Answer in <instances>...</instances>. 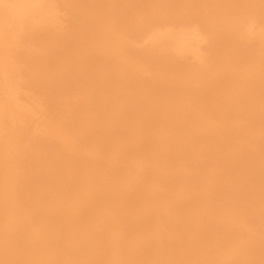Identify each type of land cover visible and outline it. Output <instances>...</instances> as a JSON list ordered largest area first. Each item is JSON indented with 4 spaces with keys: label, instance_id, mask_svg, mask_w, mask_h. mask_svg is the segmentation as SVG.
I'll use <instances>...</instances> for the list:
<instances>
[{
    "label": "rangeland",
    "instance_id": "1",
    "mask_svg": "<svg viewBox=\"0 0 264 264\" xmlns=\"http://www.w3.org/2000/svg\"><path fill=\"white\" fill-rule=\"evenodd\" d=\"M1 2H0V66H1V69H0V81H2L1 82V85H0V139L2 140H0V147H1V145H2V143L4 144V145H6V144H8V146H7V152L8 153H10V155H9V157H7V158H5V159H3L1 156V158H0V164H5L6 165V167H5V169H3V170H1L0 169V186H2V187H0V237H1V239H0V264H12L13 262V264H66L67 262V264H84V263H86L87 262V260H88V258H85V257H89L88 255H85V254H87V253H89L92 249V247H96V245H99L100 244V246H106L107 247V244H108V242L112 239V235H109L108 233H111L112 231H110V232H108V231H106L105 232V234H102L101 236L103 237V239L101 238L100 240H102V243H101V241L99 242V244L97 243L98 241L96 240V243L94 244H92V242L93 241H91V240H94V239H91V238H89V239H85L86 237L88 238V236L90 237V235H89V233H90V231L88 230V229H90V230H92L93 229V227L92 226H94V228H96V226L97 225H95L96 224V221L97 222H99L100 221V217H101V219H102V217H103V215L104 214H101L100 213V211L99 210H97V209H95L93 206H91V205H88V204H86V203H83V205L84 206H81L82 204H76V203H79V202H82V200L80 201V200H78V202H77V198H79V196H77V198H75V201L74 200H72L73 202H71V198L73 197V193H76L75 191L74 192H72V190H71V193L72 194H70V192H67V191H70V187L72 188L73 187V183L72 182H68L69 180H71V181H79V183H80V186H79V188H81V187H84V189H88L89 188V186H91V182H92V180H93V178H95V180L97 181V179H98V177L99 176H97V177H95L96 175H99L100 173H99V171H101V170H99L100 169V167H102V168H104L105 169V167L106 168H111V169H114V170H119V171H123L122 173H120V172H118V175L116 176L117 177V179L118 180H120L121 179V175H124L123 176V181H127L128 180V182L130 183H127L126 185H127V187H128V189H130V191H128V189H127V187L125 186V187H123V189L122 190H124L123 191V193L125 194V192H127L125 195H126V197L128 198V203H129V209L130 208H134L136 205H137V203L138 202H140V205L138 206V210H136V211H138L137 212V214H138V216H135L136 215V212L134 211V216L131 218V220H134V222H136L137 221V219L143 214V215H147V214H149L150 212H152V214H151V220H150V222H147L146 223V225H149L150 227H153V226H155L154 228H155V230H153L154 232H155V236L157 235V234H159V232L161 233V235L163 236L162 237V239L164 238H166V236L165 235H169L166 239H165V242H169V244L168 243H165L166 245H167V247L168 248H165V244H164V239H163V241H162V239H161V236H160V238H158V236H156V238H158V239H156V247H157V245L159 246V247H157V251H159V252H161L162 254L160 255H157V259H160L161 257H162V259H160V260H162V262L164 261V258H165V260H167V259H169V261L170 260H173L175 257H182L183 256V253L181 252V250H183V249H181V248H183V247H181V246H183L184 245V247L185 246H187V242H189V241H192V239H195V240H197V242L199 241L200 242V244H202L203 242L201 241V240H203V239H206V240H203V241H205V243L208 245H213V246H215V247H213L212 248V246L210 247L209 246V248L213 251V256L211 257V258H208V260H210L209 262L211 263V264H214V263H212L211 261H213V260H215V258H218V259H216V261L218 262V264H227V262L226 261H228L227 260V256L230 254V253H232V252H234V251H238L239 249H240V245H242V244H240V245H238L240 242H241V240L242 241H245V242H247L248 244H249V241H250V245H251V242H255V241H258V246H256V247H258L259 248V254H260V251H263L264 252V220H263V218H264V207L263 206H260V204H262V205H264V189L263 190H261L262 188H264V185H263V187L261 186L262 184H264V177H263V174H264V166H262V168L260 169V165H262L261 164V160L260 161H258L260 158L261 159H263V162H264V157H262L263 155H264V152H262L263 150H264V140H263V136H264V134H263V132H264V124H261L262 122L264 123V109H263V106H264V93L262 92V90L264 89V87L262 88L261 86H264V0H117L116 1V5L115 6H113V2H114V0H109V2H111V5L113 6V7H115V9L113 10V7L112 6H109V2L108 1H106V0H102V2L104 3V4H107V2H108V4H107V6L106 7H104V4L102 5L101 3L102 2H100V0L98 1V0H96L97 1V3H100L99 4V6H98V4L96 3V1L94 2V0H84L85 2H83L82 0H80V2H83L82 4L80 3V5H79V0H38V1H36V0H34L36 3H34V1L33 0H0ZM6 1H8V2H6ZM40 1V2H39ZM43 1V3H41ZM46 3H45V2ZM51 1H53V2H51ZM90 3H89V2ZM105 1H106V3H105ZM4 2V3H3ZM6 2V3H5ZM18 2V3H17ZM25 2V3H24ZM27 2H29V3H27ZM31 2V3H30ZM32 2H33V4H35V5H33L32 4ZM47 2H48V4H47ZM69 2V3H68ZM72 4H71V3ZM39 3V4H38ZM45 3V4H44ZM56 3V4H55ZM63 3H65V5L63 4ZM88 3V4H87ZM91 3H93L92 4V6H94V7H89L90 6V4ZM115 3V2H114ZM119 3V4H118ZM17 4H19V5H17ZM22 4V5H21ZM41 4H42V6H41ZM54 4V5H53ZM58 4V5H57ZM87 4V6H85ZM96 4V5H95ZM120 4H121V6H120ZM14 5V6H13ZM16 5V6H15ZM34 7V8H32V6ZM38 5H40V7L38 6ZM47 5H49V6H47ZM53 6V8L51 7V6ZM56 5V6H55ZM68 5V6H67ZM83 5V6H82ZM119 5V6H118ZM27 6H28V8H27ZM78 6L81 8V9H78ZM97 6V7H96ZM101 6H102V9H99V8H101ZM111 7V8H109V7ZM117 6L120 8H118V11H115V10H117L116 8H117ZM13 7H18V8H13ZM58 8V9H56V8ZM77 7V8H76ZM86 7H88L87 9H86ZM12 8L13 9H15V10H12ZM20 8H21V10H20ZM30 8H32L31 10H30ZM75 8V9H74ZM92 9L93 8V10H94V8L95 9H97L96 11L94 10V11H92V12H89V10L90 9ZM108 8H109V10H108ZM123 8H124V10H123ZM27 9V10H26ZM99 9V10H98ZM45 10H47V11H45ZM50 10V11H49ZM76 10V11H75ZM112 10V11H111ZM2 11V12H1ZM13 11H15V12H13ZM27 11V12H26ZM29 11V12H28ZM33 11V12H32ZM36 11V12H35ZM48 11H49V14H48ZM51 11H54V12H52L53 14L51 15L50 13H51ZM58 11V12H57ZM113 11H115L114 12V14H113ZM120 11V12H119ZM18 12V13H17ZM20 12V13H19ZM37 12H39V14L37 13ZM47 12V13H46ZM89 14H91V15H89ZM1 13H2V15H1ZM29 15H28V14ZM31 13V14H30ZM41 13V14H40ZM115 13H116V15L118 16V13L119 14H122V15H119L118 17L115 15ZM124 13V14H123ZM38 16H37V15ZM80 14V15H79ZM81 14H82V16H81ZM84 14V15H83ZM87 14V15H86ZM95 14V15H94ZM109 14H113V16L114 17H116V19H115V21H114V19L112 18L113 16H111V15H109ZM20 15V16H19ZM18 16V17H17ZM22 16V17H21ZM34 16V17H33ZM49 16V17H48ZM87 16H90L89 18L87 17ZM121 16H123L124 18L126 17V16H128V19H124V18H122ZM4 17V18H3ZM24 17V18H23ZM39 17V18H38ZM56 19H58V20H56ZM79 17H81V18H79ZM93 17V18H92ZM36 18V19H35ZM41 18H42V20H41ZM44 18V19H43ZM47 18V19H46ZM48 18H51V19H48ZM84 18V19H83ZM92 18V19H91ZM5 19V20H4ZM7 19V20H6ZM38 19H39V21H38ZM48 20V21H46V20ZM53 19V20H52ZM55 19V20H54ZM79 19V20H78ZM85 19H87L88 21H91V23L90 22H87V20H85ZM117 19H119V20H117ZM41 20V21H40ZM75 20H77V21H75ZM82 20H84L83 22H84V24H82ZM109 20H112L111 22H109ZM117 20V21H116ZM120 20L122 21V22H124V24H125V27L123 26L124 24L122 23V22H120ZM133 20V21H132ZM51 21V22H50ZM92 21H94V22H92ZM130 21V22H129ZM4 22V23H3ZM40 22H41V24L42 25H39L40 24ZM53 22V23H52ZM59 22H61V23H59ZM89 23V24H87V23ZM113 22H115V23H117V24H119V27H117L116 25H115V23H113ZM126 22H129V24L128 23H126ZM6 23V24H5ZM45 23V24H44ZM52 23V24H51ZM54 23H55V25H54ZM59 23V24H58ZM95 23V24H94ZM97 23V24H96ZM109 23V24H108ZM3 24V25H2ZM61 24V25H60ZM64 24V25H63ZM86 24H87V26L88 27H86ZM93 26H92V25ZM103 24H105V25H107V26H105V25H103ZM121 24H122V27H121ZM129 25L128 27L126 26V25ZM47 25V26H46ZM76 25H77V27H76ZM83 25V27H78V26H82ZM111 25H114L113 27L111 26ZM54 26V27H53ZM60 26V27H59ZM85 26V27H84ZM96 26V28L97 29H95L94 27ZM99 26V27H98ZM108 26H111V27H108ZM116 26V27H115ZM2 27V28H1ZM89 27H92V28H89ZM4 28V29H3ZM9 29H10V32L11 33H9V32H5V31H9ZM3 30V31H2ZM92 30H94V31H92ZM96 30H97V32H96ZM107 30V32H105ZM125 30V31H124ZM92 31V32H91ZM4 33V34H3ZM185 33H186V35H185ZM6 34H9V36L8 35H6ZM10 34H12V35H10ZM64 34H66V36L64 35ZM68 34H70V36H68ZM97 34V35H96ZM173 34H177V36H172ZM62 35H63V38H64V36L67 38H65L66 40H68V39H72V38H70V37H74L73 39H74V41H75V39L77 40L75 43H77V45L79 44V43H81L82 45H80L79 44V47L74 43V44H69L70 42L71 43H73V39L72 40H69L70 42L68 43L66 40V42L68 43H66L67 44V47L65 46L66 44H62V43H65L64 42V40H62L63 38H61L62 37ZM72 35V36H71ZM75 35H77V37L75 38ZM179 35V36H178ZM188 35V36H187ZM6 36H8V37H6ZM12 36H14L13 38H12ZM5 37V38H4ZM10 37V38H9ZM59 37V38H58ZM166 37V38H165ZM4 38V39H3ZM9 38V39H8ZM56 38V39H55ZM57 38H58V40L59 39H61L62 41L61 42H59L58 40H57ZM77 38H81V39H77ZM94 38V39H93ZM102 38H103V41L105 42H103L102 41ZM109 38H111V39H108ZM168 38V39H167ZM174 38V39H173ZM223 38V39H222ZM236 40H235V39ZM6 39V40H5ZM13 40V41H11V40ZM107 39V40H106ZM118 39H121L120 41L118 40ZM158 39V40H157ZM223 40L222 41V43H221V41H219V40ZM224 39H225V43L227 44L229 41V43H231V41L232 40H230V39H234V41H235V43H237V41H239L238 43H237V45L235 46V44H234V50H233V44L231 43V45H229V46H231V48L232 49H230V47L229 46H227L226 44V46H227V48H225V47H223L224 45H222V47L224 48L223 49V51H222V48H221V45H220V43L221 44H224L223 42H224ZM52 40H54V41H56L55 42V44H52V43H50ZM90 40H92L91 41V43H89L90 42ZM94 40V41H93ZM101 40V41H100ZM115 40V43H113V41ZM126 40V41H125ZM227 40H229V41H227ZM6 41V42H5ZM14 41H16V42H14ZM54 41H53V43H54ZM97 41L99 42V43H97ZM107 41H111L112 42V44H113V48H112V45H111V43H109V42H107ZM219 41V43H218V45H217V42ZM227 41V42H226ZM14 42V43H13ZM57 42H59V43H57ZM87 42H88V44H87ZM118 42V43H117ZM119 42H121V43H119ZM123 42H125L124 44H123ZM171 44V46H170V44ZM216 42V43H215ZM5 43V44H4ZM11 43V44H10ZM13 43V44H12ZM107 43V44H106ZM108 43H109V45H108ZM239 43H240V47L239 48H237V49H235L236 47H238L239 46ZM10 44V45H9ZM52 44V45H51ZM57 44H58V46H60V47H58L57 46ZM64 45V47H66V48H64L63 46L61 47V45ZM84 44V45H83ZM89 44H90V47L88 48L87 46H89ZM105 44V45H104ZM117 44V45H116ZM118 44H119V47H118ZM121 44H122V46H121ZM4 45V46H3ZM5 45H7V46H5ZM53 45H56V47L58 48V50H59V52H55L54 53V51H56L55 49H57L55 46L52 48V46ZM70 45H75V46H77V47H74L73 46V48H70V47H72V46H70ZM87 45V46H86ZM93 45V46H92ZM101 45V46H100ZM106 45L109 47H107L108 49H111V50H109V51H111V53H108L109 51H108V49L106 50L105 49V47H106ZM117 47V49L115 48V46ZM125 45H126V47H125ZM214 45H217L218 46V48L220 47L221 49H220V51H218L219 49L217 48V46H215L214 47ZM8 46H10L9 48H8ZM182 46V47H181ZM5 47H7L6 49H5ZM68 47H69V50H70V52H69V50H67L68 49ZM87 47V48H86ZM93 47V48H92ZM104 47V48H103ZM120 47H122L121 49H122V51L119 49ZM129 47V48H128ZM174 47V48H173ZM186 47H188V49L186 48ZM229 47V48H228ZM60 48H64V49H66V50H64V49H61V51H60ZM101 48H103V49H101ZM115 48V49H114ZM124 48V49H123ZM183 48V49H182ZM190 48V49H189ZM86 49H87V52H88V54H89V56H88V54H86L87 52H86ZM88 49H89V51L91 50L92 52H90L89 53V51H88ZM101 51H100V50ZM127 49H129L128 51H127ZM214 49H216L215 51L217 52H219L220 54H221V51L222 52H230V53H225V54H223L222 53V55H218L217 54V56H218V60H217V56H216V52L214 51ZM241 51H240V50ZM3 50V51H2ZM6 50V51H5ZM9 50V52H7ZM50 50H53V52L52 51H50ZM62 50H63V52H62ZM94 50H96V51H98L99 50V52L98 53H96V56H97V58H99L101 55V60L103 61L104 60V62H102L100 59H97L96 57V60H98V61H96L95 60V58L93 57V54H95V53H93V51ZM103 50V51H102ZM125 50H126V52H128V54L132 57V59H131V57L128 55V54H126V52H125ZM225 50H227V51H225ZM231 50H233V51H231ZM235 50H239V51H236L235 53L238 55V53L240 52H242V50L244 51V53L242 52V55H240V53H239V55H238V60L235 58L237 55L236 54H231V53H233ZM66 51H68V53L66 52ZM105 51H108V52H106L105 54H106V57H105V54H104V52ZM118 51V52H117ZM119 51H121V56H119ZM124 51V54L122 53ZM4 52H5V55H4ZM61 52H62V54H64V56L63 55H61ZM114 52V53H113ZM217 52V53H218ZM238 52V53H237ZM8 53V54H7ZM58 54L59 53V58H58V55L56 54V55H51V54ZM73 53V54H72ZM2 54V55H1ZM10 54V55H9ZM80 54V55H79ZM83 54H84V57H90V55H92V57L89 59V61H91V62H93V61H95V62H93V63H91V62H88V60L86 59L85 60V58L83 57ZM98 54V55H97ZM103 54H104V56H103ZM228 55V57H230L231 56V59L229 60L228 59V57H227V59L229 60V61H227V59H225L226 57H224L223 55ZM66 55H68V57L66 56ZM109 55V56H108ZM124 55H125V57H124ZM235 57H234V56ZM6 56H8V57H6ZM11 58H10V57ZM53 56V57H52ZM54 56H56L55 58H54ZM80 56V57H79ZM81 56L83 57L82 59H81ZM117 57L118 56V58H115V60L116 59H119L118 60V62L117 61H115L114 60V57ZM123 56V57H122ZM129 58H127V57ZM220 56L222 57V58H224L223 60H222V58L220 59ZM233 56V57H232ZM241 56V57H240ZM63 57V59H61V58ZM73 57L75 58H77V57H79L77 60H76V58L75 59H73ZM103 57V58H102ZM108 57V58H107ZM122 57V58H121ZM7 58V59H6ZM107 59V61L105 60V59ZM109 58H111V59H109ZM152 58H153V60H152ZM235 58V59H234ZM4 59H6V60H8V61H6V62H4ZM11 59V60H10ZM52 59H53V61H52ZM54 59H56V60H54ZM59 59H61V60H59ZM72 59H73V63L71 62L72 61ZM83 59H84V62H83ZM127 59H128V61H129V63H128V61H127ZM135 59V61H133ZM216 59V60H215ZM3 60V61H2ZM13 60V61H12ZM57 60H59L58 62H57ZM63 60H64V62L66 63V61H68L67 63H68V65H70L71 67H69L68 65H66L65 64V67L64 66H59L60 65V63H62L63 62ZM81 61V63H80V61ZM111 60H114V62L112 63V62H109V61H111ZM124 60V62L126 63L125 65H124V63H122V62H119V61H123ZM126 60V61H125ZM151 60V61H150ZM226 60V61H225ZM234 60V61H233ZM54 61H56V63H54ZM105 61H106V63H107V66L109 67V68H107V66H106V63H105ZM133 61V62H132ZM161 61V63L162 64H164V65H160L161 67H159V64L160 63H158V62H160ZM216 61V62H215ZM218 61V62H217ZM221 61V63L220 64H222V62H225V64H222L221 66L222 67H220V64H218L219 66H217V67H219V68H215L214 66H216L217 65V63H219ZM237 61V62H236ZM13 62V63H12ZM60 62V63H59ZM63 62V63H64ZM97 62H101L103 65H104V67L106 68V69H112V68H114V69H112L111 71H113V73L112 72H109L108 71V73H107V80H108V77H109V79H111V74L112 75H115L116 74V72L117 71H121L122 70V67L124 68V67H126V70H127V68L129 67V65H130V62L132 63V66H133V68H132V66L130 65V69H136V74L137 73H139V75H141V76H139L138 74V76L141 78H139L138 76H136V74H135V72H133V71H131L129 68H128V70H129V72H130V76H128L129 75V72H127L126 73V70L125 69H123L122 70V72H123V74H122V76H125V73H126V76L125 77H127L126 79L124 78V77H122L120 74L122 73V72H120V74H116V79H111V80H108V83L106 84V86H104L105 85V82H107V80L105 79L104 80V78H106L105 77V74H106V72H107V70L104 68V67H101V63H97ZM149 62V63H148ZM153 62H154V64H153ZM157 62V65L155 64ZM169 62H171V64L169 63ZM230 62H232L231 64H230ZM9 63V64H8ZM55 65H54V64ZM62 63V64H63ZM72 63V64H71ZM79 63V64H78ZM89 64V66H88V64ZM91 63V64H90ZM121 63V64H120ZM134 63V64H133ZM150 63L151 64H153L152 66L150 65ZM169 63V64H168ZM214 63H216V65L214 64ZM235 63H237L236 65L239 67V68H237V70H235L236 69V65H235ZM7 64V65H6ZM14 64H16V66L14 65ZM57 64V65H56ZM61 64V65H62ZM75 64V65H74ZM79 65L78 67H76L77 65ZM82 64H84L85 65V67L84 66H82ZM115 65V66H113L112 67V65ZM129 64V65H128ZM142 64V65H141ZM146 64V65H145ZM166 64H167V66H166ZM211 65V66H208V65ZM214 64V65H213ZM5 65V66H4ZM74 65V66H73ZM91 65V66H90ZM118 65V66H117ZM137 65H139V67H140V71H139V68H138V66ZM170 65V66H169ZM172 65V66H171ZM174 65H176V66H174ZM10 66H12L11 67V69L9 68ZM14 66H15V69H14ZM93 66V67H92ZM96 66H98V69H95V68H97ZM142 66H143V68H142ZM178 66V67H177ZM181 66V67H180ZM233 66V67H232ZM16 67H17V69H16ZM42 67V68H41ZM57 67V68H56ZM64 67V68H63ZM82 67H84V69L82 68ZM88 67L90 68L91 67V69H88ZM101 67V68H100ZM135 67H137V68H135ZM214 67V68H213ZM232 67V68H231ZM5 68V69H4ZM7 68V69H6ZM56 68V69H55ZM65 68L67 69V70H65ZM74 68V70L72 71V69ZM80 68H82V70L80 69ZM85 68H86V70H85ZM101 69V72H100V69ZM104 68V69H103ZM142 68V69H141ZM210 68H211V70H210ZM227 68V69H226ZM229 68V69H228ZM10 69V70H9ZM63 69V70H62ZM69 69V70H68ZM120 69V70H119ZM212 69H215V70H212ZM2 70V71H1ZM5 70H6V72H5ZM15 70V71H14ZM57 70V72H55V71ZM58 70L59 71H61V73L60 72H58ZM75 70H77L78 71V73H77V75H75L76 73H74V72H76ZM83 71V70H85V73L83 72L82 73V75L81 76H79L78 77V75H80V73L79 72H81V71ZM90 70V71H89ZM102 70H103V72L105 73H103L102 72ZM104 70H106V72L104 71ZM127 70V71H128ZM165 70H167V71H165ZM218 71V73L219 74H221V75H219V74H217L216 72ZM221 70V71H220ZM235 70V71H234ZM242 70V71H241ZM11 71H13V72H11ZM64 71H65V74H64ZM70 71V75L68 74V72ZM88 71V72H87ZM91 71H93V74H92V72ZM97 71H99L100 73H101V78H100V73L99 72H97ZM125 71V72H124ZM148 71V72H147ZM207 71V72H206ZM216 71V72H215ZM236 71H239V72H236ZM31 73V75H30V73ZM62 72H63V74H62ZM86 72H87V74H86ZM96 74H99V75H97V76H99V77H97V76H95V73ZM119 72H117V73H119ZM131 72H133V73H131ZM145 72V73H144ZM168 73V74H166V73ZM174 72V73H173ZM230 72H232V73H230ZM12 73H13V75L14 76H11L12 75ZM33 73H35V74H38V75H33L32 76V74ZM49 74V76H50V78L48 77H46V75L48 76V74ZM50 73H52V74H50ZM57 73H60V74H57ZM89 73L91 74V75H89ZM165 73V74H164ZM212 73V75H210ZM215 73V74H214ZM230 73V74H229ZM8 74V75H7ZM44 74V75H43ZM53 74H55V76H52ZM86 74V75H85ZM162 74H164V76L162 75ZM230 76H229V75ZM241 74L242 75H244V76H242V77H240L241 76ZM3 75V76H2ZM24 78H22L21 76ZM40 75V76H39ZM63 75V76H62ZM64 75H65V77H64ZM83 75H85V76H83ZM87 75H88V77H87ZM102 75H104V76H102ZM118 75H120L121 76V78L118 76ZM142 75H144L143 77H142ZM166 75H167V78H166ZM202 75H204V77L202 76ZM227 75V76H226ZM234 75V76H233ZM236 75V76H235ZM256 75V76H255ZM17 76V77H16ZM20 78H19V77ZM45 76V77H44ZM61 76V77H60ZM84 77V79H81V78H83ZM91 76H92V78H91ZM93 76H94V78L96 79L97 78V80H98V82L93 78ZM131 76H132V78H131ZM135 76L139 79L137 82V84H136V80H137V78H135ZM210 76H212V77H210ZM255 76V77H254ZM262 76V77H261ZM4 79H3V78ZM31 79H30V78ZM39 77V78H38ZM42 77H44V78H42ZM54 77V78H53ZM59 77V78H58ZM72 79L73 78V80H71L70 78ZM77 79H75V78ZM81 77V78H80ZM89 77H90V80H88L89 79ZM102 77H104V78H102ZM115 76H112V78H114ZM130 77V78H129ZM136 79L134 82L132 81L131 82V80L132 79H134V78ZM155 77V78H154ZM216 77V78H215ZM219 77V78H218ZM227 77V80L225 79ZM245 77V78H244ZM254 77V79H255V82L257 83L258 82V80H260V82L259 83H255L257 86H259V87H261V88H259V87H257V88H259V90L255 87V84L253 85V83H254V79H251V78H253ZM260 77V78H259ZM22 78V79H21ZM33 78H35V79H33ZM40 78H42V79H40ZM47 78V79H46ZM53 78V79H52ZM62 78V79H61ZM85 78H87V80L85 79ZM208 78H210V79H208ZM217 78H218V80H217ZM223 78V79H222ZM241 78V79H240ZM244 78V79H243ZM248 78V79H247ZM8 81H7V80ZM37 79V81H35ZM40 79V80H39ZM52 79V80H51ZM55 79H56V81H55ZM67 79V80H66ZM81 79V80H80ZM100 79H102V82H101V80ZM121 79V80H120ZM128 79H130V80H128ZM168 79V80H167ZM215 79V80H214ZM222 79V80H221ZM231 79V80H230ZM239 79H240V81H239ZM242 79H243V81H242ZM82 80H83V82H82ZM100 80V81H99ZM118 80V81H117ZM142 80H144L145 82H142ZM165 80V81H164ZM211 80V81H210ZM238 80V83H239V85L237 84V81ZM245 80H246V82H245ZM44 81V82H43ZM89 81V82H88ZM91 81H94V83L93 82H91ZM113 81H116V83H114L113 84ZM119 81H121V83L119 82ZM127 81V82H126ZM241 81L243 82V84L241 83ZM248 81H250V83L248 82ZM16 84H15V83ZM41 83V85H40V83ZM47 82L49 83V84H47ZM59 82V83H58ZM73 82V83H72ZM76 82H79V83H77L76 84ZM85 82L87 83V86L85 85ZM91 82V83H90ZM99 82H101V83H99ZM130 82V85H129V87L131 88V89H129V87H128V83ZM150 82V83H149ZM156 84H155V83ZM169 82V83H168ZM176 82H177V84H176ZM210 82V83H209ZM215 82H216V84H215ZM236 82V83H235ZM15 84L16 86H13V84ZM39 83V84H38ZM46 83V84H45ZM55 83V84H54ZM61 83V84H60ZM74 83H75V85H74ZM98 83V84H97ZM109 83H111V84H113L112 86H111V84H109ZM119 83H120V85L122 86V89H121V87H120V85H119ZM123 83V84H122ZM127 83V84H126ZM134 83V84H133ZM162 83V84H161ZM173 83V84H172ZM232 83H234L233 85H238L239 86V88H237V86L234 88V90H233V85H232ZM241 83V84H240ZM245 83H247V86H250V84H251V86L248 88V87H246L245 86ZM249 83V84H248ZM260 83H262L261 85H259ZM72 84V85H71ZM81 84V85H80ZM93 84V85H92ZM102 84V85H101ZM115 84H116V86H117V89H118V86L120 87L119 88V90H121V92L119 91V90H117L116 89V87H115ZM125 84L127 85V87H125ZM140 84H142V86L140 85ZM146 84V86H144ZM147 84H151V86L150 85H148L147 86ZM153 84V85H152ZM159 84V86H157ZM168 86H167V85ZM212 84H215V85H212ZM9 85V86H8ZM43 85V86H42ZM100 85V86H99ZM108 85V86H107ZM123 85H124V89H123ZM137 85H139V86H137ZM174 85V86H173ZM176 85H178V86H176ZM232 85V86H231ZM241 85V86H240ZM21 86V88H19ZM47 88H46V87ZM79 86L81 87V88H79ZM90 86H92V87H90ZM94 86V87H93ZM153 86V87H152ZM162 86V87H161ZM173 87V89H172V87ZM208 86V88L207 89H205L206 87ZM210 86H212V88H210ZM215 86V87H214ZM232 87V89L230 90V87ZM254 86V88H256V89H254L255 91H253V89H250V88H252ZM45 87V88H44ZM62 87V88H61ZM66 87H67V89H66ZM85 88V91H84V88ZM99 87H101V88H99ZM111 87H114V94H118V92L117 91H119V94H120V96L121 95H124V98H125V95H129L128 97H126L125 99L124 98H122V99H124V101L125 100H127L129 97H130V95H131V97L133 96V98L135 97L136 98V96H138V99H142L143 101H144V99H146V97L145 98H143L144 96H146L147 94H149L150 93V91H151V93H150V95H147V99L144 101V104H145V106H143L144 104H141V103H143V101H140V100H138L137 98H136V102L135 101H132V100H134L133 98H131L132 100H127V101H129V102H121V99H120V96L119 95H117V97H119V100L118 99H116L117 97H116V95H115V97L116 98H114V96H112V95H108V93H109V91H113V90H109L108 88H111ZM134 87H138V89H136V88H134ZM146 88L148 91H149V93L148 92H146V91H144L143 93H140L141 91H143V90H145L144 88ZM148 87V88H147ZM151 87V88H150ZM168 87L170 88V90L168 89ZM175 87H176V90H175ZM242 87L244 88L245 87V89H242ZM7 90V92L4 90ZM10 88V89H9ZM96 90V92L94 91V89ZM103 88V89H102ZM143 88V89H142ZM248 88V89H247ZM2 89V90H1ZM13 89H14V91H13ZM15 89H17V90H15ZM20 89H22V90H20ZM42 89V90H41ZM80 89H82V90H80ZM91 89V90H90ZM93 89V90H92ZM99 89V90H98ZM111 89H113V88H111ZM127 89H128V91H127ZM141 89V90H140ZM158 89V90H157ZM210 89V93H208L209 90ZM212 89H213V91H212ZM235 89H236V91H235ZM238 89V90H237ZM239 89H242L241 91H242V93H241V91L239 90ZM261 89V90H260ZM62 92H61V91ZM79 90V91H78ZM88 90H90V91H88ZM109 90V91H108ZM116 90V91H115ZM122 90H124V91H122ZM133 90V93L131 94V91ZM139 91L140 90V92L139 93H137L136 91ZM155 90V91H154ZM174 90V91H173ZM216 90V91H215ZM233 90V91H232ZM244 90H246V92H243ZM12 91V92H11ZM60 91V94L62 95H58V92ZM70 91H72V92H70ZM91 91H93V93L91 92ZM107 91V92H106ZM166 91H168L166 94L168 95V97H167V95L164 93V92ZM177 91V92H176ZM223 91H224V93H223ZM237 91H239L240 93L238 94V92ZM258 91V92H257ZM261 91V92H260ZM264 91V90H263ZM16 92H18L17 94H16ZM67 92V93H66ZM82 92V93H81ZM91 92V93H90ZM127 92H129V93H126ZM162 93L163 95L165 94L166 95V97H165V95L163 96V95H161L162 96V100L160 99L161 98V96L159 95V93ZM171 94H170V93ZM233 92H234V94H233ZM256 92H257V94H256ZM259 92H260V94H262L260 97H261V99H263V101H261L260 100V102L262 103V105H259V98L260 97H258V95H260L259 94ZM15 93V94H14ZM57 94V96H56V94ZM63 93H64V95H63ZM69 93V94H68ZM87 93V94H86ZM95 93V94H94ZM101 93H102V95H101ZM122 93V94H121ZM147 93V94H146ZM209 96L208 98H207V96H206V94ZM250 93V95L252 96V97H254V96H256V97H254L253 99H252V97H250L249 98V94ZM75 94V95H74ZM83 94V95H82ZM85 94V95H84ZM92 94H94V96L96 97H94ZM97 94H99V95H97ZM105 94H106V99H105V101H102V100H104V96H105ZM109 94H113V92L112 93H109ZM113 94V95H114ZM135 94H136V96H135ZM140 94V95H139ZM146 94V95H145ZM155 94H157L156 96H155ZM212 96H211V95ZM245 94H247V98H249V99H246L244 96H246ZM68 97H67V96ZM72 95V96H71ZM89 95V97L87 98V96ZM143 96L142 98H140L139 96ZM152 95V96H151ZM158 95L160 96V98L158 97ZM202 95V96H201ZM222 95V96H221ZM236 95H239V97L238 96H236ZM5 98H3V97ZM10 98H9V97ZM75 96V97H74ZM93 96V97H92ZM149 96V97H148ZM170 96V97H169ZM205 96V97H204ZM225 96V97H224ZM241 96V97H240ZM71 97V98H70ZM80 99H78V98ZM91 97V98H90ZM122 97V96H121ZM153 97V100H151V99H148V98H152ZM165 97V100L163 99ZM222 97V98H221ZM223 97H224V100H222L223 99ZM238 97V98H237ZM243 97V99L245 98V102L247 103V101H251L250 102V104H253V106H251L250 104H249V102L247 103V104H245V103H243V99H241L240 100V98H242ZM258 97V98H257ZM12 98V99H11ZM14 98V99H13ZM64 98V99H63ZM65 98H68L67 100L65 99ZM108 98H109V101H111V102H109L108 103ZM197 98V99H196ZM228 98V99H227ZM236 98V99H235ZM4 100V102H3V100ZM16 99V100H15ZM55 99V100H54ZM78 101V102H76V100ZM85 99L88 101H85ZM92 99H93V102L94 101H97V102H94V103H92L91 101H92ZM112 99L115 101V102H117V103H112ZM130 99V98H129ZM157 101H156V100ZM215 99V100H214ZM221 99V100H220ZM234 99V100H233ZM256 99V100H255ZM38 100H39V102H38ZM58 101V104H57V101ZM75 102H74V101ZM82 100V101H81ZM100 101V103H99V101ZM148 100H149V102H148ZM153 102L154 100V103L155 104H157V103H160V104H157V105H159L162 109H163V107H165L166 106V104H167V106H166V108H169V111L170 110H172V108H174V107H176V109H177V107H178V109H182L181 110V112L177 109H175L174 108V111H171V112H167V110L168 109H166L165 110V108L163 109V110H165L164 112L165 113H168L170 116H169V118L168 117H166V116H168L167 114L165 115L164 114V112H161V111H163L161 108L158 110H156V109H153V108H159L157 105L156 106H154L155 104L153 103L152 104V102ZM162 101V103H164V102H166V103H164V105H163V107H162V103H161V101ZM170 100V101H169ZM217 100V101H216ZM232 100V101H231ZM253 100H255L256 101V103H255V101H253ZM37 101V102H36ZM63 101L65 102V104H67V107L69 108V110L67 109V112H66V108L64 109L63 108ZM69 101V102H68ZM72 101V102H71ZM107 101V103H103V102H106ZM113 101V102H114ZM130 101H131V103H130ZM138 101H140V102H138ZM160 101V102H159ZM169 101V102H168ZM224 101H227V102H223ZM237 101L239 102L238 104H236L237 103ZM240 101L242 102V104H240ZM253 101V102H252ZM81 102V103H80ZM84 102V103H83ZM136 103V104H132V103ZM157 102V103H156ZM217 102H218V104H217ZM231 102V103H230ZM236 102V103H235ZM3 103V104H2ZM9 104V106H8V104ZM96 103H97V105H99V104H101L98 108L96 107L97 105H96ZM99 103V104H98ZM103 103V104H102ZM138 103H140L142 106H143V109H147V111H145V113H144V110H142L141 111V105H140V107L138 106L137 107V105H138ZM147 103V104H146ZM151 105H149V104ZM228 103H230V104H228ZM258 103V104H257ZM9 107V108H7V106ZM12 104H14V105H12ZM45 104V105H44ZM64 104V105H65ZM74 106V107H72V105ZM76 104V105H75ZM81 104V105H80ZM83 104V105H82ZM106 104V105H105ZM111 105V107H112V112H114L115 110H116V112H117V110H118V107L120 108V107H122L123 106V108H125V109H123V108H120L119 109V111H120V113H122V121H121V127H127V125L126 124H128V123H130V122H133V120H134V118H135V120H136V123L137 122H139L138 120H140V121H144V125L146 126V129H147V127H148V129H150V130H146V132H143L142 134L140 133V134H138V136L139 137H136V136H134V139H135V142L137 141L138 143H135L134 142V139L133 138H131L130 137V140H128V138L129 137H126L128 134H126V133H123L124 134V137H123V134H122V138H121V134L120 135H118V137L117 138H115V140L113 139V141L112 140H109V139H104L103 138V136L105 135V133H103V131L105 132V126H103V127H100V124H98L99 122H100V120H101V117H102V115H100V114H107V115H104L102 118L104 119H102L101 121H103V122H105L106 121V119H107V116H111V114H109V112H111V109L109 110V111H107V112H105V111H102V110H104V108L105 107H109V105ZM114 104H116V105H114ZM118 104V105H117ZM121 106H120V105ZM170 104V106L168 107V105ZM228 104V105H227ZM231 104L233 105V104H236V106H234V107H236L235 108V110H233L234 108H233V106H231ZM249 104V105H248ZM256 104H257V107H258V109H257V107H256ZM40 105V106H39ZM55 105V106H54ZM87 105L89 106V107H87ZM91 105H93V107H92V109H91ZM94 105H95V107H94ZM126 105H128V108H130L131 106H133L134 108H137V111H136V113H135V115H134V113L132 112V108H130V109H128L127 108V106ZM131 105V106H130ZM146 105H147V107L148 108H146ZM149 105V106H148ZM220 105L221 106H223L222 108L220 107ZM242 105H245V106H247V109H246V107L245 106H242ZM255 105V106H254ZM4 106H5V109H4ZM16 106V107H15ZM77 106V107H76ZM82 106V107H81ZM116 106V108L117 109H115L114 110V107ZM130 106V107H129ZM154 106V107H153ZM212 107L213 108V110L215 111H213L212 110V108H211V110L213 111H211L210 110V112H208V113H211L210 114V116H209V114L208 113H206V114H208V115H205V116H202V114L204 113H202V111H201V109L202 108H205L203 111H205V112H207L208 110L207 109H210L209 107ZM217 106V108H221V109H218V110H221V111H217V108H215ZM227 106V108L226 109H224V111H223V108H225ZM228 106H230V107H228ZM251 106V108H249L248 109V107H250ZM28 107V108H27ZM100 107H102L101 109H100ZM111 107H109V108H111ZM182 107V108H181ZM238 107H239V111L237 110L238 109ZM256 107V108H255ZM20 108V109H19ZM86 110V113H85V110ZM87 108V109H86ZM95 108V111L93 110ZM150 108L152 109V110H150ZM232 108V109H231ZM254 108V109H253ZM260 108V109H259ZM10 109V110H9ZM20 111H19V110ZM30 109V110H29ZM42 109V110H41ZM89 109L91 110V111H89ZM99 109V110H98ZM139 109H140V111H139ZM148 109H149V111L150 112H148ZM229 109H231V111L229 110ZM244 109V110H243ZM252 109H253V112H251V115H250V110L252 111ZM257 109V110H256ZM262 109V110H261ZM12 110H15V111H12ZM21 110H22V112H21ZM26 110V111H25ZM114 110V111H113ZM121 110H126L125 112H122ZM155 110V111H154ZM188 110V111H187ZM225 110H226V112H225ZM227 110H228V113H230L231 115H235V114H237V115H239V117L236 115V116H232V117H230V115L227 113ZM237 110V111H236ZM246 110L248 111L247 113H246ZM257 111V114H255V111ZM2 111V112H1ZM10 113H9V112ZM35 111V112H34ZM38 111H39V113H38ZM44 111V112H43ZM76 111V112H75ZM84 111V112H83ZM119 111L117 112L118 114H120L119 113ZM130 112L129 114H127L126 112ZM139 111V114H137V112ZM175 111H176V113H175ZM187 111V112H186ZM193 111H195V113L193 112ZM199 111V112H198ZM225 112V114L223 113V112ZM236 113H235V112ZM240 111H242V115H241V113H239ZM245 111V112H244ZM14 112H16V113H14ZM34 112V113H33ZM37 112V113H36ZM95 112V113H94ZM99 112H100V114H99ZM111 112V113H112ZM115 112V113H116ZM144 114H147L146 115V117H144L145 115H143V113ZM146 112H148V113H146ZM154 112H160L159 114H163V115H165L164 117H163V115L161 114V115H159V114H157V117L155 118V116H156V113H154ZM173 112H174V118H172L171 116H172V114H173ZM185 112V113H184ZM193 112V113H192ZM258 112H261L260 114L258 113ZM19 113V116H20V114H21V116L20 117H18V115H16V114H18ZM33 113V114H32ZM69 113V114H68ZM83 113H85V114H83ZM92 113H94V114H92ZM97 113V114H96ZM116 113V114H117ZM132 113H133V115L135 116H132ZM150 113H153V119H152V117H151V114ZM170 113H172V114H170ZM192 113V114H191ZM200 113H202V114H200ZM217 113H218V115L220 114L221 116H222V113H223V117H224V119L219 115H217ZM252 113H254L253 114V116H254V118H257L258 119V117L259 118H261V119H263L261 122H260V119H259V121L258 122H260V123H258L257 122V119H254L253 117H252ZM3 114V115H2ZM11 114V115H10ZM45 114V115H44ZM82 114V115H81ZM109 114V115H108ZM115 114V115H116ZM117 114V115H118ZM124 114V115H123ZM148 114H149V116H150V118L152 119V120H154V119H159L160 117H158V115L159 116H161V118L163 117V118H168L167 120L166 119H164L165 121H164V123H162L163 121H161V120H163V119H159L161 122V124H160V126L161 125H163V126H159L158 127V125H159V123H157L156 124V122L158 121V120H154V121H150V118H148L149 119V121H148V119H147V116H148ZM178 115V117H176L175 118V115ZM179 114H180V116L183 114L184 115V117H180L179 116ZM188 114V115H187ZM205 114V113H204ZM214 114H216V116H218V117H221V120L223 119L227 124H228V127H230V128H232L231 130L232 131H235V133L233 134V132L232 131H229V129H227L228 127H227V125H222V123H223V120H222V122H218V121H221L220 120V118H219V120L216 118V116L214 115ZM262 115V117L261 116H259V115ZM6 116V120H5V116ZM15 115V116H14ZM32 115V116H31ZM41 115V116H40ZM98 115H99V117H100V120L98 119L99 117H98ZM127 115H130V117L132 116L133 117V119H132V117H131V120L129 119L128 120V116ZM138 115V116H137ZM182 115V116H183ZM191 115V116H190ZM192 115H193V117H192ZM226 115H228L229 117L227 118L226 117ZM246 115V117L247 118H250V117H252V118H250V119H252L251 121H249L250 119H246V117L245 118H243L244 116ZM250 115V116H249ZM255 115H256V117H255ZM42 116H44V117H42ZM85 116H87L86 117V119H85ZM106 116V117H105ZM126 116V117H125ZM142 116V117H141ZM192 120H190V119H188V117ZM196 116V117H195ZM203 118H202V117ZM211 116H212V118H211ZM258 116V117H257ZM23 117V118H22ZM33 117H34V119H36V120H34L33 119ZM35 117H37V118H35ZM50 119H49V118ZM84 117V118H83ZM96 117V118H95ZM98 117V118H97ZM201 117V118H200ZM205 117V118H204ZM238 117V118H237ZM9 118V119H8ZM17 118V119H16ZM22 118V119H21ZM40 118V119H39ZM44 118H47V119H44ZM85 119V120H81V119ZM138 118H140V119H138ZM146 118V119H145ZM183 118V119H182ZM186 118V119H185ZM207 118V119H206ZM226 118H227V121H229V120H231V123L230 122H227L226 121ZM231 118H233V119H231ZM236 118H237V120L238 121H240V122H238L237 120H236ZM25 119V120H24ZM27 119H28V121H27ZM33 119V120H32ZM44 119V120H43ZM178 119V120H177ZM181 119V120H180ZM195 119V120H194ZM198 119H200V120H203V121H198ZM205 119V120H204ZM243 119H245V120H243ZM254 119V120H253ZM1 120H3V121H1ZM10 120V121H9ZM22 120V121H21ZM57 120V121H56ZM95 121V123H94V121ZM135 120H134V122L132 123L133 125H134V123H135ZM172 120V121H171ZM174 120V121H173ZM197 120V121H196ZM216 120H218V121H216ZM232 120H234V122L237 124H234V122H232ZM45 121V122H44ZM50 121V122H49ZM92 122V123H90V122ZM96 121H99V122H96ZM146 121H147V123H148V126H147V123H146ZM168 121V122H167ZM242 121V122H241ZM255 121V122H254ZM6 124H5V123ZM11 122V123H10ZM53 122H54V124H53ZM56 122V123H55ZM83 122H85V123H83ZM103 122H100L101 124L103 123ZM150 122H154L153 124L152 123H150ZM159 122V121H158ZM191 122H194V124L193 123H191ZM204 122V123H203ZM207 122V123H206ZM217 122V123H216ZM246 122V123H245ZM248 122L250 123H253V124H255L256 126L255 127H251L253 124H251L250 123V125H248ZM14 123V124H13ZM45 123V124H44ZM76 123V124H75ZM78 123H79V125H81L80 127H79V125H78ZM91 125H90V124ZM198 124L199 123V125H196V124ZM215 123L217 124V125H215ZM225 123V124H226ZM5 124V125H4ZM14 126H13V125ZM26 124H28V125H26ZM47 124V125H46ZM71 124H73V125H71ZM83 124V125H82ZM93 124V125H92ZM154 124H156L155 126H157V128L154 126ZM164 124H165V126H164ZM180 124V125H179ZM189 124V125H188ZM193 124V125H192ZM200 124H206V127L204 126V128H202V125H200ZM214 124V125H213ZM221 124V125H220ZM224 124V123H223ZM7 125V126H6ZM20 127H19V126ZM24 125V126H23ZM62 125V126H61ZM85 125V126H84ZM86 125H88V126H86ZM103 125H104V123H103ZM106 125V124H105ZM126 125V126H125ZM130 127L132 126L131 124H128ZM150 125V126H149ZM190 125H192V126H190ZM196 125V126H195ZM209 125V126H208ZM236 125V126H235ZM247 125V126H246ZM1 126H2V128H1ZM16 126V127H15ZM28 126V127H27ZM49 126V127H48ZM59 126V127H58ZM97 126H99L98 128H101V130L103 129V131H101V130H97L98 128H97ZM102 126V125H101ZM129 126H128V128H129ZM144 126V127H145ZM155 127V128H149V127ZM179 126V127H178ZM182 126L183 127H186V128H182ZM216 126V127H215ZM218 126V127H217ZM220 126V127H219ZM221 126H223L222 128L224 129V132H223V129L221 128ZM234 126V127H233ZM244 126H246V128H247V130H246V128L244 127ZM250 126V128H252V130L255 128V131H256V133H253V131L252 130H249L248 129V127ZM5 127V128H4ZM11 127V128H10ZM30 127V128H29ZM38 129H36V128ZM76 127V128H75ZM89 127V128H88ZM95 127V128H94ZM105 127V128H104ZM166 127V128H165ZM168 127H169V129H168ZM170 127H173V128H170ZM176 127V128H175ZM192 127H194L193 129H192ZM201 127V128H200ZM211 127H212V129H211ZM226 127V128H225ZM242 127V128H241ZM257 127H258V129H259V131H261V132H258V129H257ZM260 127L263 129H261L260 130ZM81 129L80 131H79V129ZM91 128V129H90ZM123 128V129H124ZM165 128V129H164ZM177 128H179V129H177ZM190 129L191 131H194V132H192V134H190L191 133V131L189 130V131H187L186 129ZM214 128V129H213ZM244 128V129H243ZM8 129V130H7ZM31 129V130H30ZM45 129V130H44ZM50 129V130H49ZM85 129H86V131H85ZM94 129H96V130H94ZM125 129H127V128H125ZM166 129H168L167 131H166ZM175 130L176 131V133H173V132H175V131H173V132H169V130ZM177 129V130H176ZM183 130L184 132H189V133H185V134H183V133H181V132H179V134H178V130ZM200 129V130H199ZM203 129H204V131H203ZM208 129H210V130H208ZM235 129V130H234ZM257 129V130H256ZM16 130H20L19 132L17 131V133H16ZM30 131V132H28V131ZM40 130V131H39ZM42 130V131H41ZM55 130V131H54ZM73 130V131H72ZM82 130H84L85 132H86V135H85V133H84V131H82ZM87 130H89L90 131V133H92V135L91 134H89V132H87ZM201 132L200 134L202 135V137H201V135L200 136H196L198 133H199V131ZM228 130V131H227ZM248 130H249V133H248ZM2 131V132H1ZM8 131H10V132H8ZM13 131V132H12ZM39 131V132H38ZM50 132V134H48L47 135V133L45 134V132ZM54 131V132H53ZM67 131V132H66ZM98 131H101V132H98ZM142 131H145V129L143 128V130ZM197 131H198V133H197ZM207 131H209V132H207ZM230 132V133H227V132ZM237 131V132H236ZM250 131H251V133H250ZM254 131V132H255ZM15 132V133H14ZM23 132H24V134H23ZM36 132V133H35ZM73 132V133H72ZM100 133H103V134H101V137L99 136V134ZM150 132V133H149ZM164 132V133H163ZM169 132V133H168ZM196 132V133H195ZM232 132V133H231ZM239 132V133H238ZM5 133H6V135H5ZM13 133L15 134V135H13ZM20 133V134H19ZM40 133V134H39ZM43 133V134H42ZM66 133L69 135V136H67L66 135ZM96 134V138L95 137H91V136H93L94 134ZM146 133V134H145ZM156 133H157V135H156ZM194 133V134H193ZM211 134V136H213V137H211L210 136V134ZM214 133V134H213ZM217 133V134H216ZM228 135H227V134ZM245 133V134H244ZM252 133H253V135H252ZM8 134V135H7ZM52 134V135H51ZM73 134V135H72ZM89 134V135H88ZM146 135V136H144V135ZM165 134H170V135H165ZM171 134H174V137H172L171 136ZM177 134V136H175ZM181 134V136H183V135H187L186 137H182V140L180 139H177L178 138V136ZM183 134V135H182ZM188 134H189V136H188ZM207 134H208V136H207ZM219 134V135H218ZM221 134V135H220ZM231 134V135H230ZM80 135H84V137H81ZM97 135H98V137H97ZM159 135V136H158ZM162 135V136H161ZM193 135H195V138L196 137H198V138H193L192 136ZM199 135V134H198ZM203 135H204V137H203ZM215 135V136H214ZM224 135H227L226 137H224L223 138V136ZM243 135V136H242ZM256 135H257V137H256ZM81 137V139L84 141V142H82L81 143V140L78 138V137ZM85 136H87V137H85ZM129 136V135H128ZM140 136H141V139H140ZM143 136H144V138H143ZM155 136V137H154ZM166 136V138H164ZM219 136V137H218ZM255 136V137H254ZM4 137V138H3ZM50 138V139H48V138ZM52 137V138H51ZM64 137H66V139H64ZM89 137V138H88ZM164 138L163 140H161L162 138ZM169 137H171V138H169ZM215 137V138H214ZM234 137V138H233ZM263 137V138H262ZM16 138H18V139H16ZM23 138V139H22ZM57 138V139H56ZM73 138V139H72ZM86 138H88V140H86ZM91 138H95V140L97 139V140H99L100 138H101V140H103L102 142L101 141H97L96 140V142H98V145H100V146H103V147H97L98 145H96L97 143H93V142H95L94 140H92ZM124 138V139H123ZM173 138V139H172ZM176 138V139H175ZM192 139V141H194V142H192L191 140V144L189 145L188 143H186V144H184V142L186 141V139ZM200 138L201 139H203V141L202 140H200ZM216 138H218V139H216ZM255 138H257V139H255ZM11 139V140H10ZM43 140V141H41V140ZM54 139V140H53ZM69 139V140H68ZM79 140V143H80V145H79V143H78V140ZM122 139V140H121ZM128 140V142H127V140ZM167 139H168V141H167ZM197 140V141H195V140ZM198 139H199V141H198ZM208 142H210V143H212L213 145H216L217 144V147L219 148H217L216 146H213V149L211 150L210 148H208V144H207V141ZM209 139V140H208ZM211 139H212V141H211ZM217 140V142L219 143V145H218V143H216L214 140ZM225 139V140H224ZM246 139V140H245ZM248 139V140H247ZM250 139H251V141L252 140H254V144H255V146L254 145H252L251 143H253V141L251 142L250 141ZM262 140L261 142H259V141H257V140ZM12 140H14V141H12ZM44 140H45V144H44ZM48 140L50 141V143L48 142ZM57 140V141H56ZM66 140H68V141H66ZM73 140V141H72ZM90 140H92V142H91V144L90 143H88V142H90ZM105 140L106 141H108L109 140V142H111V143H113L114 141V144H109V146H111V147H109L107 144H108V142L106 143L105 142ZM119 140V141H118ZM123 140H125V141H123ZM133 140V141H132ZM145 140V141H144ZM170 140H178V141H180L179 142V144L181 143L182 145L184 144V146L186 145V146H190L189 148H187L186 147V150L184 149L183 150V148H185L184 146H182L181 145V150H179V147H180V145H178L177 147H176V144H174L175 146H171V148H173V149H175L174 151L173 150H171L170 149V147H168L167 145H164V144H166L167 142H170ZM206 142H205V141ZM10 141H11V143H10ZM18 141H19V143H18ZM27 141H30V142H28L27 143ZM36 141V142H35ZM70 141V142H69ZM75 141H77L76 143L77 144H74L73 145V143L75 142ZM87 141V142H86ZM122 141H123V143H122ZM142 143V146H140L139 144H140V142ZM153 141H156L157 143H158V141H161L160 143H164L165 141V143L163 144V146H162V150H163V153L162 152H160L159 150V152H157V145L155 146V143L156 142H153ZM205 142V143H203L202 144V142ZM233 141V142H232ZM236 141V142H235ZM250 141V142H249ZM22 142V143H21ZM62 142H64V145H63V143ZM69 142V143H68ZM85 142L86 143H88L87 145H88V147H87V145L85 144ZM118 142V143H117ZM119 142H121V143H119ZM127 142V143H126ZM130 142V143H129ZM183 142V143H182ZM187 142V141H186ZM189 142V141H188ZM195 142H197L195 145H194V147H192L191 145H193ZM239 142V143H238ZM245 142L247 143L246 145H247V147H246V149L245 148H243V147H245ZM12 143H14V144H12ZM26 143V144H25ZM30 143V144H29ZM46 143L48 144V145H46ZM102 145H101V144ZM115 143H116V145H115ZM125 143V144H124ZM144 143V144H143ZM160 143H158V145L160 144ZM171 143V142H170ZM170 143H168V144H170ZM193 143V144H192ZM198 143H201L200 145L198 144ZM232 143H234V145H235V147H234V145L232 144ZM241 143V144H240ZM261 143V144H260ZM50 144V145H49ZM83 144H85L84 146H83ZM93 144L96 146H93ZM126 144H130V145H132V147L129 145H127L126 146ZM145 144H146V146H145ZM151 145V147H150V145ZM154 144V145H153ZM173 144V143H172ZM199 145V147H198V145ZM225 144V145H224ZM25 145V146H24ZM44 145V146H43ZM73 146V147H71V146ZM77 145H79L77 148H75L74 146H77ZM114 145V146H113ZM123 145H124V147H123ZM148 145H149V147H150V149H148L149 147H148ZM171 145V144H170ZM203 145H204V147H203ZM208 145V146H207ZM220 145H221V147H220ZM233 145V147H234V149H233V147H231ZM238 145V146H237ZM240 145H242L241 147H239ZM257 145V146H256ZM258 145H260V146H258ZM10 146H14V147H10ZM18 146V147H17ZM47 146V147H46ZM52 146V147H51ZM57 146V147H56ZM70 146V147H69ZM83 146V147H82ZM113 146V147H112ZM144 146V147H143ZM152 146H154V148L156 149H154ZM197 146V147H196ZM211 146V145H210ZM230 148H232V149H229V147ZM239 148V150H238V148ZM250 146L253 148H250ZM20 147V148H19ZM39 149H38V148ZM68 147H69V149H68ZM94 147V148H93ZM106 147V148H105ZM109 147V148H108ZM131 147V148H130ZM135 147L137 148V149H135ZM164 147V148H163ZM175 147V148H174ZM203 147V148H202ZM207 147V149H205ZM224 147V148H223ZM225 147H226V149H227V147H228V151L225 149ZM259 147H263V150H261L262 148H259ZM13 148V149H12ZM30 150H29V149ZM44 148V149H43ZM55 148V149H54ZM58 148V149H57ZM60 148H62V149H60ZM83 148H85V149H83ZM98 148V149H97ZM103 148H105V149H103ZM112 148V149H111ZM130 148V149H129ZM194 148V149H193ZM196 148V149H195ZM222 148V149H221ZM241 148H243V149H245L244 150V152L247 150L248 151V149H250L249 151H251V152H253V156L250 158V159H252L251 160V164H252V166H254L255 165V167H252L251 166V164L249 163L250 161H248V160H250L249 159V155H251L250 153L249 154H247V151L244 153V152H242V150H241ZM15 149V150H14ZM53 149V150H52ZM66 149H67V151H66ZM70 149H72V151L71 152H69V150ZM119 149V150H118ZM133 149H135V152H134V150ZM180 151V152H178V150ZM189 149H193V151H191V150H189ZM201 149H203V151L204 152H201L202 150ZM221 149V150H220ZM238 151H237V150ZM258 151H257V150ZM14 150V151H13ZM22 150H23V153H22ZM34 150H35V152H34ZM40 150H42L43 152H41ZM50 150V151H49ZM89 150H90V154H89ZM96 150L97 151H100L99 153L98 152H96ZM103 150H106V151H104L103 153H105L106 152V155H104L103 153H102V151ZM109 150V151H108ZM116 150H118V151H116ZM129 151L130 152V154H128L129 152H127V151ZM168 150V151H167ZM171 150V151H170ZM190 151L189 152V154H188V152H185V151ZM209 150V151H208ZM224 150H226V151H224ZM254 150V151H253ZM25 151V152H24ZM27 151H29V152H27ZM37 151V152H36ZM50 152V154H51V156L49 155V152ZM56 153H55V152ZM88 151V152H87ZM93 151V152H92ZM94 151L96 152V153H94ZM114 151H116L117 153H115V155L114 154H109V153H114ZM122 151H124V152H122ZM173 151V152H172ZM182 151H184L183 153H185L184 154V157L182 156V155H180L181 153H182ZM208 151V152H207ZM222 151V152H221ZM223 151H224V153H225V155H227V156H223V159L225 160V161H227V162H225V161H223L224 163H228V165L226 166V165H224L225 167H222V164H223V162H218V161H222V155L224 154L223 153ZM1 150H0V154H1ZM14 152V153H13ZM41 152V153H40ZM53 152V153H52ZM67 152V153H66ZM92 152V153H91ZM121 152V153H120ZM131 152H132V154H131ZM143 152V153H142ZM172 152V153H171ZM177 152V153H176ZM210 152H212L211 154H210ZM238 153V155H233L234 153ZM241 152V153H240ZM254 152L255 153H257V154H254ZM261 152H262V154H261ZM17 153H19V154H17ZM34 153V154H33ZM37 153V154H36ZM48 153V154H47ZM64 153V154H63ZM74 155V156H72L71 157V155L72 154ZM87 153V154H86ZM93 153H94V155H93ZM98 153V154H97ZM123 153V154H122ZM126 153H127V155H128V157H129V160H128V157H126L127 155H126ZM134 153H136L135 154V156H134ZM159 153V154H158ZM167 153H168V155L170 156V158L172 157V161H173V163H170V158H169V156L167 155ZM171 153V154H170ZM175 153V154H174ZM179 153V154H178ZM206 153H208V155L206 156ZM220 153H223V154H220ZM227 153V154H226ZM231 153V154H230ZM242 153H244L243 155L247 158H244V156L242 155ZM12 154V155H11ZM28 154V155H27ZM31 154L34 156H31ZM36 154V155H35ZM55 154H57L56 156H55ZM97 154V155H96ZM107 154H109L108 156H107ZM120 154V155H119ZM160 154H166V155H164V157H165V159L164 160H166V161H164V160H162L163 159V155L161 156ZM177 154V155H176ZM199 154V155H198ZM205 156H204V155ZM216 154V156H218L219 154H220V157H216V159L218 158L219 160H216L215 159V157H214V159L216 160V161H214L213 160V162H212V158H213V156ZM15 157H14V156ZM47 155V156H46ZM68 155H70L69 157H71L70 159H68L67 157H68ZM86 155V156H85ZM88 155H93V158H91V157H89V158H87L88 157ZM104 155V156H103ZM126 155V156H125ZM141 155V156H140ZM180 155V156H179ZM201 155H203V158H202V156ZM230 155V156H229ZM243 157H242V156ZM246 155H248V157L246 156ZM256 155V156H255ZM28 156H29V160L27 161V159H28ZM97 156V159H95V157ZM99 156V157H98ZM130 156H133V157H130ZM148 156V157H147ZM175 156V157H174ZM179 156V157H178ZM199 156V157H198ZM235 156V158L232 160V158ZM238 156V160L240 159L239 157H241L242 159V162H243V160H245V162H243L242 164H241V160L240 161H238V164H240V165H238V167H236V165H237V163H235V162H237L235 159H236V157ZM257 156H261V157H258V158H255V157H257ZM11 157V158H10ZM26 157V158H25ZM47 157V158H46ZM61 157V158H60ZM62 157H63V159H64V157H66V159H68L67 161H66V159H64V160H62ZM104 157V158H103ZM118 157V158H117ZM123 157V158H122ZM139 157H141L142 159H140ZM181 157V158H180ZM196 157H198V159L199 160H197L196 159ZM207 157H208V159H207ZM227 157H228V159H227ZM35 158V159H34ZM37 158V159H36ZM72 158H75L74 160L72 159ZM115 158V159H114ZM169 158V162L167 161V159ZM176 159V160H173V159ZM179 160H178V159ZM221 158V159H220ZM227 160H226V159ZM258 159V160H254V159ZM41 159H42V161H41ZM48 159H50L49 161H47ZM58 159L60 160H62V161H58ZM72 159V160H71ZM83 159V163H82V160ZM90 159V160H89ZM96 161H95V160ZM99 159V160H98ZM118 159V160H117ZM126 159V160H125ZM202 159V160H201ZM209 159H211V160H209ZM5 160V161H4ZM8 160V161H7ZM34 160V161H33ZM46 162H45V161ZM92 160V161H91ZM96 162V163H94V161ZM135 160H137L136 162H134ZM180 160H183V162L182 161H180ZM194 162H193V161ZM202 162H201V161ZM204 160V161H203ZM209 160V161H208ZM230 160H232V162L233 163H231V161ZM5 163H4V162ZM24 161V162H23ZM59 163H61V165L60 164H57L58 162ZM76 161V162H75ZM100 161V162H99ZM105 163H104V162ZM119 161V162H118ZM129 161V162H128ZM198 161H200V162H198ZM210 163H208V162ZM235 161V162H234ZM246 161H247V163H246ZM20 162V163H19ZM33 162V163H32ZM63 162H65V163H63ZM70 162L71 163H73L72 165L70 164ZM86 162V163H85ZM88 162H89V164H88ZM101 162L103 163V165L101 164ZM107 162V163H106ZM117 164H115V163ZM160 162V163H159ZM169 164H168V163ZM207 162V163H206ZM256 162V163H255ZM257 162H259L258 163V165H257ZM29 163V164H28ZM49 163H51L50 165H47V164ZM55 163H56V165H55ZM74 163H76V164H74ZM91 163H93V164H95V165H97L98 163H100L99 165H101V166H99L98 165V167H94V165L93 164H91ZM159 163V164H158ZM204 165H203V164ZM211 163H212V165H211ZM213 163H214V165H213ZM220 164L219 166H220V168H219V166H217V165H215V164ZM244 163H246V164H244ZM255 163V164H254ZM9 164V165H8ZM25 164V165H24ZM54 164V166H52ZM70 164V165H69ZM85 164H87L88 166L91 164V166L90 167H94V169H88V166H87V168H86V165ZM104 164H105V166H104ZM109 164V165H108ZM115 164V165H114ZM135 164V165H134ZM193 164H194V168H196V170H197V164L200 166H202V167H204V169H201V170H204V171H201V170H199L200 168H198V172H193V174H192V172H191V170L193 171ZM196 164V165H195ZM209 165V166H206V165ZM250 164V166H248V165ZM254 164V165H253ZM260 164V165H259ZM20 167H19V166ZM31 165V166H30ZM42 165V166H41ZM75 165V166H74ZM76 165H77V167H78V170H75V169H77V167H76ZM85 165V166H84ZM145 165V166H144ZM168 165H169V167H168ZM187 165H191L190 166V169L188 168L189 166H187ZM233 165V166H232ZM242 165V166H241ZM243 165L244 166H248V172L247 171H245V167H243ZM264 165V164H263ZM33 166V167H32ZM41 166V167H40ZM49 166H50V168H49ZM58 166V167H57ZM73 167V169H74V167H75V169H74V171H76V172H78V173H76L75 172V174H74V171H73V169H72V167ZM82 166V168H80ZM113 166V167H112ZM120 166V167H119ZM128 166H130V167H128ZM163 167L164 169H166V171L165 170H163V168H162V170L160 169L159 170V168H161V167ZM200 166V167H201ZM214 166V168H212V167ZM217 166V168H215ZM8 167V168H7ZM38 167H39V169H38ZM48 167V169H49V171L51 172V174H50V176H49V171H48V169H46L45 170V168H47ZM53 167H55V169H57V173H58V170H60L59 171V173H60V175L62 176H57L58 174L56 173V170L53 168ZM60 167V168H59ZM70 167V168H69ZM85 168V170H84V168ZM89 167V168H90ZM134 167V168H133ZM140 167V168H139ZM142 167V168H141ZM158 167V168H157ZM166 167V168H165ZM167 167H168V169H167ZM201 167V168H202ZM208 167H211V168H208V170H207V168ZM222 167V168H221ZM237 168L236 170L234 169V171H233V168ZM256 167H259V171H258V168H256ZM51 168H53V170L51 169ZM59 168V169H58ZM126 168H128V169H126ZM148 168V169H147ZM151 168V169H150ZM153 168V169H152ZM173 168H174V170H173ZM232 168V169H231ZM252 168H254V172H256V173H258L259 175H255L254 174V172H252V171H250ZM43 169V170H42ZM69 169V170H68ZM70 169H72V171H71V173H68L69 171H70ZM80 169L83 171H85V172H80ZM98 169V170H97ZM104 169H102V171L104 170ZM171 171H170V170ZM206 169V170H205ZM226 169V170H225ZM231 169V170H230ZM240 169V172L238 171ZM246 169V170H247ZM23 171V172H19V171ZM52 170V171H51ZM55 170V172H54V174L52 173L53 171ZM88 170V171H87ZM126 170V171H125ZM145 170V171H144ZM225 170V171H224ZM242 170V171H241ZM30 171V172H29ZM40 171H41V174H40ZM147 171V172H146ZM189 171V172H188ZM208 171V172H207ZM218 171V172H217ZM234 172V175L236 176V177H233V178H230V177H232L231 175H233V174H231V172ZM29 172V173H28ZM46 174H45V173ZM62 172V173H61ZM89 172H90V174H89ZM95 172H98L99 174H95ZM141 172V173H140ZM166 172V173H165ZM169 172V173H168ZM191 172V173H190ZM213 172V173H212ZM221 172V173H220ZM224 172V173H223ZM251 172V173H250ZM10 173V174H9ZM19 173V174H18ZM24 173V174H23ZM26 173H28L29 175L27 176V174ZM43 173V174H42ZM65 173V174H64ZM73 173V174H72ZM80 173H83V175H80ZM86 173V174H85ZM121 175H120V174ZM135 173V174H134ZM138 173V174H137ZM151 173L153 174V173H155V174H153V175H155L154 177H153V175H151ZM183 173H185V174H183ZM195 173V174H194ZM199 173V174H198ZM203 173H207V174H203ZM212 173V174H211ZM216 173V174H215ZM245 173V174H244ZM249 173H250V176H249ZM14 174V175H13ZM18 174V175H17ZM53 174V175H52ZM70 174H72L71 175V177H70ZM77 174H78V176L79 177H77V178H75V179H73L75 176H77ZM85 174V175H84ZM89 176H88V175ZM176 174V175H175ZM178 174H181V176L183 175L184 177H185V179H186V181L187 182H185V179L183 180V179H181V178H179V177H181L180 175H178ZM196 174H198L197 176H195ZM203 174V175H202ZM210 174H211V176H210ZM223 174H224V176H225V178L223 179ZM227 174H230L229 175V178H228V175ZM247 174V175H246ZM8 175V176H7ZM9 175H11V176H9ZM20 175V176H19ZM24 175L26 178H24V176L22 177V176ZM35 175H37V176H35ZM41 175V176H40ZM44 175H46V177L44 176ZM48 175V176H47ZM69 175V176H68ZM75 175V176H74ZM120 175V176H119ZM137 175H138V177H137ZM141 175V176H140ZM144 175L146 176V177H144ZM167 175H168V178H166L167 180H165V177H167ZM173 175V176H172ZM178 175V177H174V176H177ZM187 175H188V178H187ZM221 175H222V177H221ZM227 175V176H226ZM233 175V176H234ZM241 175L243 176H247V177H250L249 179H252L251 177H255V181L254 180H250V181H248V184L247 183H245V182H240V178H241V180L242 179H244V178H242L241 177ZM18 176V177H17ZM40 178H39V177ZM43 176L46 178L45 179V182H44V178H43ZM70 177L71 179H69L68 177ZM91 176V177H90ZM101 176V175H100ZM140 176V177H139ZM158 176H160L161 177V179L158 177ZM164 176V177H163ZM182 176V177H183ZM202 176V177H201ZM204 176H206V177H204ZM209 176V177H208ZM221 178H220V177ZM238 176H239V178H238ZM256 176L259 178V177H261L262 178V180H261V178H259L260 180H261V182L263 181V183H259L258 182V178H256ZM4 177V178H3ZM7 177V178H6ZM29 177V178H28ZM32 177V178H31ZM33 177H35V178H37L36 179V181H37V183H36V181L35 180H33ZM42 177V178H41ZM52 178V179H54L55 177H57V179H55V181L57 182L56 183V185H55V181L54 180H51L50 178ZM66 177H67V179H66ZM81 177H83L82 179L83 180H81L80 178ZM126 177H127V179H126ZM153 177V178H152ZM171 177H173V178H175V179H179L178 181L179 182H177L176 180H174L173 178H171ZM195 177V178H194ZM197 177H199V178H201V179H203V180H201V179H199V178H197ZM218 177V178H217ZM245 178L246 180H249L248 178ZM254 177H253V179H254ZM15 178V179H14ZM18 180H17V179ZM62 178H64V179H62ZM79 178V179H78ZM97 178V179H96ZM149 178V179H148ZM158 178V179H157ZM205 178V179H204ZM208 178H209V180H211L209 183H208ZM222 179V180H225V181H223L222 182V180L221 181H219L220 179ZM7 179H11V180H7ZM14 179V180H13ZM30 180L31 179V182H24L23 180ZM40 179V180H39ZM41 179H42V185H43V187L46 185V183H48L45 187L46 188H48L47 189V193L45 194L44 193V191L46 190L45 189V187H44V190H43V187H41ZM47 179H48V182H47ZM58 179H60V180H58ZM66 180V182H67V185H65V181L63 182L62 180ZM69 179V180H68ZM122 179H121V181H122ZM126 179V180H125ZM155 179V180H154ZM162 180V181H160V180ZM164 179V180H163ZM168 179H170V180H174V181H176L177 183L175 184V182H173V181H170V180H168ZM194 179H196L197 181L199 180L200 182H201V184L204 186V188H203V186L200 184V182L198 181H195ZM208 181H207V180ZM229 179H234V181L236 180V181H238V182H232L231 180H229ZM68 180V181H67ZM135 180H136V183H135ZM144 180H145V182H144ZM157 180H159V181H157ZM182 180H183V183H182V185L184 184L185 186H182V185H180L181 184V182H182ZM191 180H192V182L193 183H196V184H193L192 182H191ZM216 180V184L214 183V181ZM259 180V181H260ZM5 181V182H4ZM10 181H12L11 183H10ZM15 181V182H14ZM16 181H20V186L23 188H21V187H19L18 188V190H16L17 188L15 187L16 186V183H18V182H16ZM22 181V182H21ZM39 181V182H38ZM52 182L51 184H52V187L51 186H49L48 187V185H50V182ZM53 181H54V183H53ZM150 181H151V183H150ZM157 181V182H156ZM167 183H166V182ZM172 182L173 184H175V186L177 185V187L178 186H181L180 188L178 187V189H177V187H175L173 184H171V185H169V183L168 182ZM202 181H204V183L206 184H204ZM209 184H207L206 182ZM217 181H219V183H217ZM243 181V180H242ZM245 181V180H244ZM258 182V184H257V182ZM23 182H24V184L26 185H29V186H25V185H23ZM149 182V183H148ZM159 182V183H158ZM189 182V184L188 185H186L187 183ZM192 183V185H191V183ZM211 182H213V183H211ZM229 182V183H228ZM233 184H232V183ZM247 182V181H246ZM249 182H250V184H249ZM256 182V184L257 185H260L261 186V189L259 188V187H257V185L256 184H254ZM13 183H15V184H13ZM45 183V184H44ZM60 183V184H59ZM64 183V185L65 186H63L62 184ZM68 183L70 184L71 183V185L72 186H68ZM133 183V184H132ZM166 184V185H162V184ZM186 183V184H185ZM199 183V185H197ZM211 183V184H210ZM236 183V184H235ZM238 183V184H237ZM5 184H7L6 186H3V185H5ZM9 184V185H8ZM53 184H54V186H53ZM136 184V185H135ZM138 184V185H137ZM217 186L218 185V187H215V185ZM226 184V185H225ZM228 184V185H227ZM15 185V186H14ZM30 185H32V186H30ZM35 185V186H34ZM61 185V186H60ZM144 185H145V187H146V189L144 188ZM167 185H169L170 186V188H172L173 189V191H172V189L171 190H169L170 188L169 187H167L166 188V186ZM194 185V186H193ZM210 185H212V186H210ZM237 185H239V187H237ZM17 186H19V183H18V185ZM40 186V187H39ZM56 186V187H55ZM143 186V187H142ZM152 186H154V187H152ZM160 186V188H159V190H158V187ZM190 186H192L191 188H188V187H190ZM197 186H198V189H196L197 188ZM201 188H200V187ZM208 186H209V188H208ZM232 186V187H231ZM246 186H248L247 188H246ZM254 186V187H253ZM15 187V188H14ZM26 187V188H25ZM29 187L31 188V189H29ZM51 187V188H50ZM63 187H68L67 188V191H66V189L64 190L63 189ZM163 187V188H162ZM187 187V188H186ZM214 188L213 189V191H212V189L211 188ZM8 188V189H7ZM14 188V189H13ZM41 188V189H40ZM54 188H55V190H54ZM157 188V189H156ZM162 188V190H160ZM167 190H166V189ZM176 188V189H175ZM183 188V189H182ZM186 188V189H185ZM209 190H208V189ZM217 188V189H216ZM219 188H220V190L221 191H224L225 189H226V191L225 192H221L222 194H224V197L226 198H223V196H222V194L221 193H218L219 192ZM241 188V189H240ZM254 188H256L255 190L256 191H254L253 189ZM12 189V190H11ZM22 189V190H21ZM35 189V190H34ZM53 190L52 192H55V193H52L51 191H49V190ZM69 189V190H68ZM149 189L151 190V191H149ZM193 189V190H192ZM197 190V193H196V190ZM201 189V190H200ZM202 189H203V191H202ZM235 191V193H233V195L231 194L232 193V191L233 190ZM17 191V193H18V195L16 196V191ZM24 190H27V191H25V192H23ZM34 190V191H33ZM60 190V191H59ZM66 191V193H68V194H66L64 191ZM166 190V191H165ZM184 190V191H183ZM192 190V191H191ZM202 191V192H200V191ZM214 190H216V191H214ZM230 190V191H229ZM236 190H238V191H236ZM247 190V191H246ZM252 190V191H251ZM2 191V192H1ZM9 192L8 194L6 193H3V192ZM21 191V192H20ZM28 191H30V194L32 195V196H34L33 198H31L30 197V194H29V192ZM37 191V192H36ZM61 192V194L59 193L58 194V192ZM137 191V192H136ZM163 193H162V192ZM173 192V196L170 194V193H168V192ZM174 191H175V193H174ZM180 193H179V192ZM195 191V192H194ZM209 191H211L210 193H209ZM227 191H229V192H231V193H229L228 195H227ZM233 191V192H234ZM243 191V193H241V192ZM245 191V192H244ZM28 192V193H27ZM39 192H41L43 195H41ZM140 194H139V193ZM144 193V194H142V193ZM148 192V193H147ZM177 192H178V194H177ZM184 192V193H183ZM194 192V193H193ZM214 192V193H213ZM215 192H216V194H217V196H219L220 194V196L218 197V198H216L217 196L215 195ZM248 192H250V193H248ZM257 192V193H256ZM263 192V193H262ZM15 193V194H14ZM21 193V194H20ZM25 193V194H24ZM38 193H39V195H38ZM50 193H52V194H50ZM63 193V194H62ZM153 193H154V195H153ZM164 193H166V194H164ZM201 195H200V194ZM204 193H205V195H204ZM209 193V194H211V195H207V194ZM237 193H238V196L239 197H237L236 195H237ZM244 194L245 195V198L244 197H242L241 196V194ZM254 193V194H253ZM263 194V196H262V194ZM28 196H27V195ZM47 195V199H46V196L45 195ZM57 196H59V195H62L61 196V198H62V200H61V198H60V202H62L63 204H64V202H65V204L67 205L68 204V207L66 206V209L67 210H69L68 208H70V210L68 211V215H64V214H67V210L65 209V208H59V207H61V205H62V203H61V205H59V207L58 208H56L57 207V205H55L54 206V203L55 204H60V202H58L57 201V199H59V198H54L56 195ZM64 194H66V195H64ZM159 196H158V195ZM170 194V195H169ZM246 194H247V196H246ZM8 195V196H7ZM24 195H25V199H22V197L24 198ZM72 196V197H69V196ZM135 195H136V197H135ZM143 195H145V196H147V197H145V196H143ZM162 195V196H161ZM164 195H165V197H164ZM215 195V196H214ZM243 195V196H244ZM256 195V196H255ZM56 196V197H57ZM157 198H155V197ZM212 196H214L213 198H212ZM9 197V198H8ZM16 198V199H14V201H12V198ZM21 197V198H20ZM64 197V198H63ZM68 197V198H67ZM74 197H76L75 195H74ZM143 197H145V198H143ZM149 197V198H148ZM161 197V198H160ZM166 198V197H168V199L166 198L165 200H167V202L164 200V198ZM170 197V198H169ZM174 198V200H172L173 198ZM189 197V198H188ZM205 198L204 200L203 199H200V198ZM207 197V198H206ZM222 197V198H221ZM248 197V198H247ZM3 198V199H2ZM8 198V199H7ZM31 198V200H29V199ZM35 198V199H34ZM37 198V199H36ZM40 200H39V199ZM53 198H54V200H53ZM68 199V200H66V199ZM70 198V199H69ZM132 198V199H131ZM138 198H139V200H141L143 203L145 202L146 203V205H148L147 206V208L145 207L146 205L145 204H143L141 201H139L138 200ZM144 200H146V201H144ZM148 198V199H147ZM220 198V199H219ZM229 198V199H228ZM233 198V199H232ZM240 198H241V200H240ZM247 198V199H246ZM250 198V199H249ZM20 199H22V200H20ZM26 199H28L29 201H27ZM50 199H51V202H49L50 201ZM65 199V200H64ZM160 199H161V202H160ZM163 199V200H162ZM172 200L173 202H171L170 203V200ZM199 199V200H198ZM231 199H232V201H231ZM235 199V200H234ZM238 199V200H237ZM246 199V200H245ZM8 200V201H7ZM19 200V201H18ZM25 200H26V202L28 203H25ZM35 200V201H34ZM45 200V201H44ZM52 200H53V202H52ZM64 200V201H63ZM132 200V201H131ZM135 200V201H134ZM152 200V201H151ZM190 200H192V202L190 201ZM200 200H203V202L202 201H200ZM213 200V201H212ZM234 200V201H233ZM257 200H259L260 202H257ZM4 201V202H3ZM16 201V202H15ZM36 201H38L37 202V205L38 206H36ZM66 201H68V202H66ZM138 201V202H137ZM151 201V202H150ZM186 201V202H185ZM217 201H219V203H217ZM244 201H249V203L247 202V204L244 202ZM252 201V202H251ZM261 201H263V203L261 202ZM15 202V203H14ZM21 202V203H20ZM22 202H24L23 204H22ZM30 202H31V204H30ZM35 202V203H34ZM41 202L42 203H44L43 204V206H42V204H41ZM136 202V203H135ZM151 204H150V203ZM153 202V203H152ZM177 202V203H176ZM201 204H203V205H200V203ZM209 202H210V204H209ZM214 202V203H213ZM215 202H216V204H215ZM235 202V203H234ZM243 202H244V204H243ZM257 202V203H256ZM5 203H6V205H5ZM10 203V204H9ZM14 203V204H13ZM18 203V204H17ZM51 203V204H50ZM74 203V205H73V208L71 209V207H70V205L71 204H73ZM127 203V204H128ZM148 203V204H147ZM191 203V204H190ZM206 203H207V205L208 206H212V208H211V210H209V208H208V210L207 209H204L205 207H206ZM16 204V205H15ZM20 204H21V206H20ZM33 204H35V206L36 207H38V208H36ZM41 204V205H40ZM45 204H46V206H45ZM65 204H64V206L62 205V207H65ZM70 204V205H69ZM136 204V205H135ZM141 204H143V206H144V208H143V206L141 205ZM169 204V205H168ZM179 204H182V206L181 205H179ZM198 204H199V206H198ZM205 204V205H204ZM213 204L215 205V208H216V212H218L219 211V208L221 209L220 211H223L224 209V212H218V213H216V212H213L214 214H213V216L214 215H216V217L214 216V218H215V225H214V223L212 224L211 223V221L212 222H214V218H213V220H211L212 219V217L213 216H211L212 215V210L214 209V207H213ZM223 205V206H219V205ZM233 204V205H232ZM256 204H258V205H256ZM8 205V206H7ZM17 205H19V206H17ZM22 205H26L25 207L27 208H25V207H23ZM39 205H40V207H39ZM75 205H77L76 207H75ZM132 205V206H131ZM134 205V206H133ZM177 205V206H176ZM189 205V206H188ZM195 205V206H194ZM251 207H253V208H251ZM5 206V207H4ZM13 206V207H12ZM17 206V207H16ZM31 206V207H30ZM50 206V207H49ZM55 207L56 209H58V210H56L55 208L53 209L52 207ZM140 206H142V209H141V207ZM169 206V207H168ZM170 206H171V208L172 207H174V208H172V211H171V208H170ZM183 206H185L186 208V211L184 210V207ZM204 208H203V207ZM217 206V207H216ZM258 206V207H257ZM80 207H82V209L80 208ZM159 207V209H157ZM183 207V209H181ZM193 207V208H192ZM202 207V208H201ZM219 207V208H218ZM222 207V208H221ZM259 207H261L260 209H258ZM262 207H263V209H262ZM7 208V209H6ZM11 208V209H10ZM24 208H25V210H24ZM28 208H29V210H28ZM30 208H32L31 210H30ZM79 208H80V210H79ZM90 208V209H89ZM165 210H164V209ZM168 208L170 209V210H168ZM194 209V211L192 210V209ZM198 208V209H197ZM207 208V207H206ZM36 209V210H35ZM39 211H38V210ZM42 209H43V212H42ZM59 209H61V210H59ZM93 209V210H92ZM178 209V210H177ZM188 209V210H187ZM202 209V210H201ZM218 209V210H217ZM251 209V210H250ZM262 209V210H261ZM17 210H19V211H17ZM26 210H28V211H30V213L28 212V211H26ZM55 210H56V212L58 211V213L56 214V213H54L55 212ZM62 210H65V211H63L64 212V214H62L61 215V213H63V212H60V211H62ZM143 210H145V211H143ZM158 210V212H156ZM176 210V211H175ZM190 210H192L195 214H193V212L191 213V212H189ZM195 210H197L196 212H195ZM200 210H201V213H200ZM261 210V211H260ZM2 211H3V214H2ZM12 211H13V213H12ZM37 211V213H35V212ZM49 212V214H50V212H52V214H50V216L48 217V219H50V221L47 219V221L46 220H43L42 218H44V217H42L41 218V215L42 214H44V213H48ZM54 211V212H53ZM81 213H80V212ZM141 212V214H140V212ZM143 211V212H142ZM258 211V212H257ZM23 212V213H22ZM60 212V213H59ZM157 213V214H155V213ZM165 212H167L166 214H164ZM177 212V213H176ZM183 212V213H182ZM208 212H209V214H211L210 216H208L209 214H208ZM211 212V213H210ZM246 212H247V214H246ZM251 212L253 213V216H252V214H251ZM18 215H17V214ZM24 213H25V215H24ZM32 213V214H31ZM54 213V214H53ZM89 213V214H88ZM95 214V215H93V214ZM162 213V214H161ZM196 213H197V215H196ZM203 213H205V215L203 214ZM248 213H250L249 215H248ZM28 214V215H27ZM33 214H35V215H33ZM63 218V219H61L60 218V216ZM84 215V216H82L81 217V215ZM201 214H203L204 215V218H206L207 216H208V219L206 218L205 220H203L204 222H205V225H204V223H203V221L202 220H199V218L201 219V217H203V215H201ZM217 214H219V216H221L220 218L217 216ZM221 214V215H220ZM248 215V217H246V215ZM255 214H257V216H258V218L255 216ZM260 214V215H259ZM21 215V216H20ZM23 215V216H22ZM30 215V216H29ZM37 215V216H36ZM40 217H39V216ZM45 215V214H44ZM43 215V216H44ZM52 215H55V217L54 216H52ZM71 215V216H70ZM159 216L160 218H162L163 219V221H160V220H162V219H158L157 218V216ZM162 215H165V217L164 216H162ZM180 215V216H179ZM196 215V216H195ZM207 215V216H206ZM226 215V216H225ZM243 215V216H242ZM16 216H20L19 217V221H18V217H16ZM32 216V217H31ZM35 216V217H34ZM68 216H70V217H68ZM81 218H80V217ZM87 216V217H86ZM90 217V219H93V221H95V223L92 221V220H90V219H88L89 217ZM156 216V217H155ZM170 216V217H169ZM172 216V217H171ZM206 216V217H205ZM261 216V217H260ZM2 217V218H1ZM6 217V218H5ZM24 217V218H23ZM26 217V218H25ZM38 217V218H37ZM65 217V218H64ZM74 217L75 218H77V219H74ZM85 217H86V219H85ZM168 217V218H167ZM178 217V218H177ZM194 217V219H193V221H192V218ZM223 217H225L224 219H223ZM255 218L254 220L252 219V218ZM11 218H12V221H11ZM32 218H34L35 220H37L38 219V222L37 221H35L34 219H32ZM39 218H41V220L39 219ZM54 218L56 219L55 220V223H53L54 222ZM70 218V219H69ZM72 218V219H71ZM98 218H99V220H98ZM134 218V219H133ZM137 218V219H136ZM170 218V219H169ZM183 218V219H182ZM198 218V219H197ZM26 219V220H25ZM66 219H68V220H66ZM83 219V220H82ZM136 219V220H135ZM174 221V223H173V221ZM179 221H183V223H181L182 225H178V223L179 222H177V220ZM185 219L186 220H188V219H190V221L191 222H189V224L188 223H186V224H184L185 222ZM42 222V224H40L39 222L40 221ZM59 220V221H58ZM65 221V223H67L68 221H69V223L71 224L72 222H73V225L75 226L76 225V227L78 228V225H80L81 224V221H82V223L83 224H81L80 226L81 227H83V225H84V222L87 224H85L84 226L85 227H83L84 229H81L80 227V229L78 228L75 232H74V234H77V237H79L78 239H77V237H75L74 236V234L73 233H71L70 232V229L69 228H71V226H73L72 224H71V226H70V224H65L64 225V221ZM71 220V221H70ZM78 220V221H77ZM130 220V221H131ZM167 221V222H165V221ZM176 220V221H175ZM198 220H199V222L201 221V223H199L198 222ZM210 221V222H207V221ZM225 220V222H223ZM241 220V221H240ZM22 221H24V222H22ZM57 221V222H56ZM77 221V222H76ZM91 222V223H93V224H91V223H89V222ZM154 221V222H153ZM218 221H219V223H218ZM221 221H222V223H221ZM227 221V222H226ZM229 221V222H228ZM239 221H240V223H239ZM253 221H255V222H253ZM22 224H21V223ZM45 222H52L51 224H50V226H49V223L47 224V223H45ZM59 222V223H58ZM62 222V223H61ZM80 222V223H79ZM157 222H159V223H157ZM163 222V223H162ZM198 222V225H196V223ZM232 223V227L234 228L235 227V231H234V229H232L234 232H236V231H238V235H239V231H241L242 229H243V232L241 233V234H243L244 235V238H241V234H240V237L237 235H235V233L232 231V233L234 234V236L233 237H235L236 239H240V240H236L235 242H234V238L232 239V242L233 243H235L234 245L232 244V247L233 246H235V247H237V246H239V247H237V248H235L234 249V247L232 248L231 247V245H230V242H229V245L225 242V245L227 246L226 248L228 249L229 248V246L231 247V249L232 250H229V251H231V252H228L227 253V249L225 248L224 249V244H218V245H215V244H213V240L210 242V238H216V240L217 239H219L220 238V233H219V235L218 234H216L215 236H211V233H213L211 230H213L214 228L213 227H216L217 229H219L220 231H224V233L226 232V231H229L228 230V227H226L228 224H231ZM233 222H234V224H233ZM236 222H237V224L239 223V225H237V227L235 226L236 225ZM247 222H249V225H247L248 223ZM2 223V224H1ZM88 223L90 224L89 226H88ZM132 223H133V221H132ZM149 223H151V224H149ZM161 223V224H160ZM208 223H210V225H214V226H210ZM218 223V224H217ZM220 223H221V225H220ZM225 223V224H224ZM257 223V224H256ZM5 224V225H4ZM17 224V225H16ZM40 224V225H39ZM152 224H153V226H152ZM162 224H165V225H162ZM193 224H195V226H198V229L196 230V228H193L194 227V225ZM200 224H201V226H200ZM206 224H208V226L210 227H208V226H206ZM20 225V226H19ZM56 225H58V226H56ZM60 225H62V227H64V228H62ZM70 227H69V226ZM169 225V226H168ZM171 225V226H170ZM184 225H185V227H184ZM190 225H192V226H190ZM204 225V226H203ZM220 225V226H219ZM223 225V226H222ZM226 225V226H225ZM251 225V226H250ZM16 226V227H15ZM21 226H23V227H21ZM24 226H26L25 228H24ZM41 228H40V227ZM47 226V227H46ZM54 226H56V227H54ZM60 226V227H59ZM86 226H88V228L86 227ZM162 226V227H161ZM200 226V227H199ZM206 226V227H205ZM224 226H225V228H227V230L225 231V228H224ZM239 226H241L242 227V229L240 230V229H237ZM9 229H8V228ZM19 227V228H18ZM59 229H58V228ZM68 227V230L66 229ZM90 227V228H89ZM92 227V228H91ZM157 227L160 229H162V230H159V229H157ZM170 227V228H169ZM172 227V228H171ZM175 227V228H174ZM176 227H177V229H176ZM188 227V228H187ZM189 227H191V228H189ZM220 227H222V228H220ZM241 227H239V228H241ZM11 228V229H10ZM27 228V229H26ZM40 228V229H39ZM46 228L47 229H49V230H52L53 232H50L49 231V233H48V231L46 230ZM52 228V229H51ZM55 228V229H54ZM87 230H86V229ZM164 228H165V230H164ZM169 228V229H168ZM200 228V229H199ZM202 228H204V229H202ZM206 228L208 229H210V231H207L206 230ZM4 229V230H3ZM8 229V230H7ZM16 229H17V232H16ZM19 229H20V231H19ZM23 229V230H22ZM42 229H44L45 231L43 232V230ZM54 229V230H53ZM61 229H63V231L61 232V234H63V233H66L67 232V234L66 235H59V233H60V231H61ZM64 229H66V230H64ZM172 229H176V231L178 232V235H177V233L175 234L174 232H176V231H171ZM183 229V230H182ZM188 229L190 230V232L188 231ZM208 229V230H209ZM222 229V230H221ZM245 229H249V231L247 230V231H245ZM256 229V230H255ZM6 230H7V232H6ZM10 230V231H9ZM15 230V231H14ZM57 230V232H55ZM60 230V231H59ZM159 230V231H158ZM187 230V231H186ZM196 230V231H195ZM199 230H200V232H201V234H200V232H199ZM205 230H206V232H205ZM253 230V231H252ZM6 233H5V232ZM23 231H24V233H23ZM45 234V235H43V233ZM59 231V232H58ZM66 231V232H65ZM83 233H82V232ZM89 233H88V232ZM165 233H164V232ZM171 231V232H170ZM193 231H195V232H193ZM223 231H222V233H223ZM250 231L253 233L254 231V233L252 234V233H250ZM257 231V232H256ZM262 231H263V233H262ZM12 232H15V233H12ZM19 232V233H18ZM26 232V233H25ZM69 232V233H68ZM77 232V233H76ZM166 232H168V233H166ZM172 232H173V234H172ZM180 232V233H179ZM205 232V233H204ZM207 232H209V236H207L208 235V233ZM248 232V233H247ZM2 233H4V234H2ZM10 233L12 234V235H10ZM42 233V234H41ZM52 233V234H51ZM54 233L56 234V235H54ZM78 233H82L83 234V236H84V234H85V236H84V238H83V236H80L81 234H78ZM107 233V234H106ZM113 233V232H112ZM162 233H164V234H162ZM197 233H198V236L200 235V237L201 238H203V237H205V238H203V239H200V237L199 238H197L196 239V237L194 238V236H197ZM246 233V234H245ZM258 233V234H257ZM2 234V235H1ZM18 234V235H17ZM20 234H21V236H20ZM70 236H69V235ZM74 236V238L72 237V235ZM226 234H227V232H226ZM29 235H30V237H29ZM49 235H54V236H52V237H50ZM88 235V236H87ZM107 235V236H106ZM171 235V236H170ZM175 235H176V237H175ZM249 235V236H248ZM250 235H251V237H250ZM259 235V236H258ZM5 236V237H4ZM15 236H18V237H16L15 238ZM23 236V237H22ZM45 236H47L48 237V240L46 239V241L48 242L49 241V239H50V243H51V245H50V243L48 242V244H47V242L45 241ZM61 236H63L64 237V239H63V237L61 238ZM106 236V237H105ZM109 236V237H108ZM117 237L116 238H118V240H117V242H116V244H115V246L113 245H110V247H108L107 248V250H111V251H109V256L107 257V260H105L106 261V263H111L112 262V264H115V262L116 261H118V262H120L121 261V259L119 258V256H120V254H121V250L119 249V251L117 250L118 248L117 247H119L120 245L118 244L119 243V239H121L122 238V236H123V233H121V232H119V234H117L116 235ZM165 236V237H164ZM172 236H174V237H172ZM185 236V237H184ZM197 236V237H198ZM218 236H219V238H218ZM9 237V238H8ZM19 237H21L20 239H21V241H20V239H19ZM70 237H72V239L75 241V239H77L78 241L79 240H81L80 239V237L82 238V240L81 241H84V243H81V241L80 242H78L77 240H76V244L78 245V244H80L79 246H77V248L78 247H80L82 244L85 246V245H87V247L85 246L83 249L80 247V248H78L79 250L81 249L82 251H84L85 252V256H83L82 254V251L79 253V254H81L82 256H83V258H84V260H83V258H82V256H80V258H79V256L77 255L78 254V252L76 251L77 250V248H75L74 246H72L71 247V245H73V242L74 241H72V239L70 238ZM179 237V239H177ZM209 237V238H208ZM243 237V236H242ZM249 238V239H247V238ZM23 238V239H22ZM52 238V239H51ZM58 238H60V240L62 239V241L60 242V243H58V241H60ZM66 238H68V241H66L67 239ZM108 238V239H107ZM175 238V239H174ZM186 238V239H185ZM252 238H254L253 239V241H252ZM262 238V239H261ZM18 239H19V241H18ZM69 239H71V240H69ZM85 239V240H84ZM106 239H107V242H106ZM185 239V240H184ZM199 239V240H198ZM257 239V240H256ZM260 239V240H259ZM24 240V241H23ZM33 240V241H32ZM87 240V241H86ZM89 240V241H88ZM105 240V241H104ZM158 240V241H157ZM185 242H184V241ZM215 240V239H214ZM27 241V242H26ZM45 241V242H44ZM57 242V243H54V242ZM72 241V242H71ZM86 241V242H85ZM161 241V242H160ZM176 241V242H175ZM206 241H208V242H206ZM259 241H261L260 243H259ZM3 242V243H2ZM23 242H25V243H23ZM69 242H71V245L69 244ZM88 242V243H87ZM89 242H91V243H89ZM173 244H172V243ZM174 242H175V244H174ZM184 242V243H183ZM198 242V243H199ZM202 242V243H201ZM211 244H210V243ZM29 245V247H28V245ZM32 243V244H31ZM43 243V244H42ZM53 243V244H52ZM65 243H66V247H65ZM86 243V244H85ZM104 243V245H102ZM161 243H162V245H161ZM186 243V244H185ZM205 243H203L202 245H204L205 246ZM215 243V242H214ZM255 243V244H256ZM19 244H21V245H19ZM26 245V246H24V248H23V245ZM42 244V245H41ZM63 244V245H62ZM69 244V245H68ZM88 244H90V245H88ZM183 244V245H182ZM217 244V243H216ZM254 244V243H253ZM254 244V245H255ZM260 244V245H259ZM38 245V246H37ZM56 245V246H55ZM58 245H60V246H58ZM68 245V246H67ZM74 245H75V243H74ZM82 245V246H83ZM91 245H94V246H91ZM161 245V246H160ZM171 245H173L174 247H170ZM254 245H252V246H254ZM262 245V246H261ZM36 246V247H35ZM61 246L63 247V249H64V251H63V249L61 248ZM222 248H221V247ZM28 249H27V248ZM60 247V248H59ZM68 247H70V248H72V249H70V248H68ZM91 247V248H90ZM181 247V248H180ZM261 247V248H260ZM26 248V249H25ZM42 248V249H41ZM73 248L75 249L74 250V253H73ZM88 248V249H87ZM117 248V249H116ZM170 248L172 249L173 248V250L175 249L176 250V253H178L177 255H180V256H175L176 255V253L173 255V253L175 252H172V254H170L171 253V250H170ZM215 248V249H214ZM252 248H255V246L254 247H252ZM67 249L69 250V251H71V252H69V251H67ZM97 249L99 250V247H97ZM217 249H218V251L220 252H217ZM223 249L226 251H223ZM230 249V248H229ZM238 249V250H237ZM261 249V250H260ZM29 250H30V253H29ZM37 250V251H36ZM43 250V251H42ZM47 250V251H46ZM50 252H49V251ZM78 250V251H79ZM89 250V252H87ZM178 250H180V251H178ZM216 250V251H215ZM223 252V253H221V251ZM234 250V251H233ZM2 251V252H1ZM65 251H66V253H65ZM93 251V250H92ZM92 251L89 253L90 254V256L92 255L91 253H92ZM25 252H27V254L25 253ZM120 253V254H118V253ZM45 253V254H44ZM50 253V254H49ZM53 253H55V254H58V255H55V254H53ZM65 253V254H64ZM169 253V254H168ZM24 254V255H23ZM40 254V255H39ZM45 256H44V255ZM48 254V255H47ZM64 254V255H63ZM74 254H76V256H78V259H77V257L74 255ZM215 254V255H214ZM220 254V255H219ZM227 254V255H226ZM12 255V256H11ZM53 255V256H52ZM54 255L56 256V259H57V256L58 257H60V260L62 261H67V262H60V260L58 261V259H57V263H55L56 262V260H55V258H53L54 257ZM60 255V256H59ZM70 256V258H68V256ZM164 255H166V256H164ZM171 255H172V257H173V259H171ZM221 255H223L222 257L225 259H223V258H220V257H218V256H221ZM29 256V257H28ZM66 256V257H65ZM168 256V257H167ZM169 256H170V258H169ZM175 256V257H174ZM216 256V257H215ZM25 257V258H24ZM76 257V258H75ZM145 257V258H144ZM62 258V259H61ZM67 258V259H66ZM90 258V257H89ZM149 257L148 256H146V255H144L143 256V258L141 259V263H142V260H143V262H144V264H145V261H146V263H148V262H150V261H152V259H148ZM174 259L175 261H176V263H177V261H179L178 262V264H180L181 262L180 261H182L183 262V257L181 258V259ZM214 258V259H213ZM48 259V260H47ZM55 260V262H54V260ZM82 259V260H81ZM116 259H118V260H116ZM156 259V261H158L157 263H159L160 262V260H157ZM9 260H11V261H9ZM52 260V261H51ZM71 260V261H70ZM120 260V261H119ZM148 260V261H147ZM207 260V261H208ZM219 260H224V262L225 263H221V261H219ZM239 260V259H238ZM18 261V262H17ZM48 261H51V262H48ZM72 261H77V262H72ZM83 261V262H82ZM86 261V262H85ZM104 261V262H105ZM115 261V262H114ZM206 261V263L205 264H210V263H208ZM8 262H10V263H8ZM42 262V263H41ZM59 262V263H58ZM103 262V263H104ZM118 262H116L117 264H121V263H123V262H121V263H118ZM172 262V261H171ZM174 262V261H173ZM213 262H215V261H213ZM223 262V261H222ZM106 263H104V264H106ZM161 263V262H160ZM159 263V264H160ZM176 263H174V264H176ZM239 263V262H238ZM171 264H173V263H171ZM215 264H217L216 262H215Z\"/></svg>",
    "mask_w": 264,
    "mask_h": 264
},
{
    "label": "bare ground",
    "instance_id": "2",
    "mask_svg": "<svg viewBox=\"0 0 264 264\" xmlns=\"http://www.w3.org/2000/svg\"><path fill=\"white\" fill-rule=\"evenodd\" d=\"M4 1H5V0H4ZM30 1H31V0H30ZM33 1H34V0H33ZM36 1H38V0H36ZM45 1H46V0H45ZM45 1H44V2H45ZM53 1H54V0H53ZM53 1H51V2H53ZM62 1H63V0H62ZM69 1H70V0H69ZM71 1H72V0H71ZM82 1L85 2L84 0H82ZM86 1H87V0H86ZM95 1H96V0H94V2H95ZM98 1H99V0H98ZM103 1H104V0H103ZM106 1L109 2V0H106ZM106 1H105V3H106ZM116 1H117V0H114L115 3L113 2V6L116 5ZM0 2H1V1H0ZM6 2H8V1H6ZM6 2H5V3H6ZM39 2H40V1H39ZM83 2H80V0H79V5H80V3L82 4ZM88 2H89V1H88ZM90 2H91V1H90ZM90 2H89V3H90ZM100 2H102V0H100ZM108 2H107V4H108ZM3 3H4V2H3ZM17 3H18V2H17ZM24 3H25V2H24ZM27 3H29V2H27ZM30 3H31V2H30ZM34 3H36V2L34 1ZM41 3H43V1H42ZM45 3H46V2H45ZM45 3H44V4H45ZM68 3H69V2H68ZM70 3H71V2H70ZM96 3H97V1H96ZM32 4H33V2H32ZM38 4H39V3H38ZM47 4H48V2H47ZM55 4H56V3H55ZM63 4L65 5V3H63ZM71 4H72V3H71ZM87 4H88V3H87ZM87 4H86L85 6H87ZM92 4H93V3H91L89 7H94V6H92ZM97 4H98V6H99L100 3H97ZM101 4L103 5L104 3L102 2ZM101 4H100V5H101ZM107 4H104V7H106ZM114 4H115V5H114ZM118 4H119V3H118ZM17 5H19V4H17ZM21 5H22V4H21ZM33 5H35V4H33ZM53 5H54V4H53ZM57 5H58V4H57ZM95 5H96V4H95ZM105 5H106V6H105ZM13 6H14V5H13ZM15 6H16V5H15ZM31 6H32V5H31ZM35 6H36V5H35ZM35 6H34V7H35ZM38 6L40 7V5H38ZM41 6H42V4H41ZM47 6H49V5H47ZM50 6H51V5H50ZM55 6H56V5H55ZM67 6H68V5H67ZM82 6H83V5H82ZM109 6H112V5H111V2H109ZM109 6H108V7H109ZM113 6H112V7H113ZM118 6H119V5H118ZM118 6H117V8H116L117 10H115V11H118V8H119ZM120 6H121V4H120ZM34 7L32 6V8H34ZM36 7H37V6H36ZM51 7L53 8V6H51ZM96 7H97V6H96ZM13 8H15V7H13ZM13 8H12V10H15V9L18 8V7H16L15 9H13ZM27 8H28V6H27ZM32 8H30V10H31ZM55 8H56V7H55ZM76 8H77V7H76ZM87 8H88V7H86V9H87ZM109 8H111V7H109ZM109 8H108V10H109ZM56 9H58V8H56ZM74 9H75V8H74ZM78 9H81V8L78 6ZM89 9H90V8H89ZM99 9H102V6H101V8H99ZM99 9H98V10H99ZM114 9H115V7H113V10H114ZM119 9H120V8H119ZM20 10H21V8H20ZM26 10H27V9H26ZM87 10H88V9H87ZM91 10H92V11H94V10L96 11L97 9L94 8V10H93V8H92V9L89 10V12H92ZM123 10H124V8H123ZM21 11H22V10H21ZM45 11H47V10H45ZM49 11H50V10H49ZM49 11H48V14H49ZM75 11H76V10H75ZM111 11H112V10H111ZM115 11H113V14H114ZM124 11H125V10H124ZM1 12H2V11H1ZM13 12H15V11H13ZM26 12H27V11H26ZM28 12H29V11H28ZM32 12H33V11H32ZM35 12H36V11H35ZM52 12H54V11H51V13H50L51 15L53 14ZM57 12H58V11H57ZM119 12H120V11H119ZM17 13H18V12H17ZM19 13H20V12H19ZM37 13L39 14V12H37ZM46 13H47V12H46ZM87 13H88V12H87ZM27 14H28V13H27ZM30 14H31V13H30ZM40 14H41V13H40ZM88 14H89V13H88ZM113 14H112V15L109 14V15L113 16ZM123 14H124V13H123ZM1 15H2V13H1ZM28 15H29V14H28ZM36 15H37V14H36ZM79 15H80V14H79ZM83 15H84V14H83ZM86 15H87V14H86ZM89 15H91V14H89ZM94 15H95V14H94ZM115 15H116V13H115ZM115 15H114V16H115ZM119 15H122V14H119V13H118V16H119ZM2 16H3V15H2ZM19 16H20V15H19ZM37 16H38V15H37ZM81 16H82V14H81ZM114 16H113L112 18H113V19H114V18L116 19V17H114ZM116 16H117V15H116ZM118 16H117V17H118ZM17 17H18V16H17ZM21 17H22V16H21ZM33 17H34V16H33ZM48 17H49V16H48ZM87 17L89 18L90 16H87ZM121 17L124 18L123 16H121ZM126 17H127V18H126ZM126 17H125V18L128 19V16H126ZM0 18H1V17H0ZM3 18H4V17H3ZM23 18H24V17H23ZM38 18H39V17H38ZM54 18H55V17H54ZM79 18H81V17H79ZM92 18H93V17H92ZM92 18H91V19H92ZM118 18H119V17H118ZM125 18H124V19H125ZM35 19H36V18H35ZM43 19H44V18H43ZM46 19H47V18H46ZM46 19H45V20H46ZM48 19H51V18H48ZM55 19H56V18H55ZM55 19H54V20H55ZM58 19H59V18H58ZM58 19H56V20H58ZM83 19H84V18H83ZM115 19H114V21H115ZM126 19H125V20H126ZM4 20H5V19H4ZM6 20H7V19H6ZM41 20H42V18H41ZM41 20H40V21H41ZM52 20H53V19H52ZM78 20H79V19H78ZM85 20H87V19H85ZM117 20H119V19H117ZM117 20H116V21H117ZM38 21H39V19H38ZM46 21H48V20H46ZM75 21H77V20H75ZM83 21H84V20H82V24H84ZM111 21H112V20H109V22H111ZM132 21H133V20H132ZM50 22H51V21H50ZM87 22H90V23H91V21H88V20H87ZM87 22H86V23H87ZM92 22H94V21H92ZM120 22H122V21L120 20ZM124 22H125V21H124ZM124 22H122V23L124 24ZM129 22H130V21H129ZM129 22H126V23L129 24ZM3 23H4V22H3ZM52 23H53V22H52ZM52 23H51V24H52ZM59 23H61V22H59ZM59 23H58V24H59ZM113 23H115V22H113ZM117 23H118V22H117ZM117 23H115V25H116V26L118 25L117 27H119V24H120V23H119V24H117ZM5 24H6V23H5ZM44 24H45V23H44ZM87 24H89V23H87ZM87 24H86V27L89 26V25L87 26ZM94 24H95V23H94ZM96 24H97V23H96ZM108 24H109V23H108ZM128 24L126 25L127 27L129 26ZM2 25H3V24H2ZM39 25H42L41 22H40ZM54 25H55V23H54ZM60 25H61V24H60ZM63 25H64V24H63ZM84 25H85V24H84ZM91 25H92V24H91ZM103 25H105V24H103ZM46 26H47V25H46ZM92 26H93V25H92ZM105 26H107V25H105ZM111 26L113 27L114 25H111ZM111 26H108V27H111ZM116 26H115V27H116ZM123 26L125 27V24H124ZM53 27H54V26H53ZM59 27H60V26H59ZM76 27H77V25H76ZM78 27H83V25H82V26H78ZM84 27H85V26H84ZM98 27H99V26H98ZM121 27H122V24H121ZM1 28H2V27H1ZM89 28H92V27H89ZM94 28L97 29L96 26H95ZM3 29H4V28H3ZM2 31H3V30H2ZM92 31H94V30H92ZM92 31H91V32H92ZM124 31H125V30H124ZM5 32H9V33H11V32H10V29H9V31L7 30V31H5ZM96 32H97V30H96ZM105 32H107V30H106ZM0 33H1V32H0ZM97 33H98V32H97ZM3 34H4V33H3ZM6 35L9 36V34H6ZM10 35H12V34H10ZM64 35L66 36V34H64ZM96 35H97V34H96ZM174 35H175V34H173L172 36H174ZM185 35H186V33H185ZM8 36H6V37H8ZM65 36H64V38H63V35H62V37H61V38H63L62 40H64V42H65V43H62V44H66L67 42L69 43V42H70L69 40H72V39L74 38V37H70V38H72V39H68V40H66L68 37L66 38ZM68 36H70V34H68ZM71 36H72V35H71ZM175 36H177V34H176ZM178 36H179V35H178ZM187 36H188V35H187ZM13 37H14V36H12V38H13ZM76 37H77V35H75V38H76ZM4 38H5V37H4ZM4 38H3V39H4ZM9 38H10V37H9ZM9 38H8V39H9ZM58 38H59V37H58ZM58 38H57V40H58ZM65 38H66V39H65ZM165 38H166V37H165ZM55 39H56V38H55ZM77 39L79 40V39H81V38H77ZM93 39H94V38H93ZM107 39H108V38H107ZM107 39H106V40H107ZM109 39H111V38H109ZM109 39H108V40H109ZM167 39H168V38H167ZM173 39H174V38H173ZM222 39H223V38H222ZM222 39L219 40V41H221V43H222V41H223ZM234 39H235V38H234ZM234 39H230V40H232L231 43L233 44V45H232V46H233V50H234V44H235V46H236L237 43L239 42V41H237V43H235ZM5 40H6V39H5ZM10 40H11V39H10ZM57 40H56V41H57ZM59 40H60V41H59ZM59 40H58L59 42L62 41L61 39H59ZM65 40H66L67 42H66ZM118 40L120 41L121 39H118ZM157 40H158V39H157ZM235 40H236V39H235ZM11 41H13V40H11ZM53 41H54V40H52L50 43L55 44L56 41H54V43H53ZM76 41H77L76 39H75V41H74V39H73V43L70 42L69 44H74ZM91 41H92V40H90L89 43H91ZM93 41H94V40H93ZM100 41H101V40H100ZM102 41H103V38H102ZM125 41H126V40H125ZM219 41L217 42V45H218ZM227 41H229V40H227ZM227 41H226V42H227ZM0 42H1V41H0ZM5 42H6V41H5ZM14 42H16V41H14ZM14 42H13V43H14ZM59 42H57V43H59ZM62 42H63V41H62ZM103 42H104V41H103ZM107 42L111 43L112 48H113V44H112V42H111V41H107ZM229 42H230V41H229ZM229 42L226 44V43H225V39H224V42H223L224 44H221V43H220L221 48H222V51H223V49H224L223 47L227 48V46L231 45V43H229ZM13 43H12V44H13ZM68 43H67V44H68ZM81 43H82V42H81ZM81 43H79V44L82 45ZM97 43H99V42L97 41ZM104 43H105V42H104ZM109 43H108V45H109ZM113 43H115V40L113 41ZM117 43H118V42H117ZM119 43H121V42H119ZM124 43H125V42H123V44H124ZM168 43H169V42H168ZM215 43H216V42H215ZM4 44H5V43H4ZM10 44H11V43H10ZM10 44H9V45H10ZM52 44H51V45H52ZM67 44L65 45L66 47H67ZM75 44L77 45V43H75ZM79 44L77 45L78 47H79ZM87 44H88V42H87ZM106 44H107V43H106ZM169 44H170V43H169ZM225 44H226L227 46H226ZM60 45H61V44H60ZM83 45H84V44H83ZM104 45H105V44H104ZM116 45H117V44H116ZM217 45H214V47L217 46ZM222 45H224V46L222 47ZM3 46H4V45H3ZM5 46H7V45H5ZM54 46L56 47V45H53L52 48H53ZM57 46H58V44H57ZM62 46L64 47V45H61V47H62ZM70 46H72V47H70V48H73V46H74V47H77V46H75V45H70ZM86 46H87V45H86ZM92 46H93V45H92ZM100 46H101V45H100ZM114 46H115V45H114ZM121 46H122V44H121ZM170 46H171V44H170ZM9 47H10V46H8V48H9ZM58 47H60V46H58ZM66 47H64V48H66ZM87 47L89 48V47H90V44H89V46H87ZM87 47H86V48H87ZM107 47H108V46L106 45V47H105L106 50L109 48V47H108V48H107ZM118 47H119V44H118ZM125 47H126V45H125ZM181 47H182V46H181ZM229 47H230V49H232L231 46H229ZM229 47H228V48H229ZM239 47H240V43H239V46L236 47L235 49H237V48H239ZM6 48H7V47H5V49H6ZM8 48H7V49H8ZM56 48H57V47H56ZM64 48H60V51H61V49H64ZM92 48H93V47H92ZM103 48H104V47H103ZM103 48H101V49H103ZM115 48L117 49L116 46H115ZM115 48H114V49H115ZM121 48H122V47H120L119 49L122 51ZM126 48H127V47H126ZM128 48H129V47H128ZM173 48H174V47H173ZM186 48L188 49V47H186ZM217 48H218V46H217ZM221 48L219 47V48H218V49H219L218 51H220ZM53 49H54V48H53ZM123 49H124V48H123ZM182 49H183V48H182ZM189 49H190V48H189ZM55 50H56V51H54V53H55V52H59L58 48L55 49ZM64 50H66V49H64ZM67 50H69V47H68ZM70 50H71V49H70ZM70 50H69V52H70ZM91 50H92V49H91ZM91 50L89 51V49H88L89 53L92 52ZM99 50H100V49H99ZM99 50H98V51L94 50L93 53H95V52L98 53ZM109 50H111V49H108V51H109ZM128 50H129V49H127V51H128ZM215 50H216V49H214V51H215ZM233 50H231V51H233ZM239 50H240V49H239ZM239 50H235V51H234L233 53H231V54H236L235 52H236V51H239ZM2 51H3V50H2ZM5 51H6V50H5ZM50 51L53 52V50H50ZM100 51H101V50H100ZM102 51H103V50H102ZM108 51H105L104 54H105L106 52H108ZM121 51H119V53H120L119 56H121ZM218 51H217V52H218ZM222 51H221V54H220L219 52L217 53V52L215 51V52H216V56H217V54H218V55H222V53L225 54V53L228 52L227 50H225V51H227V52H225V53L222 52ZM240 51H241V50H240ZM7 52H9V50H8ZM62 52H63V50H62ZM62 52H61V55L64 56V54H62ZM66 52L68 53V51H66ZM86 52H87V49H86ZM117 52H118V51H117ZM125 52H126V50H125ZM242 52L244 53L243 50H242ZM242 52H241V53L239 52L240 55H242ZM63 53H64V52H63ZM96 53L93 54V57H94V58H95V57L97 58ZM108 53H111V51H109ZM113 53H114V52H113ZM122 53L124 54V51H123ZM228 53H230V52H228ZM228 53H227V54H228ZM237 53H238V52H237ZM239 53H238V55H239ZM7 54H8V53H7ZM56 54H57V53H56ZM56 54H53V53H52L51 55H56ZM72 54H73V53H72ZM86 54H88V52H87ZM104 54H103V56H104ZM106 54H107V53H106ZM106 54H105V57H106ZM126 54H128V52H126ZM227 54H226V55H223V56H224V57H226V56L228 57ZM1 55H2V54H1ZM4 55H5V52H4ZM9 55H10V54H9ZM57 55H58V58H59V53H58ZM79 55H80V54H79ZM97 55H98V54H97ZM128 55H129V54H128ZM236 55H237V54H236ZM236 55H235V56H236ZM238 55H237L236 57H235L234 55H233V56L237 59V58H238ZM66 56L68 57V55H66ZM88 56H89V54H88ZM101 56H102V55H101ZM101 56H100V57H101ZM108 56H109V55H108ZM129 56H130V55H129ZM233 56H232V57H233ZM6 57H8V56H6ZM9 57H10V56H9ZM52 57H53V56H52ZM55 57H56V56H54V58H55ZM79 57H80V56H79ZM79 57H77V58L75 57L76 60H77ZM83 57H84V54H83ZM83 57L81 56V59H82ZM91 57H92V55H90V57H87V56H86V57H84V58H85V60L87 59L88 62H91V61H89V59H90ZM100 57L97 58V59H100V60H101ZM122 57H123V56H122ZM122 57H121V58H122ZM124 57H125V55H124ZM126 57H127V56H126ZM130 57H131V56H130ZM130 57H129V58H130ZM227 57H226L225 59H227ZM240 57H241V56H240ZM10 58H11V57H10ZM56 58H57V57H56ZM60 58H61V57H60ZM75 58L73 57V59H75ZM88 58H89V59H88ZM96 58H95V60H96ZM102 58H103V57H102ZM107 58H108V57H107ZM115 58H118V56H117V57L115 56V57H114V60H115ZM127 58H128V57H127ZM129 58H128V59H129ZM221 58H222V57L220 56V59H221ZM235 58H234V59H235ZM6 59H7V58H6ZM6 59H4V62L8 61V60H6ZM61 59H63V57H62ZM61 59H59V60H61ZM73 59H72V61H71L72 63L74 62ZM104 59H105V58H104ZM109 59H111V58H109ZM119 59H120V58H119ZM119 59H116L115 61L118 62ZM128 59H127V61H128ZM131 59H132V57H131ZM131 59H130V60H131ZM223 59H224V58H222V60H223ZM228 59L230 60V59H231V56L228 57ZM228 59H227V61H229ZM238 59H239V58H238ZM238 59H237V60H238ZM5 60H6V61H5ZM10 60H11V59H10ZM54 60H56V59H54ZM59 60H57V62H58ZM105 60L107 61V59H105ZM114 60H111V61H109V62H112V63H113ZM120 60H121V59H120ZM130 60H129V61H130ZM152 60H153V58H152ZM215 60H216V59H215ZM217 60H218V56H217ZM2 61H3V60H2ZM12 61H13V60H12ZM52 61H53V59H52ZM77 61H78V60H77ZM79 61H80V60H79ZM96 61H98V60H96ZM101 61H102V60H101ZM106 61H105V63H106ZM125 61H126V60H125ZM129 61H128V63H129ZM133 61H135V59H134ZM133 61H132V62H133ZM150 61H151V60H150ZM223 61H224V60H223ZM225 61H226V60H225ZM233 61H234V60H233ZM63 62H64V60H63ZM63 62H62V63H63ZM67 62H68V61H66V63L64 62L63 64L59 62V63H60L59 66H61V67L64 66V67H65V64L68 65ZM83 62H84V59H83ZM93 62H95V61H93ZM93 62H91V63H93ZM102 62H104V60H103ZM107 62H108V61H107ZM119 62L124 63V65L127 63V62L125 63L124 60H123V61H119ZM215 62H216V61H215ZM217 62H218V61H217ZM236 62H237V61H236ZM12 63H13V62H12ZM54 63H56V61H54ZM54 63H53V64H54ZM72 63H71V64H72ZM80 63H81V61H80ZM91 63H90V64H91ZM95 63H96V62H95ZM97 63L99 64V63H101V62H97ZM148 63H149V62H148ZM158 63H160V64H159V67H161L162 65H164V64L161 63V61L158 62ZM169 63L171 64V62H169ZM169 63H168V64H169ZM220 63H221V61H220L219 63H217V65H216V63H214V64L216 65V66H214V67H215L216 69L219 68V67H217V66H219L218 64H220ZM231 63H232V62H230V64H231ZM0 64H1V63H0ZM8 64H9V63H8ZM61 64H62V65H61ZM78 64H79V63H78ZM87 64H88V63H87ZM101 64H102V63H101ZM120 64H121V63H120ZM133 64H134V63H133ZM153 64H154V62H153ZM153 64L150 63L151 66H152ZM155 64L157 65V62H156ZM214 64H213V65H214ZM222 64H225V62H222ZM222 64H220V67H222V66H221ZM236 64H237V63H235V65H236ZM6 65H7V64H6ZM14 65L16 66V64H14ZM54 65H55V64H54ZM56 65H57V64H56ZM74 65H75V64H74ZM74 65H73V66H74ZM76 65H77V64H76ZM111 65H112V64H111ZM128 65H129V64H128ZM130 65L132 66V63H131V62H130ZM130 65H129V67H130ZM141 65H142V64H141ZM145 65H146V64H145ZM160 65H161V66H160ZM207 65H208V64H207ZM4 66H5V65H4ZM15 66H14V69H15ZM68 66L71 67L70 65H68ZM78 66H79V65H77L76 67H78ZM82 66L85 67L84 64H82ZM88 66H89V64H88ZM90 66H91V65H90ZM106 66H107V63H106ZM113 66H115V65H112V67H113ZM117 66H118V65H117ZM137 66H138L139 71H140V67H139V65H137ZM166 66H167V64H166ZM169 66H170V65H169ZM171 66H172V65H171ZM174 66H176V65H174ZM208 66H211V65H208ZM11 67H12V66H10L9 68L11 69ZM64 67H63V68H64ZM84 67H82V68L84 69ZM92 67H93V66H92ZM96 67H97V68H95V69H98V66H96ZM101 67H104V65L102 64ZM101 67H100V68H101ZM129 67H128V68H129ZM177 67H178V66H177ZM180 67H181V66H180ZM211 67H212V66H211ZM214 67H213V68H214ZM232 67H233V66H232ZM232 67H231V68H232ZM235 67H236L235 70H237V68H239L237 65H236ZM12 68H13V67H12ZM41 68H42V67H41ZM56 68H57V67H56ZM56 68H55V69H56ZM78 68H79V67H78ZM82 68H80V69L82 70ZM100 68H99V69H100ZM104 68H105V67H104ZM104 68H103V69H104ZM107 68H109V67L107 66ZM128 68H127V70H128ZM130 68H131V67H130ZM130 68H129V69H130ZM132 68H133V66H132ZM135 68H137V67H135ZM138 68H137V69H138ZM142 68H143V66H142ZM142 68H141V69H142ZM0 69H1V66H0ZM4 69H5V68H4ZM6 69H7V68H6ZM10 69H9V70H10ZM16 69H17V67H16ZM71 69H72V68H71ZM88 69H91V67H90V68L88 67ZM92 69H93V68H92ZM92 69H91V70H92ZM105 69H106V68H105ZM112 69H114V68H112ZM112 69H106L107 72H106V70H104V71L106 72V74H105V73L103 72V70H102V72L105 74V77H106V78L102 77V78H104V80H105V79L107 80V76H106V75H107L108 71L113 73V71H111ZM123 69L126 70V67H124V68L122 67V70H123ZM219 69H220V68H219ZM226 69H227V68H226ZM228 69H229V68H228ZM62 70H63V69H62ZM65 70H67V69L65 68ZM68 70H69V69H68ZM73 70H74V68L72 69V71H73ZM81 70H80V71H81ZM85 70H86V68H85ZM85 70L79 72L80 75H78V77L81 76L83 72L85 73ZM93 70H94V69H93ZM119 70H120V69H119ZM122 70H121L120 72H122ZM127 70H126V73L129 72V70H128V71H127ZM130 70L133 71V72H135V74H136V69H133V70L130 69ZM210 70H211V68H210ZM212 70H215V69H212ZM235 70H234V71H235ZM1 71H2V70H1ZM14 71H15V70H14ZM54 71H55V70H54ZM75 71H76V72H74V73H76L75 75H77L78 71H77V70H75ZM89 71H90V70H89ZM165 71H167V70H165ZM216 71H217V70H216ZM216 71H215V72H216ZM218 71H219V70H218ZM218 71L216 72L217 74H219ZM220 71H221V70H220ZM241 71H242V70H241ZM5 72H6V70H5ZM11 72H13V71H11ZM55 72H57V70H56ZM58 72L61 73V71H59V70H58ZM87 72H88V71H87ZM87 72H86V74H87ZM91 72H92V74H93V71H91ZM97 72H99V71H97ZM100 72H101V69H100ZM100 72H99V73H100ZM117 72H119V71H117ZM117 72H116V74H120V72H119V73H117ZM124 72H125V71H124ZM133 72H131V73H133ZM147 72H148V71H147ZM206 72H207V71H206ZM236 72H239V71H236ZM29 73H30V72H29ZM60 73H57V74H60ZM69 73H70V71L68 72V74H69ZM94 73H95V72H94ZM126 73H125V76H126ZM144 73H145V72H144ZM165 73H166V72H165ZM165 73H164V74H165ZM173 73H174V72H173ZM230 73H232V72H230ZM230 73H229V74H230ZM34 74H35V73H33L32 76H33ZM47 74H48V73H47ZM50 74H52V73H50ZM62 74H63V72H62ZM64 74H65V71H64ZM86 74H85V75H86ZM116 74H115V75H112V74H111V79H112V80H113V79H116ZM122 74H123V72H122L120 75L122 76ZM137 74L139 75V73H137ZM137 74H136V76H138ZM164 74H162V75L164 76ZM166 74H168V73H166ZM214 74H215V73H214ZM229 74H228V75H229ZM7 75H8V74H7ZM30 75H31V73H30ZM35 75H38V74H35ZM35 75H34V76H35ZM43 75H44V74H43ZM60 75H61V74H60ZM69 75H70V74H69ZM85 75H83V76H85ZM89 75H91V74L89 73ZM97 75H99V74H96V73H95V76H97ZM120 75H118V76L121 78ZM123 75H124V74H123ZM210 75H212V73H211ZM219 75H221V74H219ZM2 76H3V75H2ZM11 76H14L13 73H12ZM20 76H21V75H20ZM39 76H40V75H39ZM52 76H55V74H53ZM62 76H63V75H62ZM83 76H82V77H83ZM102 76H104V75H102ZM112 76H115V77L112 78ZM125 76H122V77H124V78L126 79L127 77H125ZM128 76H130V72H129V75H128ZM136 76H135V78H137ZM139 76H141V75H139ZM139 76H138V77H139ZM143 76H144V75H142V77H143ZM202 76L204 77V75H202ZM226 76H227V75H226ZM229 76H230V75H229ZM233 76H234V75H233ZM235 76H236V75H235ZM242 76H244V75L241 74L240 77H242ZM255 76H256V75H255ZM255 76H254V77H255ZM16 77H17V76H16ZM18 77H19V76H18ZM21 77H22V76H21ZM44 77H45V76H44ZM44 77H42V78H44ZM46 77H47V78H48V77L50 78L49 74H48V76L46 75ZM55 77H56V76H55ZM60 77H61V76H60ZM64 77H65V75H64ZM87 77H88V75H87ZM97 77H99V76H97ZM210 77H212V76H210ZM254 77L251 78V79H254ZM261 77H262V76H261ZM2 78H3V77H2ZM19 78H20V77H19ZM22 78H23V77H22ZM22 78H21V79H22ZM29 78H30V77H29ZM38 78H39V77H38ZM42 78H40V79H42ZM47 78H46V79H47ZM53 78H54V77H53ZM53 78H52V79H53ZM58 78H59V77H58ZM69 78H70V77H69ZM74 78H75V77H74ZM80 78H81V77H80ZM91 78H92V76H91ZM93 78H94V76H93ZM100 78H101V73H100ZM129 78H130V77H129ZM131 78H132V76H131ZM133 78H134V77H133ZM135 78L132 79L131 82H132L133 80L135 81V80H136ZM139 78H140V77H139ZM154 78H155V77H154ZM166 78H167V75H166ZM215 78H216V77H215ZM218 78H219V77H218ZM218 78H217V80H218ZM244 78H245V77H244ZM244 78H243V79H244ZM259 78H260V77H259ZM3 79H4V78H3ZM23 79H24V78H23ZM30 79H31V78H30ZM33 79H35V78H33ZM40 79H39V80H40ZM52 79H51V80H52ZM61 79H62V78H61ZM70 79H71V78H70ZM75 79H76V78H75ZM81 79H84V77L81 78ZM81 79H80V80H81ZM85 79L87 80V78H85ZM94 79H95V78H94ZM111 79H109V77H108V80H111ZM140 79H141V78H140ZM208 79H210V78H208ZM222 79H223V78H222ZM222 79H221V80H222ZM225 79L227 80V77H226ZM240 79H241V78H240ZM240 79H239V81H240ZM243 79H242V81H243ZM247 79H248V78H247ZM6 80H7V79H6ZM66 80H67V79H66ZM71 80H73V78H72ZM76 80H77V79H76ZM88 80H90V77H89ZM95 80L98 82L97 78H96ZM100 80H101V82H102V79H100ZM100 80H99V81H100ZM108 80H107V82H105V85H104V86H106V84L108 83ZM120 80H121V79H120ZM126 80H127V79H126ZM128 80H130V79H128ZM138 80H139V79L137 78V80H136V84L138 83V82H137ZM167 80H168V79H167ZM214 80H215V79H214ZM230 80H231V79H230ZM260 80H261V79H260ZM260 80H258L257 83H259ZM7 81H8V80H7ZM35 81H37V79H36ZM55 81H56V79H55ZM117 81H118V80H117ZM134 81H133V82H134ZM164 81H165V80H164ZM210 81H211V80H210ZM242 81H241V83L243 84ZM1 82H2V81H0V85H1ZM37 82H38V81H37ZM43 82H44V81H43ZM56 82H57V81H56ZM82 82H83V80H82ZM88 82H89V81H88ZM91 82L94 83V81H91ZM91 82H90V83H91ZM101 82H99V83H101ZM119 82L121 83V81H119ZM126 82H127V81H126ZM142 82H145V81L142 80ZM236 82H237V84L239 85L238 80H237ZM236 82H235V83H236ZM245 82H246V80H245ZM248 82L250 83V81H248ZM263 82H264V81H263ZM14 83H15V82H14ZM39 83H40V82H39ZM39 83H38V84H39ZM58 83H59V82H58ZM72 83H73V82H72ZM77 83H79V82H76V84H77ZM114 83H116V81H113V84H114ZM120 83H119V85H120ZM149 83H150V82H149ZM154 83H155V82H154ZM168 83H169V82H168ZM209 83H210V82H209ZM241 83H240V84H241ZM249 83H248V84H249ZM255 83H256V82H255V79H254V83H253V85H254ZM257 83H256V84H257ZM12 84H13V83H12ZM15 84H16V83H15ZM15 84H13V86H16ZM45 84H46V83H45ZM47 84H49V83L47 82ZM54 84H55V83H54ZM60 84H61V83H60ZM94 84H95V83H94ZM97 84H98V83H97ZM109 84H111V83H109ZM113 84H111V86H112ZM116 84H117V83H116ZM116 84H115V87H116V89H117ZM122 84H123V83H122ZM126 84H127V83H126ZM126 84H125V87H127V85H128V87H129L130 82H129L127 85H126ZM133 84H134V83H133ZM155 84H156V83H155ZM161 84H162V83H161ZM172 84H173V83H172ZM176 84H177V82H176ZM215 84H216V82H215ZM215 84H212V85H215ZM233 84H234V83H232V85H233ZM256 84H255V87L257 86ZM261 84H262V83H260L259 85H261ZM40 85H41V83H40ZM71 85H72V84H71ZM74 85H75V83H74ZM77 85H78V84H77ZM80 85H81V84H80ZM85 85L87 86V83H86V82H85ZM92 85H93V84H92ZM101 85H102V84H101ZM140 85L142 86V84H140ZM148 85L151 86V84H147V86H148ZM152 85H153V84H152ZM166 85H167V84H166ZM232 85H231V86H232ZM235 85H236V84H235ZM235 85L232 86V87H233V90H234V88H235L236 86H237V88H239L238 85H236V86H235ZM262 85H263V84H262ZM1 86H2V85H1ZM8 86H9V85H8ZM42 86H43V85H42ZM75 86H76V85H75ZM99 86H100V85H99ZM107 86H108V85H107ZM137 86H139V85H137ZM144 86H146V84H145ZM157 86H159V84H158ZM167 86H168V85H167ZM173 86H174V85H173ZM176 86H178V85H176ZM234 86H235V87H234ZM240 86H241V85H240ZM245 86L249 88V87L251 86V84H250V86H247V83H245ZM45 87H46V86H45ZM45 87H44V88H45ZM90 87H92V86H90ZM93 87H94V86H93ZM120 87H121V89H122V86H121V85H120ZM120 87L118 86V89H117V90H119ZM152 87H153V86H152ZM161 87H162V86H161ZM171 87H172V86H171ZM171 87H170V88H171ZM214 87H215V86H214ZM229 87H230V86H229ZM232 87H230V90L232 89ZM257 87H259V86H257ZM257 87H256V88H257ZM261 87L263 88L264 86H261ZM261 87H259V88H261ZM19 88H21V86H20ZM46 88H47V87H46ZM61 88H62V87H61ZM79 88H81V87L79 86ZM83 88H84V87H83ZM99 88H101V87H99ZM111 88H113V89H111ZM111 88H108V89H109V90H113V91H109V90H108V91H109V93H112V92H113V94H114V87H111ZM134 88H136V87H134ZM143 88H144V87H143ZM143 88H142V89H143ZM147 88H148V87H147ZM150 88H151V87H150ZM170 88L168 87L169 90H170ZM207 88H208V86H207L205 89H207ZM210 88H212V86H210ZM248 88H247V89H248ZM256 88H254V86H253V87L250 88V89H253V91H255L254 89H256ZM259 88H257V89L259 90ZM3 89H4V88H3ZM9 89H10V88H9ZM66 89H67V87H66ZM93 89H94V88H93ZM93 89H92V90H93ZM102 89H103V88H102ZM123 89H124V85H123ZM129 89H131V88L129 87ZM136 89H138V87H137ZM144 89H145V90H143V91H141V92H140L141 89H140L139 91H136V90H135V91H136L137 93H139V92H140V93H143L144 91H146V92L149 93V91H148L149 89H148V90H147L146 88H144ZM172 89H173V87H172ZM242 89H245V87H244V88L242 87ZM242 89H239V90L241 91ZM1 90H2V89H1ZM4 90H5V89H4ZM15 90H17V89H15ZM20 90H22V89H20ZM41 90H42V89H41ZM80 90H82V89H80ZM90 90H91V89H90ZM90 90H88V91H90ZM98 90H99V89H98ZM157 90H158V89H157ZM175 90H176V87H175ZM233 90H232V91H233ZM237 90H238V89H237ZM260 90H261V89H260ZM263 90H264V89H263ZM263 90H262V92L264 93ZM5 91L7 92V90H5ZM13 91H14V89H13ZM60 91H61V90H60ZM60 91L58 92V95L60 94ZM78 91H79V90H78ZM84 91H85V88H84ZM94 91L96 92L95 89H94ZM115 91H116V90H115ZM119 91L121 92V90H119ZM119 91H117L118 94H117V93H116V94L120 96ZM122 91H124V90H122ZM127 91H128V89H127ZM154 91H155V90H154ZM173 91H174V90H173ZM208 91H209L208 93H210V89H209ZM212 91H213V89H212ZM215 91H216V90H215ZM235 91H236V89H235ZM11 92H12V91H11ZM61 92H62V91H61ZM70 92H72V91H70ZM91 92L93 93V91H91ZM91 92H90V93H91ZM106 92H107V91H106ZM163 92H164V91H163ZM167 92H168V91H167ZM167 92L165 91L164 93L166 94ZM176 92H177V91H176ZM237 92H238V94L240 93L239 91H237ZM243 92H246V90H244ZM257 92H258V91H257ZM257 92H256V94H257ZM260 92H261V91H260ZM260 92H259V94H260ZM17 93H18V92H16V94H17ZM66 93H67V92H66ZM81 93H82V92H81ZM109 93H108V95H112V96H114V98L117 97L116 94L113 95V94H109ZM125 93H126V92H125ZM127 93H129V92H127ZM127 93H126V94H127ZM132 93H133V90L131 91V94H132ZM134 93H135V92H134ZM134 93H133V94H134ZM144 93H145V92H144ZM150 93H151V91H150ZM150 93H149V94L146 93V94H147V95H150ZM158 93H159V92H158ZM169 93H170V92H169ZM223 93H224V91H223ZM241 93H242V91H241ZM0 94H1V93H0ZM14 94H15V93H14ZM55 94H56V93H55ZM61 94H62V93H61ZM61 94H60V95H61ZM68 94H69V93H68ZM86 94H87V93H86ZM94 94H95V93H94ZM94 94H92V95L94 96ZM121 94H122V93H121ZM146 94H145V95H146ZM160 94L163 95L162 93H159V95H160ZM165 94H164V95H165ZM167 94H168V93H167ZM167 94H166V95H167ZM170 94H171V93H170ZM205 94H206V93H205ZM224 94H225V93H224ZM233 94H234V92H233ZM63 95H64V93H63ZM74 95H75V94H74ZM82 95H83V94H82ZM84 95H85V94H84ZM97 95H99V94H97ZM101 95H102V93H101ZM115 95H116V97H115ZM139 95H140V94H139ZM147 95L144 96V97L141 95V96H139V97H140V98H142V97L145 98V97H146V99H147ZM156 95H157V94H155V96H156ZM159 95H158V97L160 98L161 95H160V96H159ZM164 95H163V96H164ZM166 95H165V97H166ZM208 95H209V94H208ZM208 95L206 94L207 98L209 97ZM210 95H211V94H210ZM234 95H235V94H234ZM245 95H246V96H244V97H245L246 99H249L250 97H252V96L250 95V93L248 94V95H249V98H247V97H248L247 94H245ZM261 95H262V94L258 95V97H260ZM0 96H1V95H0ZM56 96H57V94H56ZM61 96H62V95H61ZM64 96H65V95H64ZM66 96H67V95H66ZM68 96H69V95H68ZM68 96H67V97H68ZM71 96H72V95H71ZM93 96H92V97H93ZM99 96H100V95H99ZM121 96H122V97H121ZM121 96H120L121 102L123 101L124 103H125L127 100H132L131 98H133V96L131 97V95H130V97H129L130 99L128 98L127 100L124 101V99H125L126 97H128L129 95H128V96L125 95V98H124V95H121ZM135 96H136V94H135ZM151 96H152V95H151ZM201 96H202V95H201ZM211 96H212V95H211ZM221 96H222V95H221ZM236 96L239 97V95H236ZM2 97H3V96H2ZM8 97H9V96H8ZM74 97H75V96H74ZM88 97H89V95L87 96V98H88ZM94 97H95V96H94ZM148 97H149V96H148ZM165 97L163 98L164 100H165ZM167 97H168V95H167ZM169 97H170V96H169ZM204 97H205V96H204ZM224 97H225V96H224ZM224 97H223L222 100H224ZM238 97H237V98H238ZM240 97H241V96H240ZM254 97H256V96H254ZM254 97H252V99H253ZM258 97H257V98H258ZM263 97H264V96H263ZM3 98H4V97H3ZM9 98H10V97H9ZM70 98H71V97H70ZM77 98H78V97H77ZM90 98H91V97H90ZM95 98H96V97H95ZM103 98H104V100H102V101H105V99H106V94H105V96H104ZM122 98H124V99H122ZM134 98H135V97H134ZM134 98H133V99H134ZM136 98L138 99V96H136ZM136 98H135L134 100H132V101H135ZM221 98H222V97H221ZM245 98L243 99V97H242V98H240V100L243 99V100H244L243 103L247 104L249 101H247V103H246V102H245V101H246ZM4 99H5V98H4ZM11 99H12V98H11ZM13 99H14V98H13ZM63 99H64V98H63ZM65 99L67 100L68 98H65ZM78 99H79V98H78ZM78 99H77V100H78ZM116 99L119 100V97H117ZM146 99H144V101H145ZM148 99L153 100V97H152V98H148ZM160 99L162 100V96H161ZM196 99H197V98H196ZM227 99H228V98H227ZM235 99H236V98H235ZM263 99H264V98H263ZM263 99H261V97H260V98H259V102H260V100L263 101ZM2 100H3V99H2ZM15 100H16V99H15ZM54 100H55V99H54ZM75 100H76V99H75ZM77 100H76V102H78ZM79 100H80V99H79ZM138 100L143 101L142 99H138ZM151 100H150V101H151ZM155 100H156V99H155ZM155 100H154V101H155ZM161 100H160V101H161ZM166 100H167V99H166ZM166 100H165V101H166ZM214 100H215V99H214ZM220 100H221V99H220ZM233 100H234V99H233ZM255 100H256V99H255ZM255 100H253V101H255ZM56 101H57V100H56ZM73 101H74V100H73ZM81 101H82V100H81ZM85 101H87V100L85 99ZM98 101H99V100H98ZM113 101H114V100L112 99V103H117V102H115V101L113 102ZM119 101H120V100H119ZM136 101H137V100H136ZM136 101H135V102H136ZM140 101H138V102H140ZM144 101H143V103H141V102H140V103H141V104H144ZM154 101H153V102L151 101L152 104L154 103ZM156 101H157V100H156ZM160 101H159V102H160ZM169 101H170V100H169ZM169 101H168V102H169ZM216 101H217V100H216ZM231 101H232V100H231ZM253 101H252V102H253ZM0 102H1V101H0ZM3 102H4V100H3ZM36 102H37V101H36ZM38 102H39V100H38ZM65 102H66V101H65ZM65 102L63 101V104H62V105H63V108H64L65 106L67 107V104H65ZM68 102H69V101H68ZM71 102H72V101H71ZM74 102H75V101H74ZM87 102H88V101H87ZM91 102L94 103V102H97V101H94V102H93V99H92ZM109 102H111V101H109V98H108V103H109ZM127 102H129V101H127ZM135 102L132 103V104H136V103H137V102H136V103H135ZM148 102H149V100H148ZM222 102H223V101H222ZM224 102H227V101H224ZM224 102H223V103H224ZM250 102H251V101H250ZM250 102H249V104H250ZM39 103H40V102H39ZM66 103H67V102H66ZM80 103H81V102H80ZM83 103H84V102H83ZM99 103H100V101H99ZM99 103H98V104H99ZM103 103H107V101H106V102H103ZM103 103H102V104H103ZM130 103H131V101H130ZM140 103H138L137 107H138V106L140 107V105H141ZM156 103H157V102H156ZM161 103H162V101H161ZM164 103H166V102H164ZM164 103H162V107H163ZM230 103H231V102H230ZM230 103H228V104H230ZM235 103H236V102H235ZM238 103H239V102L237 101L236 104H238ZM255 103H256V101H255ZM2 104H3V103H2ZM7 104H8V103H7ZM57 104H58V101H57ZM64 104H65V105H64ZM94 104H95V103H94ZM146 104H147V103H146ZM148 104H149V103H148ZM150 104H151V103H150ZM150 104H149V105H150ZM154 104H155V103H154ZM157 104H160V103H157ZM157 104H155L154 106H156ZM167 104H168V103H167ZM167 104H166V106H167ZM217 104H218V102H217ZM228 104H227V105H228ZM236 104H233V105L236 106ZM240 104H242L241 101H240ZM249 104H248V105H249ZM257 104H258V103H257ZM257 104H256V107H257ZM5 105H6V104H5ZM12 105H14V104H12ZM44 105H45V104H44ZM71 105H72V104H71ZM73 105H74V104H73ZM73 105H72V107H74ZM75 105H76V104H75ZM80 105H81V104H80ZM82 105H83V104H82ZM96 105H97V103H96ZM100 105H101V104L97 105L96 107L98 108ZM105 105H106V104H105ZM108 105H109V104H108ZM114 105H116V104H114ZM117 105H118V104H117ZM119 105H120V104H119ZM149 105H148V106H149ZM233 105L231 104V106H233ZM250 105L253 106V104H250ZM259 105H262V103L260 102ZM6 106H7V105H6ZM8 106H9V104H8ZM8 106H7V108H9ZM39 106H40V105H39ZM54 106H55V105H54ZM120 106H121V105H120ZM126 106H127V108H128V105H126ZM130 106H131V105H130ZM130 106H129V107H130ZM141 106H142V105H141ZM143 106H145V104H144ZM143 106H142L140 109H141V111L144 110V113H145V111H147V109H143ZM150 106H151V105H150ZM154 106H153V107H154ZM157 106H158L159 108H153V109H156V110L158 109V110H159V109L161 108L159 105H157ZM166 106L163 107V109H164V108H165V110L168 109V110H167L168 113L171 112V111H174V108L176 109V107H174V108H172V110L169 111V108H166ZM169 106H170V104L168 105V107H169ZM234 106H233V108H234L233 110H235V108L237 107V106H236V107H234ZM242 106H245V105H242ZM251 106L248 107V109L251 108ZM254 106H255V105H254ZM262 106H263V105H262ZM15 107H16V106H15ZM66 107H65V108H66ZM76 107H77V106H76ZM81 107H82V106H81ZM87 107H89V106L87 105ZM92 107H93V105H91V109H92ZM94 107H95V105H94ZM96 107H95V108H96ZM109 107H111V105H109ZM109 107H108V106L105 107L104 110H102V109H101L102 107H100V109H101L102 111H105V112H107V111H109V110L111 109V112H112V107H111V108H109ZM113 107H114V106H113ZM220 107L222 108L223 106L220 105ZM220 107H219V108H217V106L215 107V108H217V111H218V112L222 110ZM228 107H230V106H228ZM245 107H246V109H247V106H245ZM256 107H255V108H256ZM27 108H28V107H27ZM65 108H64V109H65ZM95 108L93 109L94 111H95ZM120 108H123V106L120 107ZM120 108L118 107L117 112L119 111ZM130 108L133 109L132 112L136 109V110L134 111V112L136 113L137 108H134L133 106H131ZM130 108H128V109H130ZM146 108H148L147 105H146ZM181 108H182V107H181ZM209 108H210V109H207V110H208L207 112H205L206 110L203 111L205 108H202L201 111H202V113L204 112L205 114H204V113H203V114L200 113V114H202V116H205V115H208V114H209V116H210V114H211L214 110H213V108H212L211 106H210ZM211 108H212L213 111L211 110ZM226 108H227V106H226L225 108H223V111H224V109H226ZM4 109H5V106H4ZM19 109H20V108H19ZM19 109H18V110H19ZM67 109L69 110V108L67 107V108L65 109L66 112H67ZM83 109H84V108H83ZM86 109H87V108H86ZM115 109H117L116 106L114 107V110H115ZM123 109H125V108H123ZM140 109H139V111H140ZM161 109H162V108H161ZM163 109H162V110H163ZM177 109H178V107H177ZM177 109H176V110H177ZM218 109H221V110H218ZM227 109H228V108H227ZM231 109H232V108H231ZM231 109H229V110L231 111ZM253 109H254V108H253ZM253 109H252V111L250 110V115H251V112H253ZM257 109H258V107H257ZM257 109H256V110H257ZM259 109H260V108H259ZM263 109H264V106H263ZM9 110H10V109H9ZM29 110H30V109H29ZM41 110H42V109H41ZM84 110H85V109H84ZM98 110H99V109H98ZM114 110H113V111H114ZM130 110H131V109H130ZM150 110H152V109L150 108ZM165 110H163V111H161V112H164ZM178 110L181 112L182 109H181V110L178 109ZM210 110H211L212 112H211V113H208V112H210ZM233 110H232V111H233ZM237 110L239 111V107H238ZM237 110H236V111H237ZM243 110H244V109H243ZM261 110H262V109H261ZM12 111H15V110H12ZM19 111H20V110H19ZM25 111H26V110H25ZM89 111H91V110L89 109ZM121 111H122V112H125L126 110H125V111H124V110H121ZM139 111L137 112V114H139ZM141 111H140V112H141ZM154 111H155V110H154ZM159 111H160V110H159ZM187 111H188V110H187ZM187 111H186V112H187ZM223 111H222V112H223ZM232 111H231V112H232ZM254 111H255V110H254ZM263 111H264V110H263ZM1 112H2V111H1ZM8 112H9V111H8ZM21 112H22V110H21ZM34 112H35V111H34ZM34 112H33V113H34ZM43 112H44V111H43ZM75 112H76V111H75ZM83 112H84V111H83ZM95 112H96V111H95ZM95 112H94V113H95ZM111 112H109V114H111V116H107V119H106L105 122H103V121H101V120L103 119L102 117H103L104 115H107V114H104V113H103V114H104V115H103V114H100V112H99V114L102 115L101 120H100L99 115H98L99 118H98V117H97V118L100 120V122H103L104 125H103V123L101 124L99 121H96V122H99L98 124H100V127H103V126L106 127V128L104 127V128H105V132H104L103 129L101 130V128H98L99 126H97V128H98L97 130H101V131H103V133H105V135L103 136V138L106 139V140L109 139V140H112V141H113V139L115 140V138H117L118 135H120V134H121V138H122V134H123V133L128 134L129 136L127 135L126 137H129L128 140H130V137L134 139V136L139 137L138 134H140V133L142 134L143 132H146V130H147V131L150 130V129H148V127H147V129H146V126L144 125V124H145L144 121H140V120H138L139 122L136 123V120H135L136 117L134 116V115H135L134 112H133L134 115H133V113H132V116L135 117V118H134L135 123H134V125L132 124V123L134 122V120H133V122L128 123V124H131V125H132L131 127H130L128 124H126L127 127H125V128H127V129H125L124 127H121V121H122V119H123V118H122V113H120V111H119L120 114H118V113L116 112V110H115L114 112H112V113H111ZM115 112H116L118 115H117ZM148 112H150L149 109H148ZM148 112H146V113H148ZM193 112L195 113V111H193ZM193 112H192V113H193ZM198 112H199V111H198ZM214 112H215V111H214ZM225 112H226V110H225ZM225 112H223V113L225 114ZM234 112H235V111H234ZM244 112H245V111H244ZM247 112H248V111L246 110V113H247ZM9 113H10V112H9ZM14 113H16V112H14ZM33 113H32V114H33ZM36 113H37V112H36ZM38 113H39V111H38ZM85 113H86V110H85ZM85 113H83V114H85ZM94 113H92V114H94ZM126 113L129 114L130 112L127 111ZM142 113H143V112H142ZM144 113H143V115H145L144 117H146L147 114H144ZM154 113H156V116H155V118H156V117H157V114H159L160 112H159V113H158V112H154ZM168 113H165V112H164L165 115H166V114L168 115V116H166V117L169 118L170 115H169ZM175 113H176V111H175ZM184 113H185V112H184ZM192 113H191V114H192ZM206 113H208V114H206ZM223 113H222V116L220 115L221 113H220L219 115L224 119V117H223V116H224ZM227 113H228V110H227ZM235 113H236V112H235ZM239 113H241V115H242V111H240ZM258 113L260 114L261 112H258ZM21 114H22V113H21ZM21 114H20V116H21ZM68 114H69V113H68ZM96 114H97V113H96ZM109 114H108V115H109ZM115 114H116V115H115ZM150 114H151V117H152V119H153V116H154L153 113H150ZM161 114H162V113H161ZM161 114H159V115H161ZM170 114H172V113H170ZM228 114L230 115V117H232V116H236V115H237V114H235V115H234V114L231 115L230 113H228ZM253 114H254V113H252V117L254 118ZM255 114H257V111H255ZM259 114H258V115H259ZM2 115H3V114H2ZM10 115H11V114H10ZM16 115H18V117H20V116H19V113L16 114ZM22 115H23V114H22ZM44 115H45V114H44ZM81 115H82V114H81ZM123 115H124V114H123ZM159 115H158V117L161 118V116H159ZM162 115H163V114H162ZM165 115H163V117H164ZM173 115H174V112H173V114H172V116H171L172 118H174ZM182 115H183V114H182ZM182 115L180 116V114H179L180 117H184V115H183V116H182ZM187 115H188V114H187ZM214 115L216 116V114H214ZM217 115H218V113H217ZM219 115H218V116H219ZM250 115H249V116H250ZM4 116H5V115H4ZM14 116H15V115H14ZM31 116H32V115H31ZM40 116H41V115H40ZM127 116H128V120H129V119L131 120V117H132V116H131V117H130V115H127ZM137 116H138V115H137ZM190 116H191V115H190ZM202 116H201V117H202ZM218 116H216V118H217L218 120H219V118H220V120H221V117H218ZM237 116L239 117V115H237ZM259 116L262 117V115H259ZM0 117H1V116H0ZM42 117H44V116H42ZM86 117H87V116H85V119H86ZM105 117H106V116H105ZM125 117H126V116H125ZM141 117H142V116H141ZM163 117L161 118V119H163V120H161V119L159 118L161 121H163L162 123H164V121H165L164 119H166V120L168 119V118H163ZM176 117H178L177 114L175 115V118H176ZM187 117H188V116H187ZM192 117H193V115H192ZM195 117H196V116H195ZM201 117H200V118H201ZM205 117H206V116H205ZM205 117H204V118H205ZM226 117L228 118L229 116L226 115ZM238 117H237V118H238ZM245 117H246V115H245L243 118H245ZM252 117H250V118H252ZM255 117H256V115H255ZM257 117H258V116H257ZM22 118H23V117H22ZM22 118H21V119H22ZM35 118H37V117H35ZM48 118H49V117H48ZM83 118H84V117H83ZM83 118L81 119L82 121L85 120V119H83ZM87 118H88V117H87ZM95 118H96V117H95ZM148 118H150L149 114H148V116H147V119H148ZM178 118H179V117H178ZM193 118H194V117H193ZM202 118H203V117H202ZM211 118H212V116H211ZM227 118H226V121H227ZM237 118H236V120H237ZM250 118H247V117H246V119H250ZM6 119H7V118H6V116H5V120H6ZM8 119H9V118H8ZM16 119H17V118H16ZM33 119H34V117H33ZM33 119H32V120H33ZM39 119H40V118H39ZM44 119H47V118H44ZM44 119H43V120H44ZM49 119H50V118H49ZM132 119H133V117H132ZM138 119H140V118H138ZM145 119H146V118H145ZM152 119L150 118V121H151ZM159 119H158V118H157V119H154V120H158V121H159V122H158V121L156 122V124L159 123V125L157 124L158 127H159L160 124H161V123H160L161 121H160ZM169 119H170V118H169ZM182 119H183V118H182ZM185 119H186V118H185ZM188 119H190V118L188 117ZM206 119H207V118H206ZM223 119H222V120H223ZM231 119H233V118H231ZM254 119H257V118H254ZM254 119H253V120H254ZM259 119H260V122L263 120V119H261V118L258 117L257 122L259 121ZM24 120H25V119H24ZM34 120H36V119H34ZM103 120H104V119H103ZM154 120H152V121H154ZM177 120H178V119H177ZM180 120H181V119H180ZM190 120H191V119H190ZM192 120H193V119H192ZM192 120H191V121H192ZM194 120H195V119H194ZM199 120H200V119H198V121H199ZM204 120H205V119H204ZM218 120H216V121H218ZM222 120H221V121H218V122L220 123V122H222ZM224 120H225V119H224ZM224 120H223V123H224V124L222 123V125H227V127H228V124H227ZM238 120H239V119H238ZM238 120H237V121H238ZM243 120H245V119H243ZM251 120H252V119H250L249 121H251ZM1 121H3V120H1ZM9 121H10V120H9ZM21 121H22V120H21ZM27 121H28V119H27ZM56 121H57V120H56ZM85 121H86V120H85ZM93 121H94V120H93ZM148 121H149V119H148ZM171 121H172V120H171ZM173 121H174V120H173ZM196 121H197V120H196ZM200 121H203V120H200ZM44 122H45V121H44ZM49 122H50V121H49ZM89 122H90V121H89ZM165 122H166V121H165ZM167 122H168V121H167ZM227 122H230V123H231V120H229V121H227ZM232 122H234V120H232ZM238 122H240V121H238ZM241 122H242V121H241ZM251 122H252V121H251ZM251 122H250V123H251ZM254 122H255V121H254ZM260 122H258V123H260ZM4 123H5V122H4ZM10 123H11V122H10ZM55 123H56V122H55ZM83 123H85V122H83ZM90 123H92V122H90ZM90 123H89V124H90ZM94 123H95V121H94ZM146 123H147V121H146ZM150 123L153 124L154 122H150ZM191 123L194 124V122H191ZM203 123H204V122H203ZM206 123H207V122H206ZM216 123H217V122H216ZM216 123H215V125H217ZM225 123H226V124H225ZM245 123H246V122H245ZM250 123L248 122V125H250ZM5 124H6V123H5ZM5 124H4V125H5ZM13 124H14V123H13ZM13 124H12V125H13ZM44 124H45V123H44ZM53 124H54V122H53ZM75 124H76V123H75ZM105 124H106V125H105ZM156 124H154V126H155ZM193 124H192V125H193ZM195 124H196V123H195ZM234 124H236V123L234 122ZM251 124H253V123H251ZM261 124H264V123L262 122ZM26 125H28V124H26ZM46 125H47V124H46ZM71 125H73V124H71ZM78 125H79V123H78ZM82 125H83V124H82ZM90 125H91V124H90ZM92 125H93V124H92ZM101 125H102V126H101ZM126 125H125V126H126ZM179 125H180V124H179ZM188 125H189V124H188ZM192 125H190V126H192ZM196 125H199V123L196 124ZM196 125H195V126H196ZM200 125H202V124H200ZM203 125H204V124H203ZM203 125H202V128H204V126L206 127V124H205L204 126H203ZM213 125H214V124H213ZM220 125H221V124H220ZM236 125H237V124H236ZM236 125H235V126H236ZM6 126H7V125H6ZM13 126H14V125H13ZM18 126H19V125H18ZM23 126H24V125H23ZM61 126H62V125H61ZM80 126H81V125H79V127H80ZM84 126H85V125H84ZM86 126H88V125H86ZM128 126H129V128H128ZM144 126H145V127H144ZM147 126H148V123H147ZM149 126H150V125H149ZM161 126H163V125H161ZM161 126H160V127H161ZM164 126H165V124H164ZM208 126H209V125H208ZM246 126H247V125H246ZM246 126H244V127L246 128ZM250 126H251V125H250ZM250 126L248 127V129H249V130H252V128H250ZM255 126H256V125L253 124L251 127H255ZM15 127H16V126H15ZM19 127H20V126H19ZM27 127H28V126H27ZM48 127H49V126H48ZM58 127H59V126H58ZM155 127L157 128V126H155ZM155 127H152V126H151V127H149V128L152 129V128H155ZM178 127H179V126H178ZM215 127H216V126H215ZM217 127H218V126H217ZM219 127H220V126H219ZM222 127H223V126H221V128H222ZM233 127H234V126H233ZM1 128H2V126H1ZM4 128H5V127H4ZM10 128H11V127H10ZM29 128H30V127H29ZM35 128H36V127H35ZM75 128H76V127H75ZM80 128H81V127H80ZM88 128H89V127H88ZM94 128H95V127H94ZM123 128H124V129H123ZM143 128L145 129V131H142ZM165 128H166V127H165ZM165 128H164V129H165ZM170 128H173V127H170ZM175 128H176V127H175ZM182 128L184 129V128H186V127H183V126H182ZM193 128H194V127H192V129H193ZM200 128H201V127H200ZM225 128H226V127H225ZM241 128H242V127H241ZM36 129H37V128H36ZM78 129H79V128H78ZM90 129H91V128H90ZM168 129H169V127H168ZM168 129H166V131H167ZM177 129H179V128H177ZM177 129H176V130H177ZM190 129H191V128H190ZM190 129L187 128L186 130L189 131ZM211 129H212V127H211ZM213 129H214V128H213ZM222 129H223V128H222ZM227 129H229V131H232V130H233V129L230 128V127H228ZM231 129H232V130H231ZM243 129H244V128H243ZM257 129H258V127H257ZM257 129H256V130H257ZM261 129H262V128L260 127V130H261ZM263 129H264V128H263ZM263 129H262V130H263ZM7 130H8V129H7ZM30 130H31V129H30ZM37 130H38V129H37ZM44 130H45V129H44ZM49 130H50V129H49ZM80 130H81V129H79V131H80ZM94 130H96V129H94ZM97 130H96V131H97ZM199 130H200V129H199ZM199 130H198V131H199ZM208 130H210V129H208ZM234 130H235V129H234ZM246 130H247V128H246ZM249 130H248V133H249ZM17 131H18V130H16V133H17ZM19 131H20V130H19ZM19 131H18V132H19ZM27 131H28V130H27ZM39 131H40V130H39ZM39 131H38V132H39ZM41 131H42V130H41ZM54 131H55V130H54ZM54 131H53V132H54ZM72 131H73V130H72ZM82 131H84V130H82ZM85 131H86V129H85ZM85 131H84V133H85V135H86V132H85ZM101 131H98V132H101ZM173 131H175V130H173ZM173 131H172L171 129L169 130L170 133L173 132ZM187 131H186V132H187ZM190 131H191V130H190ZM198 131H197V133H198ZM203 131H204V129H203ZM227 131H228V130H227ZM227 131H226V132H227ZM252 131H253V133H256L255 128H254ZM254 131H255V132H254ZM1 132H2V131H1ZM8 132H10V131H8ZM12 132H13V131H12ZM28 132H30V131H28ZM66 132H67V131H66ZM87 132H89V134L92 135V133H90L89 130H87ZM98 132H97V133H98ZM169 132H168V133H169ZM177 132H178V134H179V132L183 133L184 131L181 129V130H178ZM186 132H184L183 134H185ZM192 132H194V131H191L190 134H192ZM207 132H209V131H207ZM223 132H224V129H223ZM232 132H233V134L235 133V131H232ZM232 132H231V133H232ZM236 132H237V131H236ZM258 132H261V131H259V129H258ZM14 133H15V132H14ZM14 133H13V135H15ZM35 133H36V132H35ZM46 133H47V135L50 134L49 131H48V132H45V134H46ZM72 133H73V132H72ZM103 133H100V134L98 133V134H99V136L101 137V134H103ZM149 133H150V132H149ZM163 133H164V132H163ZM173 133H176V131L173 132ZM187 133H189V132H187ZM195 133H196V132H195ZM200 133H201V132L199 131V133H198L199 135L197 134L196 136H200V135H201ZM227 133H230V132H227ZM227 133H226V134H227ZM238 133H239V132H238ZM250 133H251V131H250ZM253 133H252V135H253ZM0 134H1V133H0ZM19 134H20V133H19ZM23 134H24V132H23ZM39 134H40V133H39ZM42 134H43V133H42ZM89 134H88V135H89ZM93 134H94V133H93ZM145 134H146V133H145ZM183 134H182V135H183ZM193 134H194V133H193ZM209 134H210V133H209ZM211 134H212V133H211ZM211 134H210V136H211ZM213 134H214V133H213ZM216 134H217V133H216ZM235 134H236V133H235ZM244 134H245V133H244ZM256 134H257V133H256ZM263 134H264V132H263ZM5 135H6V133H5ZM7 135H8V134H7ZM51 135H52V134H51ZM66 135L69 136L67 133H66ZM72 135H73V134H72ZM143 135H144V134H143ZM156 135H157V133H156ZM165 135H167V134H165ZM168 135H170V134H168ZM168 135H167V136H168ZM172 135H173V136H172ZM218 135H219V134H218ZM220 135H221V134H220ZM227 135H228V134H227ZM227 135H224V136L222 135V136H223V138H224V137H226ZM230 135H231V134H230ZM48 136H49V135H48ZM80 136H81V137H84V135H83V136L80 135ZM80 136H79L78 138L81 140V143H82V142H84L85 140L83 139V140H84V141H83V140L81 139ZM144 136H146V135H144ZM144 136H143V138H144ZM158 136H159V135H158ZM161 136H162V135H161ZM171 136L174 137V134H171ZM175 136H177V134H176ZM186 136H187V135H186ZM186 136H185V135L181 136V134H180V135L178 136L177 139L180 138V139L182 140V137H186ZM188 136H189V134H188ZM207 136H208V134H207ZM214 136H215V135H214ZM242 136H243V135H242ZM85 137H87V136H85ZM91 137H95V138H96V134H94V135L91 136ZM97 137H98V135H97ZM123 137H124V134H123ZM154 137H155V136H154ZM192 137L195 138V135H193ZM201 137H202V135H201ZM203 137H204V135H203ZM211 137H213V136H211ZM218 137H219V136H218ZM254 137H255V136H254ZM256 137H257V135H256ZM263 137H264V136H263ZM263 137H262V138H263ZM3 138H4V137H3ZM47 138H48V137H47ZM51 138H52V137H51ZM88 138H89V137H88ZM88 138H86V140H88ZM95 138H91V139L95 141V142H93V143H97L96 145H98V142H96L97 139L95 140ZM98 138H99V137H98ZM161 138H162V137H161ZM164 138H166V136H165ZM164 138H162L161 140H163ZM169 138H171V137H169ZM196 138H198V137H196ZM196 138H195V139H196ZM204 138H205V137H204ZM214 138H215V137H214ZM233 138H234V137H233ZM16 139H18V138H16ZM22 139H23V138H22ZM48 139H50V138H48ZM56 139H57V138H56ZM64 139H66V137H64ZM72 139H73V138H72ZM123 139H124V138H123ZM140 139H141V136H140ZM172 139H173V138H172ZM175 139H176V138H175ZM180 139H179V140H180ZM185 139H186V138H185ZM195 139H194V140H195ZM216 139H218V138H216ZM255 139H257V138H255ZM0 140H1V139H0ZM10 140H11V139H10ZM40 140H41V139H40ZM53 140H54V139H53ZM68 140H69V139H68ZM68 140H66V141H68ZM77 140H78V139H77ZM92 140H90V142H88V143L91 144ZM106 140H105V142H106V143L108 142V144H107L108 146H109V144H114V142H115V141H114L113 143H111L112 141L109 142V140H108V141H106ZM121 140H122V139H121ZM126 140H127V139H126ZM128 140H127V142H128ZM183 140H184V139H183ZM183 140H182V141H183ZM190 140L192 141L191 138H190L189 140L186 139L187 142L185 141L184 144L188 143V144L190 145V144H191V143H190V142H191ZM200 140L203 141V139H201V138H200ZM205 140H206V139H205ZM205 140H204V141H205ZM208 140H209V139H208ZM213 140H214V139H213ZM218 140H219V139H218ZM224 140H225V139H224ZM245 140H246V139H245ZM247 140H248V139H247ZM263 140H264V138H263ZM1 141H2V140H1ZM12 141H14V140H12ZM41 141H43V140H41ZM56 141H57V140H56ZM72 141H73V140H72ZM97 141H101V142H102L103 140H101V138H100V139L97 140ZM118 141H119V140H118ZM123 141H125V140H123ZM123 141H122V143H123ZM132 141H133V140H132ZM144 141H145V140H144ZM163 141H164V140H163ZM167 141H168V139H167ZM188 141H189V142H188ZM195 141H197V140H195ZM198 141H199V139H198ZM202 141H201V142H202ZM206 141H207V140H206ZM206 141H205V142H206ZM211 141H212V139H211ZM214 141H215L216 143H218L217 140H214ZM250 141H251V139H250ZM250 141H249V142H250ZM252 141H253V143H251V144L255 146V144H254V140H252ZM252 141H251V142H252ZM257 141L261 142L262 140L259 139V140H257ZM28 142H30V141H27V143H28ZM35 142H36V141H35ZM48 142L50 143L49 140H48ZM69 142H70V141H69ZM69 142H68V143H69ZM76 142H77V141H75V142L73 143V145H74V144H77ZM86 142H87V141H86ZM86 142H85V144L87 145L88 143H86ZM127 142H126V143H127ZM134 142H135V139H134ZM139 142H140V141H139ZM153 142H156V141H153ZM160 142H161V141H158V143H160ZM165 142H166V141H165ZM165 142H164V143H165ZM170 142H171V143H170ZM170 142H167L166 144H164V143L162 142V143H160L159 145H158V143L156 142V143H155V146L157 145V146H156V147H157V152L160 151V152L163 153V150H162V146H163V144H164V145H167V146L169 145L168 147H170V149L173 150V151H174L176 148H175V147H174L175 149L171 148L172 145L175 146L174 144H176V147H177L178 145H180L179 150H181L180 148H181V145H182V144H181V143L179 144L180 141H178V140H175V141H174V140H173V141L170 140ZM192 142H194V141H192ZM205 142H202V144L205 143ZM232 142H233V141H232ZM235 142H236V141H235ZM0 143H1V142H0ZM10 143H11V141H10ZM18 143H19V141H18ZM21 143H22V142H21ZM30 143H31V142H30ZM30 143H29V144H30ZM62 143H63V145H64V142H62ZM78 143H79V140H78ZM102 143H103V142H102ZM117 143H118V142H117ZM119 143H121V142H119ZM129 143H130V142H129ZM135 143H138V142L136 141ZM168 143H170L171 145L168 144ZM172 143H173V144H172ZM182 143H183V142H182ZM196 143H197V142H195L194 144L192 143L193 145H191V146L194 147V145H195ZM208 143H209V144H208ZM238 143H239V142H238ZM261 143H262V142H261ZM261 143H260V144H261ZM12 144H14V143H12ZM25 144H26V143H25ZM44 144H45V140H44ZM85 144H83V146H84ZM100 144H101V143H100ZM124 144H125V143H124ZM143 144H144V143H143ZM177 144H178V145H177ZM184 144H183L182 146H184ZM198 144L200 145L201 143H198ZM198 144H197V145H198ZM207 144L209 145V146L207 145L208 148L211 147V148H210L211 150L213 149V146H216V147H217V144H216V145H213L212 143H210V142H208V141H207ZM232 144L234 145V143H232ZM240 144H241V143H240ZM246 144H247V143L245 142V147H243V148H245V149H246V147H247ZM46 145H48V144L46 143ZM49 145H50V144H49ZM79 145H80V143H79ZM79 145L74 146V147L77 148ZM88 145H89V144H88ZM88 145H87V147H88ZM101 145H102V144H101ZM115 145H116V143H115ZM127 145L129 146L130 144H126V146H127ZM139 145L142 146V143L140 142ZM149 145H150V144H149ZM149 145H148V147H149ZM153 145H154V144H153ZM199 145H198V147H199ZM210 145H211V146H210ZM212 145H213V146H212ZM218 145H219V143H218ZM224 145H225V144H224ZM233 145H232L231 147H233ZM235 145H236V144H235ZM235 145H234V147H235ZM7 146H8V144L4 145V144L2 143V145H1V147H0V150L2 151L1 154H0V156H1L3 159L9 157V155H10V153L7 152ZM24 146H25V145H24ZM43 146H44V145H43ZM70 146H71V145H70ZM70 146H69V147H70ZM83 146H82V147H83ZM89 146H90V145H89ZM93 146H95V145L93 144ZM99 146H100V145H98L97 147H99ZM113 146H114V145H113ZM113 146H112V147H113ZM130 146L132 147V145H130ZM145 146H146V144H145ZM173 146H172V147H173ZM200 146H201V145H200ZM237 146H238V145H237ZM237 146H236V147H237ZM241 146H242V145H240L239 147H241ZM256 146H257V145H256ZM258 146H260V145H258ZM10 147H14V146H10ZM17 147H18V146H17ZM46 147H47V146H46ZM51 147H52V146H51ZM56 147H57V146H56ZM69 147H68V149H69ZM71 147H73V146H71ZM95 147H96V146H95ZM100 147H103V146H100ZM100 147H99V148H100ZM109 147H111V146H109ZM109 147H108V148H109ZM123 147H124V145H123ZM131 147H130V148H131ZM143 147H144V146H143ZM146 147H147V146H146ZM150 147H151V145H150ZM150 147H149L148 149H150ZM152 147L154 148V146H152ZM184 147H185V148H183V150H184V149L186 150V147L189 148L190 146L188 147V146L185 145ZM196 147H197V146H196ZM203 147H204V145H203ZM203 147H202V148H203ZM220 147H221V145H220ZM228 147H229V146H228ZM228 147H227V149H228ZM234 147H233V149H234ZM19 148H20V147H19ZM37 148H38V147H37ZM93 148H94V147H93ZM105 148H106V147H105ZM105 148H103V149H105ZM130 148H129V149H130ZM163 148H164V147H163ZM217 148H218V147H217ZM223 148H224V147H223ZM237 148H238V147H237ZM243 148H241L242 152H244V150H245V149H243ZM250 148H252V147L250 146ZM259 148H262L261 150H263V147H259ZM12 149H13V148H12ZM28 149H29V148H28ZM38 149H39V148H38ZM43 149H44V148H43ZM54 149H55V148H54ZM57 149H58V148H57ZM60 149H62V148H60ZM77 149H78V148H77ZM83 149H85V148H83ZM97 149H98V148H97ZM111 149H112V148H111ZM135 149H137V148L135 147ZM135 149H133L134 152H135ZM154 149H155V148H154ZM193 149H194V148H193ZM193 149H192V150L189 149V150L193 151ZM195 149H196V148H195ZM205 149H207V147H206ZM218 149H219V148H218ZM221 149H222V148H221ZM221 149H220V150H221ZM225 149H226V147H225ZM227 149H226V150H227ZM229 149H232V148L229 147ZM233 149H232V150H233ZM252 149H253V148H252ZM14 150H15V149H14ZM14 150H13V151H14ZM29 150H30V149H29ZM52 150H53V149H52ZM118 150H119V149H118ZM118 150H116V151H118ZM155 150H156V149H155ZM158 150H159V151H158ZM171 150H170V151H171ZM177 150H178V149H177ZM179 150H178V152H180ZM189 150H188V151H185V152H188V154H189V152H190ZM201 150H202L201 152H204L203 149H201ZM226 150H224V151H226ZM234 150H235V149H234ZM236 150H237V149H236ZM238 150H239V148H238ZM238 150H237V151H238ZM249 150H250V149H248V151L246 150V151H247V154H249V153L251 152V151H249ZM256 150H257V149H256ZM40 151L43 152L42 150H40ZM49 151H50V150H49ZM49 151H48V152H49ZM66 151H67V149H66ZM71 151H72V149L69 150V152H71ZM104 151H106V150H103L102 153H103ZM108 151H109V150H108ZM116 151H114V153H109V154H114V155H115V153H117ZM126 151H127V150H126ZM167 151H168V150H167ZM173 151H172V152H173ZM175 151H176V150H175ZM208 151H209V150H208ZM208 151H207V152H208ZM224 151H223V153H224ZM227 151H228V150H227ZM227 151H226V152H227ZM239 151H240V150H239ZM246 151H245V152H246ZM253 151H254V150H253ZM257 151H258V150H257ZM24 152H25V151H24ZM27 152H29V151H27ZM34 152H35V150H34ZM36 152H37V151H36ZM41 152H40V153H41ZM54 152H55V151H54ZM87 152H88V151H87ZM92 152H93V151H92ZM92 152H91V153H92ZM96 152L99 153L100 151H97V150H96ZM96 152L94 151V153H96ZM122 152H124V151H122ZM127 152H129V151H127ZM160 152H159V153H160ZM172 152H171V153H172ZM183 152H184V151H182V153H181L180 155H182V156L184 157V154H185V153H183ZM221 152H222V151H221ZM245 152H244V153H245ZM262 152H264V150H263ZM262 152H261V154H262ZM13 153H14V152H13ZM22 153H23V150H22ZM52 153H53V152H52ZM55 153H56V152H55ZM66 153H67V152H66ZM94 153H93V155H94ZM98 153H97V154H98ZM118 153H119V152H118ZM118 153H117V154H118ZM120 153H121V152H120ZM142 153H143V152H142ZM159 153H158V154H159ZM171 153H170V154H171ZM176 153H177V152H176ZM211 153H212V152H210V154H211ZM223 153H220V154H223ZM238 153H239V152H238ZM238 153L235 152L233 155H235V154L238 155ZM240 153H241V152H240ZM244 153H242V155H243ZM251 153H252V154H251ZM251 153H250L251 155H249V159L253 156V152H251ZM17 154H19V153H17ZM33 154H34V153H33ZM36 154H37V153H36ZM36 154H35V155H36ZM47 154H48V153H47ZM63 154H64V153H63ZM71 154H72V153H71ZM86 154H87V153H86ZM89 154H90V150H89ZM97 154H96V155H97ZM99 154H100V153H99ZM103 154L106 155V152L103 153ZM109 154H107V156H108ZM122 154H123V153H122ZM128 154H130V152H129ZM131 154H132V152H131ZM135 154H136V153H134V156H135ZM174 154H175V153H174ZM178 154H179V153H178ZM210 154H209V155H210ZM220 154H219L218 156H216V154H215V155L213 156V158H212V162H213V160H214V161L219 160L218 158L216 159V157H220ZM226 154H227V153H226ZM230 154H231V153H230ZM245 154H246V153H245ZM245 154H244V155H245ZM254 154H257V153L254 152ZM11 155H12V154H11ZM27 155H28V154H27ZM49 155L51 156L50 152H49ZM56 155H57V154H55V156H56ZM93 155H92V156H91V155H88L87 158H89V157L93 158ZM104 155H103V156H104ZM119 155H120V154H119ZM126 155H127V153H126ZM126 155H125V156H126ZM160 155H161V156L163 155V159H162V160H164V159H165L164 155H166V154H160ZM167 155H168V153H167ZM176 155H177V154H176ZM180 155H179V156H180ZM185 155H186V154H185ZM198 155H199V154H198ZM203 155H204V154H203ZM203 155H201L202 158H203ZM207 155H208V153H206V156H207ZM209 155H208V156H209ZM224 155H225V153L222 155V161H218V162L221 163V162L225 161V160L223 159V156H224ZM227 155H228V154H227ZM227 155H225V156H227ZM236 155H235V156H236ZM242 155H241V156H242ZM244 155H243V156H244ZM13 156H14V155H13ZM31 156H33V155L31 154ZM46 156H47V155H46ZM69 156H70V155H68V157H67L68 159H70V158H71L72 156H74V155L72 154L71 157H69ZM85 156H86V155H85ZM115 156H116V155H115ZM140 156H141V155H140ZM168 156H169V155H168ZM179 156H178V157H179ZM204 156H205V155H204ZM229 156H230V155H229ZM235 156L232 158V160L235 158ZM238 156H239V155H238ZM238 156H237L236 159H235L237 162L234 161L235 163H237L236 167H238V165H240V164H238V161H240V160L242 159L241 157H239L240 159L238 160V159H237ZM243 156H242V157H243ZM246 156L248 157V155H246ZM255 156H256V155H255ZM1 157H0V158H1ZM14 157H15V156H14ZM33 157H34V156H33ZM98 157H99V156H98ZM126 157H128V155H127ZM130 157H133V156H130ZM147 157H148V156H147ZM174 157H175V156H174ZM185 157H186V156H185ZM185 157H184V158H185ZM198 157H199V156H198ZM198 157H196L197 160H199ZM214 157H215L216 160L214 159ZM253 157H254V156H253ZM258 157H261V156H257V157H255V158H258ZM262 157H264V155H263ZM10 158H11V157H10ZM25 158H26V157H25ZM46 158H47V157H46ZM60 158H61V157H60ZM103 158H104V157H103ZM117 158H118V157H117ZM122 158H123V157H122ZM139 158L142 159L141 157H139ZM169 158H170V156H169ZM169 158H168V159L166 158L168 162H169ZM180 158H181V157H180ZM180 158H179V159H180ZM244 158H246V157L244 156ZM29 159H30V158H29V156H28L27 161H28ZM34 159H35V158H34ZM36 159H37V158H36ZM64 159H66V157H64ZM64 159H63V157H62V160H64ZM68 159H66V161H67ZM72 159L74 160L75 158H72ZM72 159H71V160H72ZM95 159H97V156L95 157ZM95 159H94V160H95ZM114 159H115V158H114ZM171 159H172V157L170 158V163H173V161H172ZM177 159H178V158H177ZM179 159H178V160H179ZM207 159H208V157H207ZM220 159H221V158H220ZM225 159H226V158H225ZM227 159H228V157H227ZM227 159H226V160H227ZM246 159H247V158H246ZM253 159H254V158H253ZM46 160H47V159H46ZM49 160H50V159H48L47 161H49ZM62 160H61V159H60V160L58 159V161H62ZM89 160H90V159H89ZM94 160H93V161H94ZM98 160H99V159H98ZM117 160H118V159H117ZM125 160H126V159H125ZM128 160H129V157H128ZM173 160H176V159L174 158ZM201 160H202V159H201ZM201 160H200V161H201ZM209 160H211V159H209ZM209 160H208V161H209ZM232 160H230L231 163H233ZM251 160H252V159L248 160V161H250V162H249L250 164L252 163ZM254 160H258V159H254ZM260 160H261V161H260ZM4 161H5V160H4ZM4 161H3V162H4ZM7 161H8V160H7ZM33 161H34V160H33ZM41 161H42V159H41ZM44 161H45V160H44ZM58 161H57V162H58ZM81 161H82V163H83V159H82ZM91 161H92V160H91ZM95 161H96V160H95ZM95 161H94V163H96ZM136 161H137V160H135L134 162H136ZM164 161H166V160H164ZM180 161L183 162V160H180ZM192 161H193V160H192ZM200 161H198V162H200ZM203 161H204V160H203ZM208 161H207V162H208ZM258 161H260L261 164H262V165L259 164V165L261 166V167H260V169H261L262 166H264V165H263V164H264L263 159L260 158ZM0 162H1V161H0ZM23 162H24V161H23ZM45 162H46V161H45ZM67 162H68V161H67ZM75 162H76V161H75ZM99 162H100V161H99ZM103 162H104V161H103ZM118 162H119V161H118ZM128 162H129V161H128ZM168 162H167V163H168ZM193 162H194V161H193ZM201 162H202V161H201ZM207 162H206V163H207ZM225 162H227V161H225ZM240 162H241V164H242L243 162H245V160H243V162H242V160H241ZM4 163H5V162H4ZM19 163H20V162H19ZM32 163H33V162H32ZM63 163H65V162H63ZM85 163H86V162H85ZM104 163H105V162H104ZM106 163H107V162H106ZM114 163H115V162H114ZM136 163H137V162H136ZM159 163H160V162H159ZM159 163H158V164H159ZM208 163H209V162H208ZM246 163H247V161H246ZM246 163H244V164H246ZM255 163H256V162H255ZM255 163H254V164H255ZM258 163H259V162H257V165H258ZM28 164H29V163H28ZM46 164H47V163H46ZM50 164H51V163H50ZM50 164L48 163L47 165H50ZM57 164H60V165H61V163H59V162H58ZM70 164L72 165L73 163L70 162ZM70 164H69V165H70ZM74 164H76V163H74ZM88 164H89V162H88ZM91 164H93V163H91ZM91 164H90L89 166H88L87 164H85V165H86V168H87V166H88V169H91V168L94 169V167H98V165H99L100 163H98L97 165L93 164L94 167H90ZM101 164L103 165L102 162H101ZM115 164H116V163H115ZM115 164H114V165H115ZM168 164H169V163H168ZM202 164H203V163H202ZM209 164H210V163H209ZM226 164L228 165V163H224V162H223L222 167H225L224 165H226ZM250 164H249V165L247 164V165L250 166ZM254 164H253V165H254ZM8 165H9V164H8ZM24 165H25V164H24ZM55 165H56V163H55ZM85 165H84V166H85ZM108 165H109V164H108ZM116 165H117V164H116ZM134 165H135V164H134ZM195 165H196V164H195ZM203 165H204V164H203ZM211 165H212V163H211ZM213 165H214V163H213ZM215 165L219 166L220 164L218 163V164H215ZM227 165H226V166H227ZM247 165H246V166L243 165V167H245V168L247 167V168H248ZM18 166H19V165H18ZM30 166H31V165H30ZM41 166H42V165H41ZM41 166H40V167H41ZM50 166H51V165H50ZM50 166H49V168H50ZM52 166H54V164H53ZM74 166H75V165H74ZM79 166H80V165H79ZM79 166H78V167H79ZM99 166H101V165H99ZM104 166H105V164H104ZM144 166H145V165H144ZM187 166H189V165H187ZM190 166H191V165H190ZM190 166L188 167L189 169H190ZM200 166H201V165H200ZM200 166L197 164V167L200 168L199 170L204 169V167L201 166V167H202V168H201ZM206 166H209V165L207 164ZM217 166H216L215 168H217ZM220 166H221V165H220ZM220 166H219V168H220ZM232 166H233V165H232ZM241 166H242V165H241ZM251 166H252V164H251ZM5 167H6L5 164H0V169H1V170L5 169ZM19 167H20V166H19ZM32 167H33V166H32ZM57 167H58V166H57ZM71 167H72V166H71ZM76 167H77V165H76ZM78 167H77V169H75V167H74V169H75V170H78ZM89 167H90V168H89ZM102 167H103V166H102ZM102 167H100V169H99V170H101V171H99L100 174H99L98 172H95V174H99V175H96V176H95V177L99 176L98 179L96 178L97 181L95 180V178H93V180H92V182H91V186H89L88 189H84V187L79 188V186H80L79 181L77 182V181H71V180H69V179H71V178L73 177V176L71 177V175H72L73 173L70 174V177H71V178L68 177L69 175L67 176V177L69 178V179H68L69 181H68V180H67V181H68V182H72V183H73V184H72L73 187H72V188L70 187V186H72L71 183H70V184L68 183V186L70 185V186H69V187H70V191H67V188H68V187H66V188L63 187V189H64V190L66 189V191H67V192H70V194H72V193H71V190H72V189H73L72 192H74V191L76 192V193H73V197L68 195L69 197H72V198H71V202H73L72 200L75 201V198H77V196H79V198H77V202H78V200H80V201L82 200V202H79V203H76V204H78V205H79V204H82L81 206H84L83 203H86V204H88V205L93 206L95 209L99 210L101 214H104L103 217H102V219H101V217H100V221H99V222H97V221L95 220V221H96V224H95V225H97L96 228H94V226H92V227H93L92 230L88 229V230L90 231V233H89L88 231H87V232L89 233L90 237L87 235L88 238L86 237L85 239H89V238L94 239V240H91V241H93L92 244H93V243L95 244V243H96V240H97V241H98L97 243L99 244L100 241H101V243H102V240H100L101 238L103 239V237L101 236L102 234H105L106 231H108V232L112 231V232H113V233H112V232H111V233H108L109 235H112V236H111L112 239L108 242L107 247L104 245V243L102 244V245H104V246H100V244H99V245H96L95 248H94V247H92V248L90 247V248L93 250V251L91 250V251H92V253H91L92 255L90 256L89 253H90L91 251L89 252V250H88L87 252H89V253L85 254L84 251H82L81 249H80V250L78 249V248H80V247L83 249L85 246L87 247V245L84 246V245L82 244L83 246L81 245L80 247L77 248V246H79L81 243H84V241H81V240H82L81 237H80L81 240L78 241L77 239H78L79 237H77V234H74V232H75L79 227H80L81 229H84L83 227H85L84 225H85L86 223L84 222L83 227H81V226H82L81 224H83L82 221H81V224H80L81 226L78 225V228H77L76 225H75V226L73 225V222L71 223L73 226H71V224H70L69 221H68L67 223L70 224V226H71V228H69V229H70V232L73 233L74 236L76 235L75 237H77V239H75V241H74V240L72 239V237L74 238V236L71 234L72 237H70V238H71L72 241H74V242H73V245H71V242H72V241L69 242V244L71 245V247L74 246L75 248H77V250H76V251L78 252L77 255H78V256H79V255H80V256H82V255H83V256L88 255V256L90 257V258H89V257H85V258H88V260H87V262L85 261L86 263H84V264H104V263H106L105 260H107V257L109 256V255H108V254H109V251L112 250V249H111V250H107V248L110 247V245H112V246L114 245V246H115V244H116V242H117V240H118V238H116V237H117L116 235L119 234V232H121V233H123V236H122L121 239H119V243H118V244H119L120 246L117 247L118 249L116 248L118 251H119V249L121 250V254L117 252L118 254H120L119 258L121 259V261L119 260L120 262H118V261H116V262L121 263V262L124 261V262L121 263V264H144V262H143L144 259L142 260V263H141V259L143 258L144 255H146V256H148L150 259H152V261H150V262H148V263H146V261H145V264H159L160 262H161L160 264H171V263L174 264V263H176V261H175L174 259H178L179 257L177 258V257H175V256H180V255H177L179 252L176 253V250H175L176 248H175L174 250H173V248H172V249L170 248V250H171V253H170V254H172V252H174V251H175V252L173 253V255L176 253V255L174 256V257H175L174 259H173L172 255H171V259H173V260H170V261H169V259L165 260V258H164V261L162 262V260H163L162 257L160 258V259H162V260L157 259V255H159V254L161 255V254H162V253H161L162 251H161V252L157 251V247H159V246L157 245V247H156V244H155V243H156V239L160 238V236H161V239H162L163 236H162L161 233L159 232V234L156 235V236H158V238H156V236H155V232L153 231V230H155V228H154L155 226H153V224H152L153 227H150L149 225H146V223H147V222H150V220H151V218H152V217H151L152 212H150V213L147 214V215H143V214H144V213H143L138 219L136 218V219H137L136 222H134V220H131V218H132V217L134 216V214H135L134 211L136 212V215H135V216H138L139 213L137 214L138 211H136V210H138L137 208H138V206L140 205V202L137 201V202H138V203H137L138 206L135 204L136 206H135L134 208H130V209H129V207H128V206H129L128 198H127L126 195H125L127 192H125V194H124V193H123L124 190H122L123 187H125V186L127 187L126 184L129 183V182H128V180H127L126 182L123 181L122 178H123L124 175H121V174H120V173H122L123 171L121 172V171H119V170H114V169L106 168V167H105V169H104V168H102ZM112 167H113V166H112ZM119 167H120V166H119ZM128 167H130V166H128ZM160 167H161V166H160ZM168 167H169V165H168ZM168 167H167V169H168ZM194 167H195V166H194V164H193V168H192L193 171L191 170L192 174H193V172H198V171H197L198 168H197V170H196V168H194ZM211 167H212V166H211ZM211 167H208V168H211ZM222 167H221V168H222ZM252 167H255V165L252 166ZM7 168H8V167H7ZM53 168L55 169V167H53ZM53 168H51V169L53 170ZM59 168H60V167H59ZM59 168H58V169H59ZM69 168H70V167H69ZM80 168H82V166H81ZM83 168H84V167H83ZM133 168H134V167H133ZM139 168H140V167H139ZM141 168H142V167H141ZM157 168H158V167H157ZM162 168H163V167L159 168V170H160V169L162 170ZM165 168H166V167H165ZM206 168H207V167H206ZM208 168H207V170H208ZM212 168H214V166H213ZM212 168H211V169H212ZM232 168H233V167H232ZM232 168H231V169H232ZM247 168H246V169H247ZM256 168H258V171H259V167H256ZM38 169H39V167H38ZM46 169H48V167L45 168V170H46ZM72 169H73V167H72ZM72 169H70V171H69L68 173H71ZM74 169H73V171H74ZM102 169H104V170L102 171ZM126 169H128V168H126ZM147 169H148V168H147ZM150 169H151V168H150ZM152 169H153V168H152ZM231 169H230V170H231ZM234 169L236 170L237 168H233V171H234ZM246 169H245V171L248 172V169H247V170H246ZM263 169H264V168H263ZM42 170H43V169H42ZM52 170H51V171H52ZM55 170H56V173H57V169H55ZM55 170L52 172L53 174H54ZM68 170H69V169H68ZM84 170H85V168H84ZM84 170L82 171V170L80 169V172H85ZM97 170H98V169H97ZM163 170L166 171V169H164V168H163ZM169 170H170V169H169ZM171 170H172V169H171ZM171 170H170V171H171ZM173 170H174V168H173ZM205 170H206V169H205ZM225 170H226V169H225ZM225 170H224V171H225ZM253 170H254V168H252L250 171L254 172L256 169H255L254 171H253ZM48 171H49V169H48ZM59 171H60V170H58V173H57L58 175H57V176L60 175ZM73 171H72V172H73ZM87 171H88V170H87ZM125 171H126V170H125ZM144 171H145V170H144ZM201 171H204V170H201ZM236 171H237V170H236ZM238 171L240 172V169H239ZM241 171H242V170H241ZM19 172H23V171L20 170ZM29 172H30V171H29ZM29 172H28V173H29ZM75 172H76V171H74V174H75ZM118 172H120L119 174L121 175V179H122V181H121V179L118 180L117 177H116V176L118 175ZM146 172H147V171H146ZM188 172H189V171H188ZM191 172H190V173H191ZM207 172H208V171H207ZM217 172H218V171H217ZM230 172H231V171H230ZM256 172H257V171H256ZM256 172H254V174H255V175H259V174H258L259 172H258V173H256ZM28 173H26L27 176L29 175ZM44 173H45V172H44ZM46 173H47V172H46ZM46 173H45V174H46ZM48 173H49V176H50L51 172L49 171ZM61 173H62V172H61ZM76 173H78V172H76ZM140 173H141V172H140ZM165 173H166V172H165ZM168 173H169V172H168ZM212 173H213V172H212ZM212 173H211V174H212ZM220 173H221V172H220ZM223 173H224V172H223ZM250 173H251V172H250ZM250 173H249V176H250ZM9 174H10V173H9ZM18 174H19V173H18ZM18 174H17V175H18ZM23 174H24V173H23ZM40 174H41V171H40ZM42 174H43V173H42ZM53 174H52V175H53ZM64 174H65V173H64ZM85 174H86V173H85ZM85 174H84V175H85ZM89 174H90V172H89ZM134 174H135V173H134ZM137 174H138V173H137ZM153 174H155V173H153ZM153 174L151 173V175H153ZM183 174H185V173H183ZM194 174H195V173H194ZM198 174H199V173H198ZM198 174H196L195 176H197ZM203 174H207V173H203ZM203 174H202V175H203ZM211 174H210V176H211ZM215 174H216V173H215ZM231 174L234 175V172H231ZM244 174H245V173H244ZM13 175H14V174H13ZM61 175H62V174H61ZM61 175H60V176H61ZM80 175H83V173H80ZM80 175H79V176H80ZM87 175H88V174H87ZM100 175H101V176H100ZM120 175H119V176H120ZM155 175H156V174H155ZM155 175H153V177H154ZM175 175H176V174H175ZM178 175L181 176V174H178ZM178 175H177V176H174V177H178ZM227 175H228V178H229V175H230V174H227ZM227 175H226V176H227ZM233 175H231L232 177H230V178L236 177L235 175H234V176H233ZM246 175H247V174H246ZM246 175H245V176H246ZM7 176H8V175H7ZM9 176H11V175H9ZM19 176H20V175H19ZM21 176H22V175H21ZM23 176H24V175H23ZM23 176H22V177H23ZM35 176H37V175H35ZM40 176H41V175H40ZM44 176L46 177V175H44ZM44 176H43V178H44L43 180H44V182H45V179H46V178H45ZM47 176H48V175H47ZM60 176H59V177H60ZM74 176H75V175H74ZM79 176H78V174H77V176H75L73 179H75V178H77V177H79ZM88 176H89V175H88ZM140 176H141V175H140ZM140 176H139V177H140ZM172 176H173V175H172ZM182 176H183V175H182ZM182 176L179 177V178H181V179L184 178V179H185V177H184V176L182 177ZM223 176H224V174H223ZM243 176H244V175H243ZM243 176L241 175L242 178L245 177V176H244V177H243ZM259 176H260V175H259ZM17 177H18V176H17ZM38 177H39V176H38ZM61 177H62V176H61ZM67 177H66V179H67ZM90 177H91V176H90ZM137 177H138V175H137ZM144 177H146V176L144 175ZM153 177H152V178H153ZM155 177H156V176H155ZM158 177L161 179L160 176H158ZM163 177H164V176H163ZM201 177H202V176H201ZM204 177H206V176H204ZM208 177H209V176H208ZM219 177H220V176H219ZM221 177H222V175H221ZM221 177H220V178H221ZM246 177H247V176H246ZM246 177H245V178H246ZM253 177H254V176H253ZM253 177H251L252 179H249L250 177H247L249 180H246V179L244 178V179H242L243 181H242L241 178H240V182H242V183L245 182V183L248 184V181H250V180H254V181H255V180H256L255 177H254V179H253ZM263 177H264V174H263ZM3 178H4V177H3ZM6 178H7V177H6ZM24 178H26V177L24 176ZM28 178H29V177H28ZM31 178H32V177H31ZM39 178H40V177H39ZM41 178H42V177H41ZM49 178H50V177H49ZM82 178H83V177H81L80 179L83 180ZM166 178H168V175H167V177H165V180H167ZM171 178H173V177H171ZM187 178H188V175H187ZM194 178H195V177H194ZM197 178H199V177H197ZM217 178H218V177H217ZM220 178H219V179H220ZM224 178H225V176L223 177V179H224ZM238 178H239V176H238ZM256 178H258V177L256 176ZM259 178H261V177H259ZM259 178H258V179H259ZM1 179H2V178H1ZM1 179H0V180H1ZM14 179H15V178H14ZM14 179H13V180H14ZM16 179H17V178H16ZM26 179H27V178H26ZM26 179L23 180V181H24V182H28V181L31 182V179H30V180H29V179L26 180ZM36 179H37V178L33 177V180L36 181ZM50 179L55 181V179H57V177H55L54 179H52V178H50ZM62 179H64V178H62ZM62 179H61V180H62ZM78 179H79V178H78ZM126 179H127V177H126ZM126 179H125V180H126ZM148 179H149V178H148ZM157 179H158V178H157ZM160 179H159V180H160ZM173 179L176 180L177 182H179V181H178L179 179H175V178H173ZM184 179H183V180H184ZM199 179H201V178H199ZM204 179H205V178H204ZM7 180H11V179H7ZM17 180H18V179H17ZM37 180H38V179H37ZM39 180H40V179H39ZM58 180H60V179H58ZM154 180H155V179H154ZM159 180H157V181H159ZM163 180H164V179H163ZM168 180H170V179H168ZM174 180H170V181H173V182H175V184H176L177 182L174 181ZM183 180H182V182H181L180 185H182ZM194 180L197 181L196 179H194ZM201 180H203V179H201ZM206 180H207V179H206ZM208 180H209V178H208ZM208 180H207V181H208ZM221 180H222V179H220L219 181H221ZM225 180H226V179H225ZM225 180H222V182L225 181ZM229 180H231V179H229ZM232 180H233V181H232ZM232 180H231L232 182H235V181H236V180L234 181V179H232ZM244 180H245V181H244ZM259 180H260V179H259ZM259 180H258L259 183H263V181L261 182L262 178H261L260 181H259ZM54 181H53V183H54ZM62 181H63V182H64V181L66 182V180H62ZM157 181H156V182H157ZM160 181H162V180H160ZM170 181L168 182L169 185L173 184V183L170 182ZM187 181H188V180H187ZM187 181H186V179H185V182H187ZM198 181H199V180H198ZM198 181H197V182H198ZM210 181H211V180H209L208 183H209ZM213 181H214V180H213ZM219 181H217V183H219ZM246 181H247V182H246ZM4 182H5V181H4ZM11 182H12V181H10V183H11ZM14 182H15V181H14ZM16 182H18V181H16ZM21 182H22V181H21ZM24 182H23V185H25ZM38 182H39V181H38ZM47 182H48V179H47ZM49 182H50V181H49ZM57 182H58V181H57ZM57 182L55 181V185H56ZM144 182H145V180H144ZM162 182H163V181H162ZM165 182H166V181H165ZM191 182H192V180H191ZM191 182H190V183H191ZM197 182H196V183H197ZM199 182H200V181H199ZM202 182L204 183V181H202ZM205 182H206V181H205ZM215 182H216V180L214 181V183H215ZM232 182H231V183H232ZM236 182H238V181H236ZM256 182H257V181H256ZM256 182H255L254 184H256ZM258 182H257V184H258ZM18 183H19V186H17ZM18 183H16V186L14 185V186L17 188L16 190H18V188L22 186V185L20 186V184H21L20 181H19ZM36 183H37V181H36ZM51 183H52V182H50V185H48V187H49V186L52 187V184H51ZM135 183H136V180H135ZM148 183H149V182H148ZM150 183H151V181H150ZM158 183H159V182H158ZM166 183H167V182H166ZM170 183H171V184H170ZM192 183H193V182H192ZM192 183H191V185H192ZM196 183H193V184H196ZM206 183H207V182H206ZM208 183H207V184H208ZM211 183H213V182H211ZM211 183H210V184H211ZM223 183H224V182H223ZM228 183H229V182H228ZM238 183H239V182H238ZM238 183H237V184H238ZM13 184H15V183H13ZM40 184H41V187H43V185H42V184H43V183H42V179H41V183H40ZM44 184H45V183H44ZM47 184H48V183H46V185H47ZM59 184H60V183H59ZM129 184H130V183H129ZM132 184H133V183H132ZM161 184H162V183H161ZM175 184H173V185L175 186ZM185 184H186V183H185ZM188 184H189V182H188L186 185H188ZM200 184H201V182H200ZM204 184H205V183H204ZM215 184H216V183H215ZM215 184H214V185H215ZM219 184H220V183H219ZM232 184H233V183H232ZM235 184H236V183H235ZM249 184H250V182H249ZM257 184H256V185H257ZM6 185H7V184H5V185H3V186H6ZM8 185H9V184H8ZM26 185H27V184H26ZM26 185H25V186H26ZM46 185H45V186H46ZM62 185H63V186L67 185V182L65 183V185H64V183H63ZM135 185H136V184H135ZM137 185H138V184H137ZM162 185L164 186V185H166V184H162ZM169 185H167L166 188H167V187L170 188ZM189 185H190V184H189ZM197 185H199V183H198ZM201 185H202V184H201ZM205 185H206V184H205ZM208 185H209V184H208ZM225 185H226V184H225ZM227 185H228V184H227ZM250 185H251V184H250ZM260 185H261V184H260ZM260 185H257V187H259V188L261 189V186L263 187L264 184H262L261 186H260ZM27 186H29V185H27ZM30 186H32V185H30ZM34 186H35V185H34ZM45 186H44V187H45ZM53 186H54V184H53ZM60 186H61V185H60ZM182 186H185V185L183 184ZM193 186H194V185H193ZM202 186H203V185H202ZM210 186H212V185H210ZM0 187H2V186H0ZM15 187H14V188H15ZM39 187H40V186H39ZM44 187H43V190H44ZM51 187H50V188H51ZM55 187H56V186H55ZM142 187H143V186H142ZM146 187H147V186H146ZM146 187H145V185H144V188H145V189H146ZM152 187H154V186H152ZM175 187H177V185H176ZM178 187L180 188L181 186H178ZM178 187H177V189H178ZM191 187H192V186H190V187H188V188H191ZM199 187H200V186H199ZM215 187H218V185H217V186L215 185ZM231 187H232V186H231ZM237 187H239V185H237ZM247 187H248V186H246V188H247ZM253 187H254V186H253ZM14 188H13V189H14ZM21 188H22V187H21ZM25 188H26V187H25ZM147 188H148V187H147ZM154 188H155V187H154ZM159 188H160V186L158 187V190H159ZM162 188H163V187H162ZM162 188H161L160 190H162ZM166 188H165V189H166ZM172 188H173V187H172ZM172 188H170L169 190H171ZM186 188H187V187H186ZM186 188H185V189H186ZM200 188H201V187H200ZM203 188H204V186H203ZM208 188H209V186H208ZM208 188H207V189H208ZM210 188H211V187H210ZM7 189H8V188H7ZM19 189H20V188H19ZM22 189H23V188H22ZM22 189H21V190H22ZM29 189H31V188L29 187ZM40 189H41V188H40ZM45 189H46V190L44 191V193H45V192L47 193V192H48V191H47L48 188L45 187ZM127 189H128V187H127ZM156 189H157V188H156ZM167 189H168V188H167ZM167 189H166V190H167ZM175 189H176V188H175ZM182 189H183V188H182ZM196 189H198V186H197ZM196 189H195V190H196ZM211 189H212V191H213L214 188H211ZM216 189H217V188H216ZM240 189H241V188H240ZM255 189H256V188H254L253 190L256 191ZM263 189H264V188H262L261 190H263ZM0 190H1V189H0ZM11 190H12V189H11ZM16 190H15V191H16ZM34 190H35V189H34ZM34 190H33V191H34ZM54 190H55V188H54ZM64 190H63V191H64ZM68 190H69V189H68ZM166 190H165V191H166ZM192 190H193V189H192ZM192 190H191V191H192ZM200 190H201V189H200ZM200 190H199V191H200ZM208 190H209V189H208ZM232 190H233V189H232ZM234 190H235V189H234ZM234 190H233V191H234ZM25 191H27V190H24L23 192H25ZM49 191L52 192L53 190L51 189V190H49ZM59 191H60V190H59ZM66 191H64V192L66 193ZM128 191H130V189H128ZM149 191H151V190L149 189ZM162 191H163V190H162ZM162 191H161V192H162ZM172 191H173V189H172ZM172 191H171V192H168V193H170V194L173 196V192H172ZM183 191H184V190H183ZM202 191H203V189H202ZM202 191H200V192H202ZM214 191H216V190H214ZM220 191H221V190H220V188H219V192H218V193L225 192L226 189H225L224 191H221V192H220ZM229 191H230V190H229ZM229 191H227V192H228L227 195H228L229 193H231V192H229ZM233 191H232V193H231L232 195H233V193H235V191H234V192H233ZM236 191H238V190H236ZM246 191H247V190H246ZM251 191H252V190H251ZM1 192H2V191H1ZM20 192H21V191H20ZM28 192H29V194H30V191H28ZM28 192H27V193H28ZM36 192H37V191H36ZM57 192H58V191H57ZM136 192H137V191H136ZM178 192H179V191H178ZM178 192H177V194H178ZM194 192H195V191H194ZM194 192H193V193H194ZM203 192H204V191H203ZM210 192H211V191H209V193H210ZM216 192H217V191H216ZM216 192H215V195L217 196L218 193L216 194ZM238 192H239V191H238ZM240 192H241V191H240ZM244 192H245V191H244ZM3 193H5V194L7 193V194H8L9 192H8V191H7V192L5 191V192H3ZM39 193H40L41 195H43L41 192H39ZM39 193H38V195H39ZM46 193H45V194H46ZM52 193H55V192H52ZM52 193H50V194H52ZM59 193L61 194V192H58V194H59ZM138 193H139V192H138ZM141 193H142V192H141ZM147 193H148V192H147ZM162 193H163V192H162ZM174 193H175V191H174ZM179 193H180V192H179ZM183 193H184V192H183ZM196 193H197V190H196ZM209 193H208V194H209ZM213 193H214V192H213ZM241 193H243V191H242ZM241 193H240V194H241ZM248 193H250V192H248ZM256 193H257V192H256ZM262 193H263V192H262ZM262 193H261V194H262ZM14 194H15V193H14ZM20 194H21V193H20ZM24 194H25V193H24ZM45 194H44V195H45ZM62 194H63V193H62ZM66 194H68V193H66ZM66 194H64V195H66ZM139 194H140V193H139ZM142 194H144V193H142ZM164 194H166V193H164ZM170 194H169V195H170ZM197 194H198V193H197ZM199 194H200V193H199ZM206 194H207V193H206ZM208 194H207V195H208ZM221 194H222V193H221ZM221 194H220V195H221ZM224 194H225V193H224ZM224 194H222L223 198H225V197H224ZM253 194H254V193H253ZM17 195H18V193H17V191H16V196H17ZM26 195H27V194H26ZM47 195H48V194H47ZM47 195H45V196H46V199L48 198ZM55 195H56V194H55ZM74 195H75L76 197H74ZM153 195H154V193H153ZM157 195H158V194H157ZM178 195H179V194H178ZM200 195H201V194H200ZM204 195H205V193H204ZM209 195H211V194H209ZM215 195H214V196H215ZM220 195H219V196H220ZM225 195H226V194H225ZM243 195H244V194H241V196L245 198V195H244V196H243ZM0 196H1V195H0ZM7 196H8V195H7ZM27 196H28V195H27ZM56 196H57V195H56ZM56 196H55L54 198H55V199H56V198H59V199H57V201L59 200L58 202H60V201L62 200V198H61L62 195H59V196H57V197H56ZM143 196H145V195H143ZM158 196H159V195H158ZM161 196H162V195H161ZM214 196H212V198H213ZM219 196H217L216 198H218ZM228 196H229V195H228ZM236 196L239 197V196H238V193H237ZM246 196H247V194H246ZM255 196H256V195H255ZM262 196H263V194H262ZM30 197L33 198L34 196H32V195L30 194ZM135 197H136V195H135ZM145 197H147V196H145ZM145 197H143V198H145ZM154 197H155V196H154ZM164 197H165V195H164ZM164 197H163V198H164ZM8 198H9V197H8ZM8 198H7V199H8ZM20 198H21V197H20ZM31 198H30V199L28 198V199L31 200ZM54 198H53V200H54ZM60 198H61V200H60ZM63 198H64V197H63ZM67 198H68V197H67ZM143 198H142V199H143ZM148 198H149V197H148ZM148 198H147V199H148ZM155 198H156V197H155ZM160 198H161V197H160ZM166 198L168 199V197H166ZM166 198H164V200H165ZM169 198H170V197H169ZM172 198H173V197H172ZM188 198H189V197H188ZM206 198H207V197H206ZM221 198H222V197H221ZM247 198H248V197H247ZM247 198H246V199H247ZM263 198H264V197H263ZM2 199H3V198H2ZM14 199H16V198H15V197L12 198V201H14ZM22 199H25V195H24V198L22 197ZM22 199H20V200H22ZM28 199H26V200L29 201ZM34 199H35V198H34ZM36 199H37V198H36ZM38 199H39V198H38ZM40 199H41V198H40ZM40 199H39V200H40ZM65 199H66V198H65ZM65 199H64V200H65ZM69 199H70V198H69ZM131 199H132V198H131ZM145 199H146V198H145ZM156 199H157V198H156ZM200 199H203V200H204L205 198L203 197V198H200ZM219 199H220V198H219ZM225 199H226V198H225ZM228 199H229V198H228ZM232 199H233V198H232ZM232 199H231V201H232ZM246 199H245V200H246ZM249 199H250V198H249ZM26 200H25V203H27ZM53 200H52V202H53ZM64 200H63V201H64ZM66 200H68V199H66ZM138 200H139V198H138ZM143 200H144V199H143ZM162 200H163V199H162ZM169 200H170V199H169ZM172 200H174V198H173ZM172 200H170V203L173 202ZM198 200H199V199H198ZM203 200H200V201L203 202ZM234 200H235V199H234ZM234 200H233V201H234ZM237 200H238V199H237ZM240 200H241V198H240ZM7 201H8V200H7ZM18 201H19V200H18ZM34 201H35V200H34ZM44 201H45V200H44ZM54 201H55V200H54ZM131 201H132V200H131ZM134 201H135V200H134ZM139 201H141V200H139ZM144 201H146V200H144ZM151 201H152V200H151ZM151 201H150V202H151ZM165 201L167 202V200H165ZM190 201L192 202V200H190ZM212 201H213V200H212ZM3 202H4V201H3ZM15 202H16V201H15ZM15 202H14V203H15ZM37 202H38V201H36V206H38V205H37ZM49 202H51V199H50ZM66 202H68V201H66ZM141 202H142V201H141ZM146 202H147V201H146ZM150 202H149V203H150ZM160 202H161V199H160ZM185 202H186V201H185ZM244 202H245L246 204H247V202L249 203V201H247V202L244 201ZM244 202H243V204H244ZM251 202H252V201H251ZM257 202H260V201L257 200ZM257 202H256V203H257ZM261 202L263 203V201H261ZM14 203H13V204H14ZM20 203H21V202H20ZM23 203H24V202H22V204H23ZM28 203H29V202H28ZM28 203H27V204H28ZM34 203H35V202H34ZM38 203H39V202H38ZM61 203H62V202H60V204H55V203H54V206L57 205V207H56V206H55V207L58 208L59 205H61ZM127 203H128V204H127ZM135 203H136V202H135ZM142 203H143V202H142ZM152 203H153V202H152ZM173 203H174V202H173ZM176 203H177V202H176ZM199 203H200V202H199ZM213 203H214V202H213ZM217 203H219V201H217ZM234 203H235V202H234ZM9 204H10V203H9ZM17 204H18V203H17ZM30 204H31V202H30ZM41 204H42V206H43L44 203L41 202ZM41 204H40V205H41ZM50 204H51V203H50ZM64 204H65V202H64ZM64 204L62 203L63 206H64ZM143 204L146 205L145 202H144ZM143 204H141V205L143 206ZM147 204H148V203H147ZM150 204H151V203H150ZM190 204H191V203H190ZM209 204H210V202H209ZM215 204H216V202H215ZM249 204H250V203H249ZM5 205H6V203H5ZM15 205H16V204H15ZM33 205L35 206V204H33ZM40 205H39V207H40ZM62 205H61V207H59V208H62V209L65 208V209H66V206L68 207V204H67V205L65 204V207H62ZM69 205H70V204H69ZM73 205H74V203L70 205L71 209L73 208ZM148 205H149V204H148ZM148 205H146L145 207L147 208ZM168 205H169V204H168ZM179 205L182 206V204H179ZM200 205H203V204L200 203ZM204 205H205V204H204ZM216 205H217V204H216ZM218 205H219V204H218ZM232 205H233V204H232ZM256 205H258V204H256ZM7 206H8V205H7ZM17 206H19V205H17ZM17 206H16V207H17ZM20 206H21V204H20ZM22 206L25 207L26 205H22ZM36 206H35V207H36ZM45 206H46V204H45ZM76 206H77V205H75V207H76ZM131 206H132V205H131ZM133 206H134V205H133ZM142 206H140L141 209H142ZM176 206H177V205H176ZM188 206H189V205H188ZM194 206H195V205H194ZM198 206H199V204H198ZM219 206H223V205H219ZM249 206H250V205H249ZM258 206H259V205H258ZM258 206H257V207H258ZM260 206H263V207H264V205H262V204H260ZM4 207H5V206H4ZM12 207H13V206H12ZM26 207H27V206H26ZM26 207H25V208H26ZM30 207H31V206H30ZM46 207H47V206H46ZM49 207H50V206H49ZM51 207H52V206H51ZM55 207H52V208L54 209ZM168 207H169V206H168ZM183 207H184V210L186 211V209H185L186 207H185V206H183ZM183 207H182L181 209H183ZM202 207H203V206H202ZM202 207H201V208H202ZM204 207H205V206H204ZM204 207H203V208H204ZM206 207H207V208H206ZM206 207H205L204 209H207V210H208V208L210 207L209 210H211V208H212V206H208L207 203H206ZM213 207H214V209L212 210V215L209 214V212H208V214H209L208 216H210V215L213 216V214H214L213 212H216V211H215L216 208H215V205H214V204H213ZM216 207H217V206H216ZM250 207H251V206H250ZM263 207H262V209H263ZM25 208H24V210H25ZM36 208H38V207H36ZM56 208H55V209H56ZM80 208L82 209V207H80ZM80 208H79V210H80ZM143 208H144V206H143ZM170 208H171V206H170ZM172 208H174V207H172ZM172 208H171V211H172ZM192 208H193V207H192ZM192 208H191V209H192ZM218 208H219V207H218ZM221 208H222V207H221ZM251 208H253V207H251ZM260 208H261V207H259L258 209H260ZM6 209H7V208H6ZM10 209H11V208H10ZM26 209H27V208H26ZM31 209H32V208H30V210H31ZM68 209L70 210V208H68ZM89 209H90V208H89ZM157 209H159V207H158ZM163 209H164V208H163ZM197 209H198V208H197ZM262 209H261V210H262ZM28 210H29V208H28ZM28 210H26V211H28ZM35 210H36V209H35ZM37 210H38V209H37ZM56 210H58V209H56ZM56 210H55V212H54V211H53V212L57 214L58 211L56 212ZM59 210H61V209H59ZM66 210H67V209H66ZM69 210H67V214H64L63 211H65V210L60 211V212H63V213H61V215H62V214H64V215H68V214H69V213H68ZM92 210H93V209H92ZM164 210H165V209H164ZM168 210H170V209L168 208ZM177 210H178V209H177ZM187 210H188V209H187ZM192 210L194 211V209H192ZM192 210H190L189 212L192 213V212H193ZM201 210H202V209H201ZM201 210H200V213H201ZM217 210H218V209H217ZM220 210H221V209L219 208V211H220ZM224 210H225V209H224ZM224 210H223V211H220V212L222 213V212H224ZM250 210H251V209H250ZM261 210H260V211H261ZM17 211H19V210H17ZM31 211H32V210H31ZM38 211H39V210H38ZM80 211H81V210H80ZM80 211H79V212H80ZM143 211H145V210H143ZM143 211H142V212H143ZM175 211H176V210H175ZM196 211H197V210H195V212H196ZM219 211H218V212H219ZM28 212L30 213V211H28ZM34 212H35V211H34ZM42 212H43V209H42ZM47 212H48V211H47ZM60 212H59V213H60ZM139 212H140V211H139ZM156 212H158V210H157ZM218 212H216V213H218ZM257 212H258V211H257ZM12 213H13V211H12ZM22 213H23V212H22ZM35 213H37V211H36ZM54 213H53V214H54ZM80 213H81V212H80ZM154 213H155V212H154ZM166 213H167V212H165L164 214H166ZM176 213H177V212H176ZM182 213H183V212H182ZM210 213H211V212H210ZM2 214H3V211H2ZM16 214H17V213H16ZM31 214H32V213H31ZM44 214H45V215H44ZM44 214L41 215V218L44 217V218H42V219L47 221L48 217L50 216V214H52V212H50V214H49V212H48V213H44ZM88 214H89V213H88ZM92 214H93V213H92ZM140 214H141V212H140ZM155 214H157V213H155ZM161 214H162V213H161ZM193 214H195V213L193 212ZM203 214L205 215V213H203ZM203 214H201V215H203ZM222 214H223V213H222ZM246 214H247V212H246ZM246 214H245V215H246ZM249 214H250V213H248V215H249ZM251 214H252V216H253V213H252V212H251ZM263 214H264V213H263ZM17 215H18V214H17ZM24 215H25V213H24ZM27 215H28V214H27ZM33 215H35V214H33ZM43 215H44V216H43ZM58 215H59V214H58ZM80 215H81V214H80ZM93 215H95V214H93ZM196 215H197V213H196ZM196 215H195V216H196ZM204 215H203V217H201V219L199 218V220H202V219L204 218ZM220 215H221V214H220ZM248 215H246V217H248ZM259 215H260V214H259ZM20 216H21V215H20ZM20 216H19V217H20ZM22 216H23V215H22ZM29 216H30V215H29ZM36 216H37V215H36ZM38 216H39V215H38ZM52 216L55 217V215H52ZM59 216H60V215H59ZM70 216H71V215H70ZM70 216H68V217H70ZM82 216H84V215H81V217H82ZM95 216H96V215H95ZM135 216H134V217H135ZM156 216H157V215H156ZM156 216H155V217H156ZM162 216L165 217V215H162ZM179 216H180V215H179ZM197 216H198V215H197ZM206 216H207V215H206ZM206 216H205V217H206ZM208 216L206 217L207 219H208ZM214 216L216 217V215H214ZM214 216L212 217L211 220H213ZM217 216H218L219 218L221 217V216H219V214H217ZM225 216H226V215H225ZM242 216H243V215H242ZM255 216L258 218L257 214H255ZM16 217H18V216H16ZM19 217L17 218L18 221H19ZM31 217H32V216H31ZM34 217H35V216H34ZM39 217H40V216H39ZM79 217H80V216H79ZM81 217H80V218H81ZM86 217H87V216H86ZM86 217H85V219H86ZM88 217H89V216H88ZM169 217H170V216H169ZM171 217H172V216H171ZM260 217H261V216H260ZM1 218H2V217H1ZM5 218H6V217H5ZM23 218H24V217H23ZM25 218H26V217H25ZM37 218H38V217H37ZM41 218H39V219L41 220ZM60 218L63 219L61 216H60ZM64 218H65V217H64ZM157 218L159 219L160 217L157 216ZM167 218H168V217H167ZM177 218H178V217H177ZM206 218H204L203 220H205ZM221 218H222V217H221ZM224 218H225V217H223V219H224ZM248 218H249V217H248ZM32 219H34V218H32ZM50 219H51V218H50ZM50 219H48V220L50 221ZM69 219H70V218H69ZM71 219H72V218H71ZM74 219H77V218L74 217ZM88 219H90V217H89ZM133 219H134V218H133ZM136 219H135V220H136ZM160 219H162V218H160ZM160 219H159V220H160ZM169 219H170V218H169ZM182 219H183V218H182ZM193 219H194V217L192 218V221H193ZM197 219H198V218H197ZM252 219L254 220L255 218L253 217ZM25 220H26V219H25ZM34 220H35V219H34ZM40 220H39V221H40ZM51 220H52V219H51ZM55 220H56V219L54 218V222H53V223H55ZM66 220H68V219H66ZM66 220H65V221H66ZM82 220H83V219H82ZM90 220L93 221V219H90ZM98 220H99V218H98ZM130 220H131V221H130ZM171 220H172V219H171ZM176 220H177V219H176ZM176 220H175V221H176ZM199 220H198V222H199ZM203 220H202V221H203ZM211 220H210V221H211ZM263 220H264V218H263ZM11 221H12V218H11ZM35 221L38 222V219L35 220ZM41 221H42V220H41ZM41 221L39 222L40 224H42ZM58 221H59V220H58ZM63 221H64V220H63ZM65 221H64V225L67 224V223H65ZM70 221H71V220H70ZM77 221H78V220H77ZM77 221H76V222H77ZM92 221H91V222H92ZM95 221H93V222L95 223ZM132 221H133V223H132ZM160 221H163V219L160 220ZM164 221H165V220H164ZM172 221H173V220H172ZM205 221H206V220H205ZM210 221L208 220L207 222H210ZM240 221H241V220H240ZM240 221H239V223H240ZM22 222H24V221H22ZM56 222H57V221H56ZM88 222H89V221H88ZM91 222H89V223H91ZM153 222H154V221H153ZM165 222H167V221H165ZM177 222H179L178 225H182L181 223H183V221L181 222L180 220H179V221L177 220ZM184 222H185L184 224H186V223L189 224V222H191V221H190V219H188V220L185 219ZM198 222H197V223L195 222L196 225H198ZM215 222H216V221H215V218H214V222L211 221V223H212V224L214 223V225H215ZM223 222H225V220H224ZM226 222H227V221H226ZM228 222H229V221H228ZM253 222H255V221H253ZM20 223H21V222H20ZM45 223H47V222H45ZM48 223H49V222H48ZM48 223H47V224H48ZM51 223H52V222L49 223V226H50ZM58 223H59V222H58ZM61 223H62V222H61ZM79 223H80V222H79ZM89 223H88V226L90 225ZM157 223H159V222H157ZM162 223H163V222H162ZM167 223H168V222H167ZM169 223H170V222H169ZM169 223H168V224H169ZM173 223H174V221H173ZM199 223H201V221H200ZM203 223H204V225H205V222H204V221H203ZM218 223H219V221H218ZM218 223H217V224H218ZM221 223H222V221H221ZM221 223H220V225H221ZM230 223H231V222H230ZM239 223L237 224V222H236V225H235V226L237 227V225H239ZM247 223H248L247 225H249V222H247ZM1 224H2V223H1ZM21 224H22V223H21ZM40 224H39V225H40ZM55 224H56V223H55ZM91 224H93V223H91ZM149 224H151V223H149ZM160 224H161V223H160ZM208 224L210 225V223H208ZM208 224H206V226H208ZM224 224H225V223H224ZM233 224H234V222H233ZM256 224H257V223H256ZM4 225H5V224H4ZM16 225H17V224H16ZM86 225H87V224H86ZM93 225H94V224H93ZM162 225H165V224H162ZM193 225H194V227H193L192 225H190V226H192L193 228H196V227H197V228H196V230H197V229H198V226H195V224H193ZM204 225H203V226H204ZM214 225H210V226L212 227V226H214ZM220 225H219V226H220ZM231 225H232V223H231V224H228L227 226L225 225L226 227H228V230H229V231H226L227 228H225V226H224L225 231L227 232V234H226V232L224 233V231H223L222 229H221V230L223 231V233H222V231H220V230L217 229L216 227H213L214 229L211 230V231L213 232V233H211V236H215L216 234L219 235V233H220V232H221V233H220V238H219V236H218L219 239L216 240L215 237H214V238L212 237V238H210V239H211L210 242L213 240V244H215V245H218V244H224V246H225L224 249H225V248L229 245V242H230L231 247H232V244H233V245L235 244V243L232 242V239H233V238H234V242H235L236 240H240L241 238H244V235L241 234V233L243 232L242 227L239 226V227H241V228H239V227L237 228V229H240V230L242 229L241 231H239V235H238V234H237L238 231L234 232L236 229H235V227H234V228L232 227L233 225H232V226H231ZM263 225H264V224H263ZM19 226H20V225H19ZM56 226H58V225H56ZM56 226H54V227H56ZM60 226L62 227V225H60ZM60 226H59V227H60ZM68 226H69V225H68ZM70 226H69V227H70ZM88 226H86V227L88 228ZM168 226H169V225H168ZM170 226H171V225H170ZM200 226H201V224H200ZM200 226H199V227H200ZM206 226H205V227H206ZM222 226H223V225H222ZM250 226H251V225H250ZM15 227H16V226H15ZM21 227H23V226H21ZM25 227H26V226H24V228H25ZM39 227H40V226H39ZM46 227H47V226H46ZM50 227H51V226H50ZM92 227H91V228H92ZM161 227H162V226H161ZM184 227H185V225H184ZM208 227H209V226H208ZM7 228H8V227H7ZM18 228H19V227H18ZM40 228H41V227H40ZM40 228H39V229H40ZM57 228H58V227H57ZM62 228H64V227H62ZM80 228H79V229H80ZM89 228H90V227H89ZM169 228H170V227H169ZM169 228H168V229H169ZM171 228H172V227H171ZM174 228H175V227H174ZM187 228H188V227H187ZM189 228H191V227H189ZM209 228H210V227H209ZM209 228H208V229H209ZM220 228H222V227H220ZM8 229H9V228H8ZM8 229H7V230H8ZM10 229H11V228H10ZM26 229H27V228H26ZM49 229H50V228H49ZM49 229L46 228V230L48 231V233H49V231H50V232H53L52 230H49ZM51 229H52V228H51ZM54 229H55V228H54ZM54 229H53V230H54ZM58 229H59V228H58ZM66 229L68 230V227H67ZM66 229H64V230H66ZM85 229H86V228H85ZM157 229H159V228L157 227ZM176 229H177V227H176ZM176 229H175V230L172 229L171 231L174 232V231H176ZM191 229H192V228H191ZM199 229H200V228H199ZM202 229H204V228H202ZM208 229L206 228L207 231H210V229H209V230H208ZM232 229H234V231H233ZM3 230H4V229H3ZM7 230H6V232H7ZM22 230H23V229H22ZM42 230H43V232L45 231L44 229H42ZM67 230H66V231H67ZM86 230H87V229H86ZM159 230H162V229L160 228ZM159 230H158V231H159ZM164 230H165V228H164ZM182 230H183V229H182ZM196 230H195V231H196ZM206 230H205V232H206ZM247 230L249 231V229H245V231H247ZM255 230H256V229H255ZM9 231H10V230H9ZM14 231H15V230H14ZM19 231H20V229H19ZM59 231H60V230H59ZM59 231H58V232H59ZM62 231H63V229H61L59 235H63V234L66 235V234H67L66 231H65L66 233L61 234ZM171 231H170V232H171ZM186 231H187V230H186ZM188 231L190 232L189 229H188ZM195 231H193V232H195ZM202 231H203V230H202ZM202 231H201V232H202ZM232 231L235 233L236 236L238 235V236L240 237V234H241V238H240V239H236V238H235L236 236L233 237L234 234L232 233ZM252 231H253V230H252ZM4 232H5V231H4ZM6 232H5V233H6ZM16 232H17V229H16ZM41 232H42V231H41ZM43 232H42V233H43ZM55 232H57V230H56ZM63 232H64V231H63ZM81 232H82V231H81ZM163 232H164V231H163ZM173 232H172V234H173ZM199 232H200V230H199ZM201 232H200V234H201ZM205 232H204V233H205ZM240 232H241V233H240ZM254 232H255V231H254ZM254 232H253V233H254ZM256 232H257V231H256ZM12 233H15V232H12ZM18 233H19V232H18ZM23 233H24V231H23ZM25 233H26V232H25ZM42 233H41V234H42ZM68 233H69V232H68ZM76 233H77V232H76ZM82 233H83V232H82ZM82 233H78V234H81L80 236H83ZM164 233H165V232H164ZM164 233H162V234H164ZM166 233H168V232H166ZM174 233H175V234L177 233V235H178V232H177V231L174 232ZM179 233H180V232H179ZM195 233H196V232H195ZM207 233H208L207 236H209V235H210L209 232H207ZM247 233H248V232H247ZM250 233H252V232L250 231ZM253 233H252V234H253ZM262 233H263V231H262ZM2 234H4V233H2ZM2 234H1V235H2ZM45 234H46V233H45ZM45 234L43 233V235H45ZM51 234H52V233H51ZM106 234H107V233H106ZM202 234H203V233H202ZM202 234H201V235H202ZM245 234H246V233H245ZM254 234H255V233H254ZM257 234H258V233H257ZM10 235H12V234L10 233ZM17 235H18V234H17ZM54 235H56V234L54 233ZM54 235H49V236L52 237V236H54ZM64 235H63V236H64ZM68 235H69V234H68ZM173 235H174V234H173ZM20 236H21V234H20ZM63 236H61V238H62ZM69 236H70V235H69ZM84 236H85V234H84ZM84 236H83V238H84ZM106 236H107V235H106ZM106 236H105V237H106ZM165 236H166V238H167L169 235H168V236L165 235ZM165 236H164V237H165ZM170 236H171V235H170ZM197 236H198V233H197ZM197 236H194V238L196 237V239H197V238L200 237V235H199L198 237H197ZM242 236H243V237H242ZM248 236H249V235H248ZM258 236H259V235H258ZM4 237H5V236H4ZM16 237H18V236H15V238H16ZM22 237H23V236H22ZM29 237H30V235H29ZM45 237H46V238H45V241H46V239L48 240V237H47V236H45ZM108 237H109V236H108ZM172 237H174V236H172ZM175 237H176V235H175ZM184 237H185V236H184ZM250 237H251V235H250ZM8 238H9V237H8ZM20 238H21V237H19V239H20ZM166 238H165V239H166ZM203 238H205V237H203ZM203 238L200 237V239H203ZM208 238H209V237H208ZM246 238H247V237H246ZM0 239H1V237H0ZM19 239H18V241H19ZM22 239H23V238H22ZM51 239H52V238H51ZM58 239L60 240V238H58ZM63 239H64V237H63ZM66 239H67L66 241H68V238H66ZM71 239H69V240H71ZM85 239H84V240H85ZM107 239H108V238H107ZM107 239H106V242H107ZM163 239H164V238H163ZM163 239H162V241H163ZM165 239H164V244H165V243H168V244H169V242H165ZM174 239H175V238H174ZM177 239H179V237H178ZM185 239H186V238H185ZM185 239H184V240H185ZM214 239H215V240H214ZM247 239H249V238H247ZM253 239H254V238H252V241H253ZM261 239H262V238H261ZM76 240H77L78 242L81 241V243L77 245V244H76ZM184 240H183V241H184ZM198 240H199V239H198ZM203 240H206V239H203ZM203 240H201V241H202L203 243H205V241H203ZM256 240H257V239H256ZM259 240H260V239H259ZM20 241H21V239H20ZM23 241H24V240H23ZM32 241H33V240H32ZM45 241H44V242H45ZM61 241H62V239H61L60 241H58V243H60ZM86 241H87V240H86ZM86 241H85V242H86ZM88 241H89V240H88ZM104 241H105V240H104ZM157 241H158V240H157ZM26 242H27V241H26ZM46 242H47V241H46ZM48 242L50 243V239H49ZM48 242H47V244H48ZM53 242H54V241H53ZM160 242H161V241H160ZM175 242H176V241H175ZM175 242H174V244H175ZM184 242H185V241H184ZM184 242H183V243H184ZM198 242H199V241H198ZM198 242H197V240L192 239V241L187 242V246L184 247V245L182 244L183 246H181V247H183V248H181V247H180V248L183 249V250H181V252L183 253V256H182L183 258L180 257L179 259L182 258V259H183V262L180 261V262H181L180 264H205L206 261L208 260V258H211V257L213 256V251L209 248V246H210V247L212 246V248L215 247V246H213V245H209V244L207 245L206 243H205V246H204V245H202V244H203L202 242H201L202 244H200V242H199V243H198ZM206 242H208V241H206ZM210 242H209V243H210ZM214 242H215V243H214ZM225 242L228 244L227 246L225 245ZM256 242L258 243V241H255V242H251V245H250V241H249V244H248L247 242L241 240V242L238 244V245L242 244V245H240V249H239V250L237 249L238 251H234V250H233L234 252L230 253V254L226 257L227 260H228V261H226L227 264H264V252H263V251H260V254H259V248H258L259 246H258V244H257ZM260 242H261V241H259V243H260ZM2 243H3V242H2ZM23 243H25V242H23ZM54 243H57V242H54ZM74 243H75V245H74ZM87 243H88V242H87ZM89 243H91V242H89ZM171 243H172V242H171ZM216 243H217V244H216ZM253 243H254V244L256 243V244L254 245ZM263 243H264V242H263ZM26 244H27V243H26ZM31 244H32V243H31ZM42 244H43V243H42ZM42 244H41V245H42ZM52 244H53V243H52ZM69 244H68V245H69ZM85 244H86V243H85ZM172 244H173V243H172ZM185 244H186V243H185ZM210 244H211V243H210ZM19 245H21V244H19ZM22 245H23V244H22ZM27 245H28V244H27ZM50 245H51V243H50ZM62 245H63V244H62ZM68 245H67V246H68ZM88 245H90V244H88ZM161 245H162V243H161ZM161 245H160V246H161ZM165 245H166V244H165ZM252 245H254L255 248H252V247H254V246H252ZM259 245H260V244H259ZM24 246H26V245H23V248H24ZM37 246H38V245H37ZM55 246H56V245H55ZM58 246H60V245H58ZM91 246H94V245H91ZM256 246H258V247H256ZM261 246H262V245H261ZM263 246H264V245H263ZM28 247H29V245H28ZM35 247H36V246H35ZM63 247H64V246H63ZM63 247L61 246L62 249H63ZM65 247H66V243H65ZM97 247H99V250L97 249ZM115 247H116V246H115ZM170 247H174V246L171 245ZM220 247H221V246H220ZM231 247L229 246L230 249H229V248H228V249L226 248V249L228 250V251L226 250L227 253H228V252H231V251H229V250H232ZM233 247H234V249H235V248H237V247H239V246H237V247L233 246ZM233 247H232V248H233ZM26 248H27V247H26ZM26 248H25V249H26ZM59 248H60V247H59ZM68 248H70V247H68ZM165 248H168L167 245L165 246ZM221 248H222V247H221ZM260 248H261V247H260ZM263 248H264V247H263ZM27 249H28V248H27ZM41 249H42V248H41ZM70 249H72V248H70ZM70 249H69V250H70ZM87 249H88V248H87ZM108 249H109V248H108ZM214 249H215V248H214ZM224 249H223V251H225ZM69 250L67 249V251H69ZM74 250H75V249L73 248V253H74ZM78 250H79V251H78ZM260 250H261V249H260ZM36 251H37V250H36ZM42 251H43V250H42ZM46 251H47V250H46ZM48 251H49V250H48ZM63 251H64V249H63ZM81 251H82V253H83V254L81 253L82 255L79 254ZM178 251H180V250H178ZM215 251H216V250H215ZM220 251H221V250H220ZM226 251H225V252H226ZM1 252H2V251H1ZM49 252H50V251H49ZM69 252H71V251H69ZM111 252H112V251H111ZM217 252H219L218 249H217ZM25 253L27 254V252H25ZM29 253H30V250H29ZM65 253H66V251H65ZM65 253H64V254H65ZM219 253H220V252H219ZM221 253H223V252L221 251ZM44 254H45V253H44ZM44 254H43V255H44ZM49 254H50V253H49ZM53 254H55V253H53ZM64 254H63V255H64ZM84 254H85V255H84ZM168 254H169V253H168ZM23 255H24V254H23ZM39 255H40V254H39ZM47 255H48V254H47ZM55 255H58V254H55ZM55 255H54L53 258H55L56 262H55L54 259H53V260H54L55 263H57V259L59 258V259H58V261H59V260H60V257L57 256V259H56V256H55ZM72 255H73V254H72ZM74 255L76 256V254H74ZM74 255H73V256H74ZM214 255H215V254H214ZM219 255H220V254H219ZM226 255H227V254H226ZM11 256H12V255H11ZM44 256H45V255H44ZM52 256H53V255H52ZM59 256H60V255H59ZM67 256H68V255H67ZM78 256H76L77 259H78ZM80 256H79V258H80ZM83 256H82V258H83ZM164 256H166V255H164ZM222 256H223V255L218 256V257L223 258ZM28 257H29V256H28ZM65 257H66V256H65ZM76 257H75V258H76ZM167 257H168V256H167ZM215 257H216V256H215ZM24 258H25V257H24ZM68 258H70V256H68ZM144 258H145V257H144ZM149 258H148V259H149ZM169 258H170V256H169ZM61 259H62V258H61ZM66 259H67V258H66ZM70 259H71V258H70ZM156 259H157V260H160V262L157 263L158 261H156ZM213 259H214V258H213ZM216 259H218V258H215V260H213V261H215V262L218 264V262H217L218 260L216 261ZM223 259H224V258H223ZM238 259H239V260H238ZM47 260H48V259H47ZM81 260H82V259H81ZM83 260H84V258H83ZM116 260H118V259H116ZM224 260H225V259H224ZM224 260H222L223 262H222L221 260H219V261H221V263H225ZM9 261H11V260H9ZM51 261H52V260H51ZM51 261H48V262H51ZM70 261H71V260H70ZM104 261H105V262H104ZM147 261H148V260H147ZM171 261H172V262H171ZM173 261H174V262H173ZM209 261H210V260H208L207 262L210 263ZM213 261H211V262L215 264V262H213ZM17 262H18V261H17ZM60 262H67V261H63V260L61 261V260H60ZM72 262H77V261H72ZM82 262H83V261H82ZM103 262H104V263H103ZM114 262H115V261H114ZM116 262H115V264H117ZM178 262H179V261H177L176 264H178ZM238 262H239V263H238ZM8 263H10V262H8ZM13 263H14V262H13ZM13 263H12V264H13ZM41 263H42V262H41ZM58 263H59V262H58ZM67 263H68V262H67ZM67 263H66V264H67ZM18 264H19V263H18ZM51 264H52V263H51ZM53 264H54V263H53ZM59 264H60V263H59ZM63 264H64V263H63ZM72 264H73V263H72ZM75 264H76V263H75ZM79 264H80V263H79ZM106 264H108V263H106ZM109 264H112V262L109 263ZM210 264H211V263H210Z\"/></svg>",
    "mask_w": 264,
    "mask_h": 264
}]
</instances>
